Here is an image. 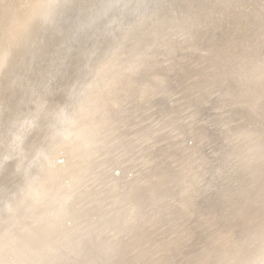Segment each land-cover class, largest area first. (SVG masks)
<instances>
[{"label":"rangeland","instance_id":"obj_1","mask_svg":"<svg viewBox=\"0 0 264 264\" xmlns=\"http://www.w3.org/2000/svg\"><path fill=\"white\" fill-rule=\"evenodd\" d=\"M12 0H0V4L1 5H5L9 2H11ZM104 1V2H103ZM113 1V2H112ZM116 0H47L46 3V8L43 9L41 11V8L35 12V17L33 19L32 25H31V30L27 33V35L25 36V38L23 39L22 42H20L19 44H9V41H2V44L0 42V54L1 52H3L0 55V172L2 173L3 171L6 170V167L11 163V164H19L23 158L24 160L22 162H29V163H33L34 164V169L27 175V177L24 180L23 185L16 191L14 192V194H12L13 197V203L14 204H19V206L21 207H25V208H29L30 206H33L29 211H26V215H24L21 218V222L23 223H30L32 222V220L40 218L41 220H43L44 225H46L48 222H55L59 219V212L54 208H48L46 209V202L44 200H37V195L35 196L34 193L35 192H29V188L31 187V184H38L39 188L45 187V189L50 190L53 189L55 186H59L57 185V183L60 184L59 187V192L57 194V200L59 202H69L71 203L72 207H73V212L77 213L79 215V217H77L76 215L70 216L68 215L70 218H66L64 219V223L62 222L61 227H63L64 230V234L61 235L60 237H57L53 240V250L52 252L49 254V264H61L62 262H66L68 260H75L80 258L81 253H78V251L82 248L83 244H85V240H91V242H94V244H96V248H100L98 251L100 252V263L101 264H188L189 262L191 264H264V151L262 152V154L260 153L262 151V149L264 150V146H263V142H264V127H260V126H264V96L260 97L261 92L264 93V83L262 85V82H264V0H225V1H221V0H215L217 2H212L214 0H165L166 2H168L169 4H167L165 1H162L161 3H159L156 6H152L149 5V1L147 0H117L118 8H117V3L116 5L114 4ZM125 1V3L123 2ZM139 1H142L141 3ZM170 1V2H169ZM203 1H205L203 3ZM210 3H209V2ZM221 1V2H220ZM227 1V3H226ZM239 3H238V2ZM251 1V3H250ZM258 1V2H257ZM122 2V4H121ZM166 4H165V3ZM181 2H184L183 4ZM208 2V3H207ZM223 2V4H222ZM232 2V3H231ZM241 2V3H240ZM249 2V3H247ZM260 2V3H259ZM103 3V4H102ZM127 3V5H126ZM190 3V4H189ZM198 3V4H197ZM207 3V4H206ZM215 3V4H214ZM230 3V5H229ZM235 5H234V4ZM254 3V4H253ZM99 4V5H98ZM107 4H111L110 6ZM114 4V7L113 5ZM131 4V5H130ZM145 4V5H144ZM172 4V5H170ZM182 4V5H181ZM186 4V5H185ZM203 4V5H202ZM206 4V5H205ZM213 4V5H212ZM222 8H221V6ZM225 4V5H224ZM237 4V5H236ZM243 4V5H242ZM251 5V10L250 9V5ZM93 5V6H92ZM97 5V7H96ZM107 5V7H105ZM140 5V6H139ZM141 5H143V7H141ZM162 5V6H161ZM165 5V6H164ZM175 5V6H174ZM200 5V6H199ZM202 5V6H201ZM212 8H211V6ZM217 5V6H216ZM230 7H228V6ZM234 5V6H233ZM239 5V6H238ZM249 5V6H248ZM254 5V6H253ZM116 6V7H115ZM120 6H122L121 8H124L123 10H121ZM124 6V7H123ZM126 6V7H125ZM130 8H129V7ZM152 6V7H151ZM164 6V7H163ZM173 6V7H172ZM189 6H191V10L190 8H188ZM234 10H233V7ZM236 6V7H235ZM238 6V7H237ZM103 7V9H102ZM112 7V8H111ZM151 7V8H150ZM154 7V8H153ZM156 7V8H155ZM171 7V8H170ZM182 7V8H181ZM209 7V8H208ZM218 7V9L216 8ZM243 7V8H242ZM245 7V8H244ZM247 7V8H246ZM249 7V8H248ZM255 7V8H254ZM100 8V9H99ZM108 8H111L110 10H108ZM116 9L114 11V9ZM144 8V9H142ZM158 8V9H157ZM162 8V9H161ZM177 8V10H176ZM186 8V9H185ZM212 14H210L209 10ZM211 8V9H210ZM224 8V9H223ZM232 8V9H229ZM258 10H257V9ZM118 9V11H117ZM128 9V11H127ZM129 9L131 11H129ZM142 9V10H140ZM147 9V12L144 11ZM155 9V10H154ZM157 9V11H156ZM161 9V10H160ZM170 9V10H168ZM181 9V10H180ZM202 9V11H204V13L200 10ZM214 9V10H212ZM216 9V10H215ZM229 9V10H228ZM240 9V10H239ZM244 9V10H243ZM246 9V10H245ZM102 10V11H101ZM121 10V11H120ZM126 10V11H125ZM164 10V11H163ZM172 10V11H171ZM185 10V11H184ZM193 10V11H192ZM197 10V11H196ZM199 10V11H198ZM208 10V11H207ZM223 10V11H222ZM233 10V11H231ZM237 12H236V11ZM244 12H242V11ZM249 10V11H248ZM250 10L253 12V14H251L252 12H250ZM41 11V12H40ZM93 11V12H92ZM109 11V13H108ZM114 11V13H113ZM141 11V12H140ZM168 13H167V12ZM170 11V12H169ZM174 11V12H173ZM179 11V12H178ZM183 13H182V12ZM187 11L190 12V14L187 13ZM217 11V12H216ZM240 11V12H239ZM247 13H246V12ZM259 11V12H258ZM112 12V13H111ZM121 12V13H120ZM122 12H125L124 15ZM129 13V14H126ZM144 12V13H143ZM160 12L162 14H160ZM165 12V13H163ZM199 12V13H198ZM208 12V13H207ZM214 12V13H213ZM219 12V13H218ZM225 12V13H224ZM228 12V14H227ZM250 12V13H248ZM98 13V14H97ZM106 13V14H105ZM108 13V14H107ZM119 13V14H117ZM139 13V14H138ZM143 13L144 17L141 16V14ZM147 13V17L146 14ZM170 13V14H169ZM174 13V14H173ZM182 14L180 16V14ZM221 13V14H220ZM231 13V14H230ZM239 13V14H238ZM242 13V14H241ZM113 14L115 15V17L113 16ZM122 14V15H121ZM148 14H149V18H148ZM152 14V15H151ZM160 14V16L158 15ZM173 14V15H172ZM177 14V15H176ZM179 14V16H178ZM185 14V15H184ZM187 14V15H186ZM196 14V15H195ZM202 16H201V15ZM216 14V15H214ZM227 14V15H226ZM236 14V15H235ZM257 14V15H256ZM261 14V15H260ZM98 15V16H97ZM106 15V16H105ZM108 15V17H107ZM128 15V16H127ZM157 15V16H156ZM170 17H169V16ZM174 17H172V16ZM191 15V16H190ZM205 15V16H204ZM209 15V16H208ZM212 15V16H211ZM214 15V16H213ZM221 17H219V16ZM226 15V16H225ZM231 15V16H230ZM235 15V16H234ZM240 15V16H239ZM246 15V16H245ZM104 16V17H103ZM119 16V17H117ZM164 16V17H163ZM178 16V17H177ZM197 16V17H194ZM217 16V17H216ZM237 16V17H236ZM243 18H242V17ZM258 16V17H257ZM262 16V17H261ZM96 17V18H95ZM143 17V18H142ZM157 17V18H156ZM161 17V18H160ZM167 17V18H166ZM172 17V18H171ZM187 17V18H186ZM190 17V18H189ZM192 17V18H191ZM204 19H203V18ZM207 17V18H206ZM232 17V20H231ZM234 17V19H233ZM246 17V18H245ZM251 17V18H250ZM101 18V19H100ZM106 18V19H105ZM124 18L125 21H124ZM140 18V19H139ZM142 18V19H141ZM148 18V19H147ZM160 18V19H158ZM182 18V19H181ZM195 18V19H194ZM197 18V19H196ZM203 20H202V19ZM208 18H213L211 20L214 21H210V19L208 20ZM219 18V19H218ZM226 19V21L224 22V20L222 19ZM238 21L237 26H236V19ZM249 18V19H247ZM260 18V21H259ZM88 19V20H87ZM94 19V20H93ZM115 19V20H114ZM145 19V23L141 21H143ZM151 19V20H149ZM163 19V20H162ZM176 19V20H175ZM186 19V20H185ZM207 21H206V20ZM219 20V23L218 20ZM231 22H230V20ZM241 19V20H240ZM247 19V20H246ZM101 20V21H100ZM104 23H103V21ZM106 20V21H105ZM109 20V22L107 21ZM112 20V21H111ZM127 20V22H126ZM182 20V21H181ZM187 20H189V23L187 22ZM195 20V22H194ZM197 20V21H196ZM229 20V21H227ZM85 21V22H83ZM95 21V22H94ZM119 21V23H115V22ZM140 21V22H139ZM153 21V23H152ZM162 21V22H161ZM168 21V22H167ZM176 21V22H175ZM179 21V22H178ZM184 21V22H183ZM216 21V22H215ZM248 21L249 24L247 23ZM253 21V22H251ZM256 21V22H254ZM98 22H101L98 23ZM113 22V23H112ZM121 22V24H120ZM122 22L124 24H122ZM157 22V23H156ZM164 22V23H163ZM194 22V24H193ZM201 22V23H200ZM206 22V23H205ZM208 22V23H207ZM215 22V24H214ZM221 22H223L221 24ZM228 22V23H227ZM241 22V23H240ZM81 23V24H80ZM95 23V25H94ZM103 23V24H102ZM107 23V24H106ZM110 23V24H109ZM115 23V24H114ZM126 23V24H125ZM131 23V24H130ZM157 27V28H154ZM211 23V24H210ZM227 25H225V24ZM255 23V24H254ZM93 24V25H92ZM178 24V25H177ZM184 24V25H182ZM187 24V25H186ZM190 26H189V25ZM197 24V25H196ZM199 24L202 26V28L199 26ZM209 24V25H208ZM213 24V25H212ZM231 24V25H229ZM233 24V25H232ZM260 25L256 28L257 25ZM30 25V24H29ZM99 25V26H98ZM112 25V26H111ZM119 25V26H118ZM141 27H140V26ZM144 25V26H143ZM175 25V26H174ZM180 25V26H179ZM208 25V26H207ZM212 25V26H211ZM217 25V27H216ZM223 25V28L221 26ZM240 25V26H239ZM247 25V27H245ZM250 25V26H249ZM105 26H107L106 28H104ZM152 26V28L149 27ZM161 26V27H160ZM165 26V27H164ZM183 26V27H182ZM187 26V27H186ZM196 26V27H195ZM199 26V27H198ZM210 26V27H209ZM215 26V27H214ZM227 26V27H226ZM239 26V27H238ZM111 27V28H110ZM118 27V28H117ZM130 27V28H129ZM176 27V28H175ZM178 27V28H177ZM180 27V28H179ZM185 30L184 31V29ZM204 27V28H203ZM211 29H209V28ZM225 27V28H224ZM256 29H255V28ZM261 27V28H260ZM98 28H103L101 33L99 35V43L97 42L96 46H91L90 49V53H92L91 55V63L90 65L87 67L85 76L82 79V81L75 87L73 95L70 99L71 102H69V104L61 107V108H55L54 105V98L55 95L58 91L60 82L62 77L64 76V74L66 73V70L69 66V63L71 61V57L72 55L75 53V51L78 49V47L83 43V41L86 39V37L92 33H94ZM115 28V30H114ZM121 30H118L120 29ZM127 29L126 31L124 30ZM142 30H140V29ZM147 28V29H146ZM167 28V29H166ZM175 28V29H174ZM189 28V29H188ZM199 30H197V29ZM201 28V29H200ZM208 28V29H206ZM219 30L218 32L215 30ZM220 28H222L221 31ZM227 28V29H226ZM242 28V29H241ZM259 28V29H258ZM91 29V30H90ZM105 29V30H104ZM122 29L125 31L123 32L124 34L121 33ZM146 29V30H145ZM156 29V30H155ZM157 29H161V31L157 30ZM164 29V30H163ZM231 29V31H230ZM239 29V30H238ZM249 29V30H248ZM255 29V30H254ZM112 30V31H111ZM117 30V31H116ZM155 30V31H153ZM169 32H168V31ZM174 30V33H173ZM190 30V31H189ZM193 30V31H191ZM212 32H211V31ZM225 30V31H224ZM236 30V31H235ZM251 30V31H250ZM253 30V32H252ZM257 30V31H256ZM109 31V32H108ZM128 31V32H127ZM141 31V32H140ZM153 31V32H152ZM197 31H199L200 33L202 32V34L198 33ZM208 31V32H207ZM216 31V33H215ZM222 33H221V32ZM233 31L236 32L233 34ZM242 31V32H241ZM87 32V33H86ZM89 32V33H88ZM112 32V33H111ZM116 32V33H115ZM149 34H146V33ZM152 32V33H151ZM176 32V33H175ZM182 32V33H181ZM190 33L189 35L187 33ZM207 32V33H205ZM211 32V33H210ZM230 32V33H229ZM239 32V33H238ZM256 32V34H255ZM110 33V34H109ZM121 33V34H120ZM127 33V34H126ZM161 33V34H160ZM171 33V34H170ZM186 33V34H185ZM198 33V34H196ZM203 33H205V35H203ZM215 33V34H214ZM228 33V36L227 34ZM232 33V34H231ZM258 33V34H257ZM157 34V35H156ZM165 36H164V35ZM169 34V35H167ZM179 34V35H178ZM192 34V35H191ZM200 34V35H199ZM209 34V35H208ZM224 34V36H223ZM245 34V35H244ZM254 34V35H253ZM261 34V35H260ZM122 35V36H120ZM144 35V36H143ZM148 35V36H147ZM160 35V36H159ZM177 35V36H176ZM188 35V37L186 36ZM195 35V36H194ZM199 36V38L197 36ZM203 36H207L205 38L202 37ZM212 35H214L212 37ZM226 35V36H225ZM233 35V36H231ZM235 35V36H234ZM260 35V36H259ZM263 35V36H262ZM83 36V37H82ZM86 36V37H85ZM111 36V37H110ZM116 36V37H115ZM118 36V37H117ZM169 36V37H168ZM176 36V37H175ZM182 36H184L182 38ZM193 38H191V37ZM201 36V37H200ZM209 36V37H208ZM217 36V37H216ZM238 38H237V37ZM257 36V37H256ZM75 37V38H74ZM109 37L111 39H109ZM114 37V38H113ZM123 37V41L122 38ZM144 37V38H142ZM148 37V38H147ZM150 37V38H149ZM168 37V38H167ZM173 37V38H172ZM182 38L181 40H179L180 38ZM212 37V38H211ZM224 37V38H222ZM228 37H230L228 39ZM235 37V38H234ZM244 37V38H243ZM251 37V38H250ZM253 37V38H252ZM113 38V39H112ZM177 38H179L177 40ZM203 38V40H202ZM215 38V39H214ZM219 38H222L219 40ZM232 38H234V40H232ZM118 41H116V40ZM142 39V40H141ZM147 39V40H146ZM161 39V42H160ZM165 39V40H164ZM171 39V40H170ZM190 39V40H189ZM201 39V40H200ZM208 39V40H207ZM213 39V40H212ZM224 39V40H223ZM228 39V40H226ZM239 39V40H236ZM263 41H262V40ZM83 40V41H82ZM146 40V43H145ZM154 40V41H153ZM163 40L165 41V43L163 42ZM174 40V41H173ZM185 40V41H184ZM196 40V41H195ZM206 40V42H205ZM215 40V41H214ZM242 40V41H241ZM247 40V41H246ZM253 40L255 42H253ZM259 40V41H258ZM115 41V42H114ZM148 41V42H147ZM152 41V42H151ZM156 41V42H155ZM198 41H200L198 43ZM217 41V42H216ZM225 41V42H224ZM234 41V42H233ZM238 41V42H236ZM104 42V43H103ZM109 42V43H108ZM113 42V43H111ZM150 42V43H149ZM173 42V43H172ZM195 42V43H192ZM228 42V44H227ZM231 42H233L231 44ZM250 42V43H249ZM5 43V44H3ZM116 43V44H115ZM144 44V46L142 44ZM148 43V44H147ZM204 43V45H203ZM206 43V44H205ZM211 43H213V45H211ZM215 43V44H214ZM217 43V44H216ZM219 43V44H218ZM235 43V45H233ZM241 45H240V44ZM247 43V44H246ZM9 44V47H8ZM100 44V45H99ZM114 44V45H113ZM118 44V45H117ZM168 44V45H166ZM172 46H170V45ZM174 44V45H173ZM178 44V45H177ZM184 44V46H183ZM224 44H227V46L224 47ZM246 44V45H244ZM258 44V45H257ZM3 45V46H2ZM104 45V46H103ZM110 46V48L108 46ZM113 45V46H112ZM127 45V48H126ZM150 45V46H149ZM157 45L159 47H157ZM162 45V46H160ZM176 45V46H175ZM186 45V50L184 49ZM193 45V46H192ZM197 45V46H196ZM208 45V47H207ZM221 45V46H219ZM239 45V46H238ZM243 45V46H242ZM2 46V47H1ZM142 46V47H141ZM149 46V47H146ZM153 46V47H152ZM156 46V47H155ZM169 46V47H168ZM189 46V48H188ZM196 46V47H194ZM202 46L203 49H202ZM210 46V47H209ZM218 46V47H216ZM230 46V48H229ZM232 46V47H231ZM239 47L241 50H239ZM257 46V47H256ZM174 50H173V48ZM177 47V48H176ZM184 47V48H183ZM194 47V48H193ZM223 49H222V48ZM243 47V48H242ZM246 49H245V48ZM248 47V48H247ZM12 48V49H11ZM99 48V49H98ZM112 48V50H111ZM122 48V49H121ZM142 48V50H140ZM150 48V49H149ZM155 48V49H153ZM166 48H169L168 51ZM201 48V49H200ZM206 48V49H205ZM212 48V49H211ZM226 48V50H225ZM235 48V49H234ZM10 49V51H9ZM18 49V50H17ZM116 49V50H115ZM128 49V50H127ZM156 49H159L158 51H156ZM163 49V50H162ZM178 49V50H177ZM198 49V50H195ZM210 49V50H209ZM229 49V50H228ZM258 49V50H257ZM4 50V51H3ZM7 50V51H6ZM17 50V52H16ZM75 50V51H74ZM108 50V51H107ZM166 50V51H165ZM182 50V52H181ZM209 50V51H208ZM214 50V51H213ZM228 50V51H227ZM231 50V51H230ZM233 50V51H232ZM251 50V51H250ZM104 51V52H103ZM110 51V52H109ZM141 51V52H139ZM144 51V53H143ZM150 54H147L148 52H151ZM153 51L155 52L153 53ZM171 51V52H169ZM179 51V52H178ZM187 51V52H186ZM197 51V52H195ZM212 51V52H211ZM226 51V52H225ZM236 51V52H235ZM6 52V54H5ZM106 52V53H105ZM146 52V53H145ZM167 52V53H166ZM175 52L173 55L172 53ZM195 52V53H194ZM202 54H201V53ZM205 52V53H204ZM216 52V53H215ZM235 52V54L233 53ZM238 52V53H237ZM252 52V53H251ZM162 53V54H161ZM172 57H171V55ZM178 53V55H177ZM200 57H199V55ZM205 56H204V54ZM208 53V54H207ZM222 53V54H221ZM240 53V55H239ZM248 55H246V54ZM260 53V54H259ZM6 56H5V55ZM108 54V55H105ZM140 54V55H139ZM161 54V55H160ZM164 54V55H163ZM193 54V55H191ZM221 54V55H220ZM229 54V56H228ZM120 55V56H119ZM136 57H135V56ZM146 59H144V57ZM154 55V56H153ZM159 55V56H158ZM168 55V56H166ZM182 55V56H181ZM196 57H195V56ZM202 55V56H201ZM233 55H235L233 57ZM242 56L241 58H237ZM244 55V56H243ZM258 55V56H255ZM107 58H106V57ZM148 58H147V57ZM150 56H153L150 58ZM160 56L162 57L161 60H163L164 62L162 63V61L159 59ZM182 57L181 58H179ZM190 56V57H189ZM211 56V57H210ZM214 56V57H213ZM228 59L225 58V57ZM4 57V58H3ZM104 57V58H103ZM133 57V58H132ZM165 57V58H164ZM169 57V58H166ZM179 59H178V58ZM199 57V58H198ZM207 57V59L204 61V59ZM216 57V58H215ZM250 59H249V58ZM103 58V59H101ZM141 58V59H140ZM143 58V59H142ZM150 58V59H149ZM173 58V59H172ZM185 58V59H184ZM213 61H212V59ZM219 58V59H217ZM225 58V59H224ZM230 58V59H229ZM255 58V59H254ZM258 58V60H257ZM261 58V59H260ZM67 59V60H66ZM104 59L106 60L104 63ZM156 61H155V60ZM175 59V61H174ZM211 59V60H210ZM241 61H240V60ZM21 60V61H20ZM131 60V62H130ZM185 62H183V61ZM198 61V63H195ZM217 60H221V61H217ZM230 60V61H229ZM233 61V65L232 61ZM243 60V61H242ZM43 61V62H42ZM129 61V62H128ZM138 61V62H135ZM144 61V62H143ZM152 61V62H151ZM154 61V62H153ZM189 61V62H188ZM204 61V62H203ZM208 61V63H207ZM211 61V63H210ZM225 61V63H223ZM236 61V62H235ZM246 61V62H245ZM261 61V62H260ZM95 62V63H94ZM135 62V63H134ZM141 64H140V63ZM143 62V63H142ZM149 62V63H148ZM156 62V64H155ZM180 62V64L178 65V63ZM202 64H201V63ZM213 62V63H212ZM221 62V64H220ZM227 62V63H226ZM246 64V65H244ZM100 63H104L107 65H102L100 66ZM130 63V64H129ZM148 63V64H147ZM154 65L153 68H151V64ZM161 63V66H160ZM166 63V65H164ZM174 63V64H172ZM188 63V64H187ZM196 66H195V64ZM217 63V64H215ZM239 63V64H238ZM253 63V64H252ZM260 63V65L258 64ZM140 64V65H139ZM145 66H144V65ZM150 64V66H149ZM159 64V65H158ZM168 64V65H167ZM193 65L191 67V65ZM199 64V66L197 65ZM204 64V65H203ZM213 64V65H212ZM230 67V68H226L223 66ZM229 64V65H228ZM252 64V65H251ZM254 64L256 65L254 67ZM6 65V66H5ZM99 65V66H98ZM127 65V67H125ZM135 67H134V66ZM136 65H138L136 68ZM174 65V66H173ZM187 65V66H186ZM208 67H206V66ZM212 65V67L210 66ZM216 65V66H214ZM231 65H233L231 68ZM258 65V66H257ZM144 67L142 69V67ZM147 66L149 68H147ZM167 66V67H166ZM189 66V67H188ZM202 66V67H201ZM205 66V67H203ZM218 66V68H216ZM223 66V67H221ZM237 66V68H236ZM263 66V67H262ZM101 67V68H100ZM105 67V69H104ZM125 67V68H124ZM132 67V68H131ZM141 67V68H140ZM162 67V68H161ZM168 68V70L166 68ZM173 67V68H172ZM179 67V68H177ZM201 67V68H200ZM243 69H241V68ZM248 67V68H247ZM252 69H251V68ZM92 68V69H91ZM110 68V69H109ZM130 68V69H129ZM135 68V69H134ZM151 68V69H150ZM155 68V69H154ZM170 68V69H169ZM188 70H187V69ZM203 68V70H201ZM205 68V69H204ZM218 70H216V69ZM224 68V70H223ZM254 68V70H253ZM258 68V69H257ZM94 69V70H93ZM99 71H98V70ZM127 69V70H126ZM129 72V70H131ZM138 69V70H137ZM145 69H147L146 71H151L148 72L146 74ZM149 69V70H148ZM154 71H153V70ZM161 69V70H160ZM164 69V70H163ZM181 69V70H180ZM200 69V70H199ZM233 69V70H232ZM249 69V70H248ZM251 69V70H250ZM256 69V70H255ZM102 70V71H101ZM105 70V71H104ZM125 70V71H124ZM142 70V72H141ZM157 70V71H156ZM160 70V72L158 71ZM172 70V72L170 71ZM197 70V71H195ZM207 70V72H206ZM211 70V71H209ZM244 70V71H243ZM247 70V71H246ZM124 71V72H123ZM136 71V73H135ZM138 71V72H137ZM140 71V72H139ZM164 71V72H162ZM182 71V72H181ZM185 71V72H184ZM188 71V72H187ZM209 71V73H208ZM215 71V72H214ZM253 71V72H252ZM255 71V72H254ZM115 72V73H114ZM117 72V73H116ZM120 72L123 74H120ZM145 72V73H144ZM155 72V73H154ZM174 72V73H173ZM179 72V73H178ZM192 72V73H191ZM198 72V73H197ZM206 76H203L202 73ZM211 72V74H210ZM222 72V74H219ZM232 72V74H230ZM238 72V73H237ZM239 75V73H241ZM251 76L250 78V75ZM128 73V74H127ZM130 73V75H129ZM135 73V74H134ZM138 73V75H137ZM144 73V74H142ZM155 75H154V74ZM172 75H171V74ZM177 73V74H175ZM180 73H184L183 75ZM189 73V74H188ZM196 73L198 76V78H201L198 80ZM200 73V74H199ZM206 73V74H205ZM252 73V74H251ZM256 73V74H255ZM3 74V75H1ZM113 74V75H112ZM126 74V75H125ZM132 74V75H131ZM150 74H153L152 76ZM158 74V75H157ZM167 74V75H166ZM180 74V76H179ZM192 74V75H190ZM207 74H210V78L207 77ZM216 74V75H215ZM218 74V77H217ZM226 74H230L228 75V79ZM234 74V75H233ZM260 74V75H258ZM87 75V76H86ZM98 75V76H95ZM146 75V76H145ZM177 75V76H176ZM189 75V76H188ZM226 77H223V76ZM237 75V76H236ZM93 76V78L91 77ZM111 76V77H110ZM114 76H116L114 78ZM121 76V78H120ZM127 76V77H126ZM129 76V77H128ZM137 76V77H136ZM139 76V77H138ZM141 76H145V77H141ZM154 77L155 79L157 77V80H155L154 78L150 77ZM170 76V77H169ZM187 78H186V77ZM201 76V77H200ZM212 76V77H211ZM222 76V77H221ZM231 76H236L235 79L234 77ZM244 76V77H243ZM96 77V78H95ZM123 77H125L126 79H124ZM134 77V78H132ZM160 77V78H159ZM179 77V78H178ZM184 77V78H183ZM193 78L192 80L189 78ZM216 77V80H215ZM220 77V78H219ZM242 77V78H241ZM260 77V78H259ZM136 78V79H135ZM142 78V80H141ZM172 78V79H171ZM174 78V79H173ZM195 78V79H194ZM202 78H205V80H203ZM219 78V79H218ZM225 78V79H224ZM250 78V79H249ZM257 78V79H255ZM6 79V80H5ZM11 79V80H10ZM89 79H93L92 81H90ZM99 79V80H98ZM104 79V80H103ZM109 79V80H108ZM125 81H124V80ZM131 79V81H130ZM133 79V81H132ZM135 79V80H134ZM162 81L160 83V80ZM167 79V80H166ZM177 79V80H176ZM180 81H179V80ZM189 84L187 83L188 81ZM197 79V80H196ZM209 79V80H207ZM218 79V80H217ZM224 81H222V80ZM232 80V82L229 81ZM242 79V81L240 82V80ZM253 79V80H251ZM263 81H261V80ZM95 80V82H94ZM102 80V81H101ZM108 80V82H106ZM116 82H115V81ZM117 80L119 82H117ZM129 80V81H128ZM146 80V81H145ZM159 80V81H158ZM195 80V81H194ZM213 80V82H212ZM228 82H226V81ZM237 80V81H236ZM239 80V81H238ZM251 80V81H250ZM255 80L257 82H255ZM99 81V82H97ZM112 81V82H111ZM138 81V82H137ZM143 81V82H142ZM150 81V82H149ZM155 81V82H153ZM166 81V82H165ZM184 81V82H183ZM195 83H194V82ZM200 81V82H199ZM205 81V82H204ZM207 81V82H206ZM218 81L220 83V81L223 84H219ZM243 81H247L245 82V85L243 83ZM255 82V83H252ZM89 82V83H88ZM110 82V83H109ZM127 82V83H125ZM129 82L131 83V85L129 84ZM137 82V83H136ZM142 82V83H141ZM144 82H146L144 84ZM176 82V83H175ZM178 82V83H177ZM180 82V83H179ZM194 84H191V83ZM210 82V84H209ZM215 82V83H214ZM226 82V83H225ZM235 82V84L238 85V87L233 84ZM241 84H238V83ZM249 82V83H248ZM260 82V83H259ZM82 83V84H81ZM83 83L85 85H83ZM94 85L92 86L91 85ZM105 83V84H104ZM113 83L114 85L111 86ZM150 85H149V84ZM155 83L157 84L155 87ZM172 83V84H171ZM174 83V84H173ZM203 83V84H202ZM211 83H213L211 85ZM229 84V86H226L224 84ZM243 83V84H242ZM247 83V84H246ZM252 83V84H251ZM9 84V86H8ZM140 84V85H139ZM142 84H144L143 86H141ZM148 84V85H147ZM163 84V86H162ZM168 84V85H167ZM180 84V85H179ZM183 84V85H182ZM185 84V85H184ZM198 84V85H197ZM209 84V85H208ZM214 84L218 89L219 92H217L216 87L214 86ZM222 85V87L218 86ZM233 84V85H232ZM257 85V86H253V85ZM91 85V87H90ZM97 85V86H95ZM106 88H104L103 86ZM134 89H133V86ZM145 85L147 87H145ZM152 85V86H151ZM159 85V86H158ZM193 85V87H192ZM194 85L196 86V89H191L195 88ZM204 85H206L204 87ZM208 85V86H207ZM234 88L235 93H239V94H234L232 91L233 89L229 87L231 86ZM247 87L250 86V87ZM87 86V87H85ZM89 86V87H88ZM119 89H118V87ZM121 86V87H120ZM123 86V88H122ZM137 86V87H136ZM140 86V88H139ZM164 87V88H159V87ZM181 86L183 87V89H181ZM186 86V87H185ZM190 86V87H189ZM210 86V87H209ZM246 88H245V87ZM253 86V87H252ZM83 87V88H82ZM86 89H85V88ZM102 87V90H101ZM127 87V88H126ZM129 87V89H128ZM144 87V88H143ZM175 87V88H174ZM178 87V88H177ZM180 87V88H179ZM219 87V88H218ZM225 89H224V88ZM227 87V88H226ZM240 87V88H239ZM243 87V88H242ZM255 87V90H254ZM260 87V88H259ZM6 88V89H5ZM93 88V89H92ZM104 88V89H103ZM117 88V90L115 89ZM131 88V89H130ZM150 88V89H148ZM156 88V89H153ZM157 88H159L157 90ZM192 92V94L189 92ZM198 88V89H197ZM202 88V89H201ZM209 90H207V89ZM214 88V90L212 89ZM237 90H236V89ZM253 88V89H252ZM262 88V89H261ZM88 89V90H87ZM95 89V91H94ZM98 89V91L96 90ZM100 89V90H99ZM122 89V90H121ZM139 89V90H138ZM170 89V90H169ZM173 89V90H171ZM187 89V90H185ZM206 89V90H205ZM212 91H211V90ZM241 91H240V90ZM247 89V90H246ZM258 89V90H257ZM261 89V91H260ZM6 90V91H5ZM9 90V91H8ZM85 90V91H84ZM89 91V96L87 94V91ZM104 90V91H103ZM110 90V91H108ZM124 90V91H123ZM134 92V98L133 97V92ZM138 90V91H137ZM145 90V91H143ZM150 90V92H152L153 94L150 95L151 93H148ZM169 90V91H168ZM176 90V91H175ZM184 90L187 92H185L184 94ZM196 90H199L197 92H195ZM202 90V91H201ZM223 90V91H221ZM228 90H230V92H228ZM251 90V92H250ZM78 91V92H77ZM82 91V92H80ZM117 93H116V92ZM123 91V92H121ZM130 91V93H129ZM140 91V92H139ZM143 91V92H142ZM168 91V94H167ZM183 91V92H182ZM204 91V92H203ZM206 91V92H205ZM208 91V92H207ZM213 92V94L211 92ZM254 91V93H253ZM3 92V94H2ZM9 92V93H8ZM85 92V94H84ZM95 92V95H94ZM105 92V93H103ZM136 92V93H135ZM142 92V93H141ZM146 92V93H145ZM158 92V94L162 95V96H157L158 94L155 93ZM162 92V93H161ZM172 92V93H171ZM181 92V93H180ZM194 92V93H193ZM226 94H224V93ZM241 92V93H240ZM244 94H243V93ZM260 92V93H259ZM7 93V94H6ZM13 94L10 95L9 94ZM92 93V94H91ZM103 93V95H102ZM114 93V94H113ZM120 93V94H119ZM141 93V94H140ZM176 93V94H175ZM178 93V95H177ZM189 93V94H188ZM205 94V96L202 95ZM220 93V94H219ZM263 93L261 95H263ZM79 94V95H78ZM81 94V95H80ZM91 94V95H90ZM111 96H110V95ZM118 94L120 96H118ZM136 94V96H135ZM140 94V95H137ZM171 94V95H169ZM172 94H175L174 96H176L174 98H170L172 96ZM184 94V98L187 100H185L183 98ZM196 94V97L195 95ZM207 94V95H206ZM212 94V95H211ZM217 94V95H216ZM220 96H219V95ZM243 96H242V95ZM249 94V96L247 95ZM252 94V95H251ZM94 95V97L92 96ZM99 95V97H97ZM110 96V98L107 97ZM112 95H114L115 97H113ZM126 95V96H125ZM149 95V96H148ZM154 95V96H153ZM198 95V96H197ZM209 95V96H208ZM215 96V101L214 100V96ZM228 98H227V96ZM235 95V96H234ZM246 95V96H244ZM3 96V97H2ZM9 96V98H8ZM80 96V97H79ZM83 96V98H82ZM87 96V97H86ZM102 96V97H101ZM117 96V97H116ZM121 96H124L121 98ZM130 96V98H129ZM140 99H137L139 98ZM146 96V98H145ZM158 101H156V98ZM169 96V97H168ZM192 96V97H191ZM208 96V98L206 97ZM212 96V99H211ZM219 96V97H218ZM239 98H238V97ZM242 96V98H240ZM76 97V98H75ZM80 99H79V98ZM89 97V98H88ZM107 97V98H106ZM120 97V98H118ZM137 97V98H136ZM151 97V98H149ZM178 97H180L178 99ZM182 97V98H181ZM198 97V100H197ZM204 97H206L204 99ZM233 97H236L235 100L231 99ZM245 97V98H244ZM251 97V98H249ZM6 98V100H4ZM16 98V100H15ZM74 98L77 99L74 101ZM114 98V100H113ZM128 98V100L126 99ZM136 98V99H135ZM154 98V100H153ZM161 98V99H159ZM192 100H191V99ZM195 98L196 102L193 101ZM254 98V99H253ZM262 98V99H260ZM8 99V101H7ZM10 99V100H9ZM81 99H84L83 101H80ZM97 99V100H96ZM101 99V101H100ZM133 99V101H132ZM145 99V100H144ZM172 99V100H171ZM190 99V101H189ZM202 99V100H201ZM211 99V100H210ZM226 99L227 102H226ZM239 99V100H238ZM245 102H244V100ZM79 100V101H78ZM94 100V101H93ZM107 101V103L103 102V101ZM110 100V101H109ZM116 100V101H115ZM120 100V101H118ZM126 100V102L124 101ZM138 103H137V101ZM144 100V102L142 101ZM151 100V101H149ZM160 100V101H159ZM208 100L211 101L210 107L207 106L209 105L210 101L208 102ZM214 100V101H213ZM219 100V101H218ZM225 100V101H224ZM242 100V101H241ZM248 100V101H247ZM125 103H124V102ZM139 101L141 102V104L139 103ZM146 101L148 102V105L146 104ZM198 101V102H197ZM200 101V102H199ZM214 103H213V102ZM221 101V102H220ZM241 101V102H240ZM255 101V104H254ZM261 101V102H259ZM263 101V102H262ZM10 102V104H9ZM15 102V103H14ZM103 104H102V103ZM117 102H119V104H117ZM122 102V103H121ZM130 102V103H129ZM153 102V103H150ZM155 102L157 104H155ZM160 102V103H159ZM179 102V103H178ZM190 102H193V104L191 103L189 105ZM202 102H204V105ZM206 102V103H205ZM223 102V103H222ZM261 104L258 105L260 107H256L257 104ZM5 103V104H4ZM8 103V104H7ZM79 103V104H78ZM87 103V105H86ZM94 103L96 105H94ZM115 103V104H114ZM129 103V106L127 105ZM136 103V104H135ZM145 103V105H143ZM186 103V104H183ZM188 103V104H187ZM197 103L199 104L197 106ZM208 103V104H207ZM218 106H217V104ZM223 104L227 103L224 107ZM231 105H230V104ZM243 105H242V104ZM252 103V104H251ZM257 103V104H256ZM3 104V105H2ZM73 104V105H72ZM77 104V105H76ZM102 104V107L101 105ZM124 105L122 107V105ZM132 104V105H131ZM134 104V106H133ZM138 104V108L136 107V105ZM151 104H153L151 106ZM162 106H161V105ZM166 104V105H165ZM180 104V105H179ZM229 104V105H228ZM234 104V105H233ZM245 104V105H244ZM7 105V106H6ZM10 105V107H9ZM71 105V106H70ZM100 105V106H99ZM106 105V106H105ZM110 105V106H109ZM112 105V108H111ZM117 105V106H116ZM204 105L202 108H200L199 106ZM214 105V107H213ZM237 105V106H236ZM241 105V106H239ZM3 106H5L3 108ZM14 107L12 109V107ZM73 106V107H72ZM98 106V107H97ZM116 106V107H115ZM150 106V107H149ZM154 106V107H153ZM171 106V107H170ZM174 106V107H172ZM181 106V107H180ZM183 106L185 108H183ZM188 106V107H187ZM192 107V110L194 108L193 111H190ZM216 106V107H215ZM221 106L220 108L217 109V107ZM234 106V107H233ZM246 106V108H245ZM263 106V107H262ZM8 107V109H7ZM78 107V108H77ZM87 107V108H86ZM95 107V109H94ZM97 107V108H96ZM120 107V109L118 108ZM127 107V108H126ZM132 107V108H131ZM145 107V109H144ZM149 107L148 110H146ZM153 107V108H151ZM176 107V108H175ZM196 107V108H195ZM199 107V108H198ZM204 107H208L209 109H211V107H213L212 111L210 110V112ZM252 107V108H251ZM69 108V109H67ZM71 108V109H70ZM84 108V109H83ZM92 108V109H91ZM117 110H115V109ZM132 110H131V109ZM140 108V111H139ZM144 110H142V109ZM188 108V109H187ZM190 108V109H189ZM215 108V109H214ZM227 108V109H226ZM239 110H237V109ZM247 108L250 110H247ZM7 109V110H6ZM73 109V110H72ZM106 109V111H104ZM108 109V110H107ZM115 111H112V110ZM119 109V110H118ZM123 109V110H122ZM129 109V110H128ZM155 109V110H154ZM175 109H178L175 111ZM189 110V111H185V110ZM200 111H198V110ZM223 109H226V113L227 115L225 116V111ZM230 109V110H229ZM233 109V110H232ZM259 109V110H256ZM262 109V110H261ZM9 110V111H8ZM12 110V111H10ZM102 112H101V111ZM110 110V111H109ZM122 110V111H120ZM127 110V112H126ZM131 110V111H130ZM136 110V112H135ZM160 110V111H159ZM214 110H217V112L220 110L222 112H224V114L222 112H218V116H216ZM244 110V111H243ZM256 110V111H255ZM261 110V111H260ZM14 111V112H13ZM68 111V112H67ZM98 111V112H97ZM129 111V112H128ZM133 111V112H132ZM140 112V115L138 114ZM151 111V112H150ZM153 111V112H152ZM172 111V112H171ZM178 111V112H177ZM183 111V113H182ZM206 111V112H205ZM228 111V112H227ZM236 111V112H235ZM247 111L249 112V114L247 113ZM254 111V113H253ZM263 111V112H262ZM93 112V113H92ZM108 112V113H107ZM111 112V113H110ZM131 112L135 115H132ZM135 112V113H134ZM155 112V114H154ZM187 112L188 114V118L190 117V119L193 117L194 120L193 123L195 127H193L190 121V119L188 120L190 122L187 123L185 122L187 120V115L185 116ZM201 112V113H199ZM213 112V113H212ZM234 112V113H233ZM240 114H238V113ZM5 113V114H4ZM11 115H10V114ZM85 113V114H84ZM107 113V114H106ZM115 113V116H114ZM122 113V115L120 114ZM128 115H127V114ZM144 113V114H142ZM149 113V114H148ZM174 114V118H173V114ZM195 113V115H194ZM198 113V115H197ZM205 115H204V114ZM228 113L230 116H228ZM237 113V114H235ZM256 113V114H255ZM263 113V115H261ZM4 114V117H3ZM7 114V115H6ZM9 114V115H8ZM131 114V115H130ZM139 116H138V115ZM146 117L143 118V116ZM152 114H154L153 116H151ZM163 114V115H162ZM183 114V115H182ZM214 114V115H213ZM253 114V115H252ZM259 114V115H258ZM110 115V116H109ZM126 115V116H125ZM130 115V116H129ZM182 115V116H181ZM201 115V116H200ZM208 115V116H207ZM222 117H221V116ZM232 115V116H231ZM243 115V116H242ZM246 115V116H245ZM263 117H261V116ZM82 118H81V117ZM97 116V117H96ZM100 118H99V117ZM107 118L110 117L108 120L103 118ZM122 116V117H120ZM135 118V120L132 119ZM138 116V118H137ZM156 116V117H154ZM160 116V117H159ZM171 116V117H170ZM176 116V117H175ZM181 116V117H180ZM196 116V117H195ZM198 116V117H197ZM206 116V118H205ZM225 117L224 121L223 118ZM8 117V118H7ZM63 117V118H62ZM93 117V119H92ZM113 117V119H112ZM126 117V118H124ZM140 117V118H139ZM153 117V118H152ZM185 117V118H184ZM202 117V118H200ZM211 117V119H207ZM214 117V118H213ZM220 117V118H219ZM229 117V120L228 118ZM255 117V119H254ZM260 118V121L258 118ZM3 118V119H1ZM84 118V119H83ZM117 118V119H116ZM123 118V119H122ZM131 118V119H130ZM159 118V119H157ZM164 118V119H163ZM173 120H172V119ZM179 118V119H178ZM184 122H183V120ZM198 118V119H197ZM200 118V119H199ZM207 120H205V119ZM227 118V119H226ZM235 118V121H234ZM239 118V119H238ZM244 118V119H243ZM7 119V120H6ZM9 119V120H8ZM12 119V120H11ZM86 119V120H85ZM98 119V120H97ZM104 119V120H103ZM125 119V121H124ZM143 119H145L144 121H142ZM168 119V120H167ZM212 119H214L215 121H213ZM248 119H249V123H248ZM129 120V122H128ZM132 120V121H131ZM138 121V122H134V121ZM161 121L160 123L157 121ZM177 120V122H176ZM199 120L201 122H199ZM205 120V121H204ZM211 120V121H210ZM220 120V122H219ZM5 121V122H4ZM7 121V122H6ZM98 121V123H97ZM104 121V122H103ZM106 121V122H105ZM117 121V122H116ZM123 121V122H122ZM127 121V122H126ZM142 121V123H141ZM156 121V122H155ZM165 121V122H164ZM183 122L182 124L179 122ZM214 124H220L222 128V131L218 125L215 124V126L212 128V126ZM228 121V122H226ZM234 121V122H233ZM243 123H242V122ZM11 122V123H10ZM96 122V123H95ZM112 122V123H111ZM120 122V123H119ZM125 122V123H124ZM135 124H133V123ZM169 122V123H168ZM171 122V123H170ZM174 122V123H173ZM204 122V125L202 124ZM206 122V123H205ZM208 122V123H207ZM213 125H210L211 123ZM233 122V123H232ZM237 122V123H236ZM240 122V123H239ZM259 122V124L257 123ZM263 122V123H262ZM2 123V124H1ZM6 123V124H5ZM95 123V124H94ZM100 123V124H99ZM114 123V124H113ZM117 123L121 124V126L123 128H121L119 126V124L117 125ZM127 123V124H126ZM129 123V124H128ZM130 123H132L133 125H131ZM152 123V124H151ZM155 123V125H154ZM186 123V125H185ZM199 123L202 125V127H200ZM227 124V125H224ZM231 123V124H230ZM246 123V125H244ZM248 123V124H247ZM257 123V125H256ZM138 124V125H137ZM141 124V126L139 125ZM156 124L158 125V128L156 126ZM160 124V126H159ZM165 124V125H164ZM185 125L186 129L183 128L181 129L182 125ZM187 124H189L191 126H188ZM197 124V125H196ZM223 124V125H222ZM235 126H234V125ZM242 124V125H240ZM254 124V125H253ZM97 125V126H96ZM124 125V126H123ZM129 125V126H128ZM143 125L144 128L142 127ZM151 125V126H150ZM163 125V126H162ZM181 126L178 128V126ZM207 127H206V126ZM233 125V127H232ZM84 126V127H83ZM95 126V128H94ZM102 126V127H101ZM107 126V127H106ZM114 126V127H113ZM119 126V127H118ZM167 128H166V127ZM169 126V127H168ZM175 126V127H174ZM198 126V127H197ZM204 126V127H203ZM228 126L230 128H228ZM246 126V127H245ZM76 127V128H75ZM107 129H106V128ZM110 127V128H109ZM117 127V128H116ZM128 127V128H127ZM142 127V128H141ZM164 127V129H163ZM172 127V128H171ZM180 131H177V129ZM192 127L195 129V132H192L193 129ZM208 128V133L206 131V128ZM44 128H48V136L46 138V141L44 143L43 146H41L39 148L38 153L35 156H30V149H32L35 146V136L38 135L39 133H41ZM98 128V129H97ZM112 128V129H111ZM115 130H114V129ZM120 128V129H119ZM130 128V129H129ZM131 128H134L133 130ZM149 128V129H147ZM151 128V129H150ZM170 128V131H169ZM205 128V129H202ZM213 131H212V129ZM258 128V129H257ZM260 128V130H259ZM92 129V130H91ZM109 130H113L111 134H107L111 131L108 132ZM138 129V131H137ZM141 129H143L142 131H140ZM147 129V130H146ZM162 129V131H160ZM168 129V130H167ZM177 131H175V130ZM197 129L199 132L202 131L206 133V135L201 134L202 136H200V133L197 132ZM201 129V130H200ZM219 131H217V130ZM232 129V130H231ZM241 129V130H240ZM251 129V130H250ZM256 129V130H254ZM2 130V131H1ZM77 130V131H76ZM83 130V132H82ZM95 130V131H93ZM98 130V131H97ZM107 130V131H106ZM120 130V133H119ZM123 130V131H122ZM127 130V131H126ZM147 132H146V131ZM157 132H156V131ZM167 130V131H165ZM183 130H185V132H183ZM215 130V132H214ZM227 130V131H226ZM260 132H259V131ZM262 130V131H261ZM97 131V133H96ZM105 131V132H104ZM116 131V132H115ZM122 132H128L126 133L127 135H125ZM134 131V133H133ZM153 133H152V132ZM189 131V135L188 134ZM217 132H223V134L217 133ZM229 131V132H228ZM238 131V132H237ZM249 131V132H248ZM4 132V133H3ZM79 132V133H78ZM90 134H89V133ZM99 132H104L99 134ZM118 132V133H117ZM138 132V134H137ZM140 132L144 133L145 135L140 134ZM156 132V135H154ZM165 135L163 136L162 133ZM170 132V133H169ZM176 132V133H175ZM178 132H180L179 134L185 133L184 138H182L183 136H180L178 134ZM194 134H192V133ZM211 132V133H210ZM224 132H228L227 134ZM262 132V133H261ZM115 133V134H114ZM117 133V134H116ZM148 133V134H147ZM152 133V134H151ZM160 133V134H158ZM169 133V134H168ZM197 133V134H196ZM199 136H196L198 135ZM214 133V135H212ZM231 133V134H230ZM239 135H236L238 134ZM257 133V135H255ZM143 136V138H140ZM194 135L198 141H194V136L193 137H189L190 135ZM225 134V135H224ZM241 134V135H240ZM250 134V135H249ZM261 134V135H260ZM3 135V136H2ZM82 135V136H81ZM91 139H89V136H91ZM104 135V136H103ZM110 135V137L108 136ZM116 135V137L114 136ZM122 135V136H121ZM125 135V136H124ZM135 135V136H134ZM147 135V136H146ZM149 135V137H148ZM154 135V136H153ZM161 135V136H160ZM178 135V137L176 136ZM211 135L214 138V144H212V137L208 136ZM217 135V136H216ZM228 135V136H227ZM112 136H114L112 138ZM119 136V137H118ZM134 136V137H133ZM158 137V138H155ZM174 136V137H173ZM205 136V137H204ZM216 138H215V137ZM221 136V137H220ZM32 137V138H31ZM87 137V138H86ZM101 138V142H100V138ZM112 140H109V138ZM118 137V138H117ZM168 137V138H167ZM211 137V138H209ZM237 137V138H236ZM105 138V139H104ZM154 138V140H153ZM167 138V139H164ZM177 138V139H176ZM181 138V139H178ZM186 138H188L186 140ZM204 138H206V142L203 140ZM230 138V139H229ZM234 138V139H233ZM244 138V139H243ZM2 139V140H1ZM89 139V140H88ZM104 139V140H103ZM120 139V140H119ZM128 139V140H127ZM136 139V140H135ZM138 139V140H137ZM142 141H140V140ZM144 139V140H143ZM157 139V140H156ZM183 139V141H182ZM193 139V140H192ZM211 141H209V140ZM238 139V140H237ZM109 140V141H108ZM124 140V141H123ZM171 141V142H168ZM179 140V141H177ZM186 140V142H185ZM190 140V141H188ZM192 140V141H191ZM216 140V141H215ZM235 140V141H234ZM240 140V141H239ZM252 140V141H251ZM257 140V141H256ZM30 141V142H29ZM92 141V142H91ZM116 141V143L114 142ZM120 141V143H118ZM162 141L161 145L159 142ZM168 143L166 147V142ZM195 143H194V142ZM202 141V142H201ZM204 141V142H203ZM226 141V142H225ZM238 141V143H237ZM251 141V142H250ZM263 141V142H262ZM28 142V144H27ZM90 142V143H89ZM105 143L104 144H102ZM137 142V143H136ZM153 142V143H152ZM164 142V143H163ZM173 142V143H172ZM179 142V143H177ZM180 142L182 143V145L180 144ZM185 142L186 148L191 147V151L188 150V152H190V154L187 152V149H185V145L183 146V143ZM187 142L189 144H187ZM193 144H192V143ZM197 142H199V145L196 144ZM225 142V143H223ZM253 142V143H252ZM30 143V144H29ZM99 143V144H98ZM108 143V144H107ZM118 143V144H117ZM201 143H204L201 145ZM206 143V145H205ZM211 143V144H209ZM220 143V144H218ZM232 143V144H231ZM235 143V145H234ZM237 143V144H236ZM257 145H256V144ZM71 144V145H70ZM74 144L78 145V144H83V150H87L88 154H87V159L86 158H80L79 154L82 153L81 150L75 151V153H69L68 152V148L70 149L71 147L74 146ZM92 144V146H90ZM96 144V146H95ZM102 144V145H101ZM116 144V145H115ZM156 144V146H155ZM165 144V145H164ZM179 144V145H178ZM226 144V145H225ZM230 146H229V145ZM249 144V145H248ZM251 144V145H250ZM260 144V145H259ZM100 145V146H99ZM107 145V146H106ZM111 145V146H109ZM142 145V146H140ZM170 145H174L173 147ZM192 145L193 148L197 146V148H195L194 150H192ZM202 147H201V146ZM211 145V146H210ZM213 145V147H212ZM215 145V146H214ZM219 147H218V146ZM223 145V146H222ZM232 145V148H231ZM234 145V146H233ZM244 147H242V146ZM256 145V146H255ZM22 146V147H20ZM109 146V147H108ZM164 146V147H163ZM170 146V147H169ZM184 147L183 150H185L184 152L182 151V147ZM209 146V147H208ZM237 146V147H236ZM250 146V147H249ZM19 149H18V148ZM28 147V148H27ZM128 147V148H127ZM161 147V148H160ZM200 147L202 148V150L200 149ZM204 147V148H203ZM208 147V148H207ZM212 147V148H210ZM215 147V148H214ZM217 147V149H216ZM222 149H221V148ZM228 147V148H225ZM234 147V148H233ZM263 147V148H260ZM102 148V149H101ZM107 148V149H106ZM112 148V149H110ZM166 148V149H165ZM170 148H175L173 152V149ZM222 150V151H220ZM239 148V149H238ZM18 149V150H17ZM108 153H107V151ZM198 149V151H196ZM200 149V150H199ZM204 149H207L204 150ZM209 149V151H208ZM213 151H212V150ZM228 149V150H227ZM234 149V150H233ZM249 149V150H248ZM253 149V150H252ZM256 149V150H255ZM261 149V150H260ZM25 150V151H24ZM27 150V151H26ZM103 150V151H102ZM167 150V151H166ZM180 150V151H179ZM224 150V151H223ZM233 150V152H231ZM260 150V151H259ZM17 151V152H15ZM21 151H23L21 153ZM89 151H93V152H89ZM99 151V152H97ZM112 151V152H111ZM135 151V152H134ZM161 151V152H160ZM163 151V152H162ZM178 151V153H177ZM195 151V152H194ZM202 154V156H200V152ZM205 151V152H204ZM218 151V153H213ZM228 151H230V153H228ZM248 153H247V152ZM252 151V152H251ZM255 151V152H254ZM14 152V153H13ZM101 152V153H100ZM169 152V153H168ZM199 152V154H198ZM206 154V156L203 155ZM208 152V153H207ZM211 152V154H210ZM224 152V153H223ZM245 152V154H244ZM250 152V153H249ZM259 154L261 155H258ZM104 153V154H103ZM151 155H150V154ZM162 153V154H160ZM166 153V154H165ZM173 153H176V155H174ZM180 153V154H179ZM185 153H187L188 155H186ZM194 154L193 157H191V154ZM221 153V154H220ZM226 153V155H225ZM239 153V154H238ZM17 154V155H16ZM21 154V155H20ZM76 154V155H75ZM95 154V155H94ZM103 154V155H102ZM180 156H179V155ZM181 154H183V156H181ZM197 154V155H195ZM208 154V156H207ZM216 154V155H215ZM224 154V155H223ZM235 154V156H234ZM241 154V155H240ZM8 155L10 156V158L8 157ZM13 155V156H11ZM24 155V156H23ZM26 155V156H25ZM29 155V156H28ZM97 155V156H96ZM146 155V156H145ZM163 155V156H162ZM167 155V156H166ZM174 156V158L177 156L176 158V163L175 159L173 158L172 160H174L172 162L171 158ZM215 157H214V156ZM247 155V156H246ZM250 155L254 156L255 159H253V157H250ZM258 156V158L256 156ZM93 156V158H92ZM103 156V157H102ZM105 156V157H104ZM160 158V160L157 158ZM162 156V158H161ZM164 156L168 157L166 159L163 158ZM170 156V157H169ZM172 156V157H171ZM179 156V157H178ZM197 159L194 160L196 157ZM211 156V157H210ZM217 156V157H216ZM245 156V157H244ZM8 157V158H7ZM29 157V158H28ZM77 157V158H76ZM90 157V158H89ZM111 157V158H110ZM137 157V158H136ZM144 157V158H143ZM181 157V158H180ZM187 157V158H186ZM189 157V158H188ZM192 159H191V158ZM200 157V158H199ZM204 157V158H203ZM227 157H229L227 159ZM260 157H263L262 159ZM27 158V159H26ZM92 158V159H91ZM105 158V159H104ZM108 158V159H107ZM180 158V159H179ZM207 158V159H205ZM213 158V159H211ZM215 158V159H214ZM235 158V160H234ZM239 158V159H237ZM22 159V160H21ZM31 159V160H29ZM81 159V160H80ZM84 159V161L82 160ZM91 159V160H90ZM156 159V160H155ZM158 159V160H157ZM179 159V160H178ZM182 159V164H181V170L179 172L178 168L180 167V163H178V161H180ZM190 159V160H189ZM200 159V161H198ZM202 159V161H201ZM204 159V161H203ZM208 159L209 163H208ZM233 159V160H232ZM237 159V160H236ZM242 159V160H241ZM244 159V160H243ZM253 159V161H252ZM29 160V161H28ZM77 160V161H76ZM95 162H94V161ZM98 160V161H97ZM132 160V161H131ZM152 160V161H151ZM166 160V161H165ZM170 160V162L168 161ZM188 160V161H187ZM218 160H220L218 162ZM232 162H231V161ZM249 160V161H247ZM165 161V162H164ZM185 161V162H183ZM195 161H197L198 163H196ZM225 161V162H224ZM235 161L236 164L234 163ZM241 161V162H240ZM243 161V162H242ZM245 161L249 162V163H245ZM5 162V163H4ZM18 162V163H17ZM25 162V163H26ZM83 162V163H81ZM86 162V164H85ZM102 162V163H100ZM151 163H156L150 165ZM158 162V163H157ZM161 164H160V163ZM169 162V163H168ZM186 162H189L186 164ZM224 162V163H223ZM252 162V163H251ZM258 162V163H257ZM81 164V166L79 164ZM166 163V166H164ZM170 163H173L170 164ZM184 163V164H183ZM195 163L197 165H199L198 167L200 168L199 170H201V173L199 171H197L196 169H198L197 165H195ZM201 163L203 165H201ZM241 163V166H240ZM245 163V166L243 165ZM256 163V164H255ZM76 166H75V165ZM90 164V165H89ZM149 164V165H148ZM160 164V165H158ZM209 164V165H208ZM223 164V165H222ZM69 165V166H68ZM85 165V166H84ZM89 165V166H88ZM147 167H146V166ZM156 165L158 167H156ZM172 165L173 167L169 166ZM177 165V166H174ZM179 165V166H178ZM183 165V167H182ZM189 165H194L193 167L189 166ZM226 165V166H225ZM232 165V167H231ZM238 165V166H237ZM243 165V166H242ZM249 165V166H248ZM253 165V167H252ZM257 165V166H256ZM259 165V166H258ZM74 168H72V167ZM87 166V167H86ZM91 166V167H90ZM162 166V167H161ZM187 166V167H186ZM202 166V167H201ZM214 166V167H213ZM218 166V167H217ZM220 166V167H219ZM236 166V167H235ZM258 168H256V167ZM261 166V167H260ZM77 167V168H76ZM165 168V170L162 172L160 171ZM169 170H168V168ZM190 167V168H189ZM207 167V168H206ZM234 167V168H233ZM244 167V168H242ZM248 169H247V168ZM66 168H69L68 170H64ZM90 168V170H89ZM104 168V169H103ZM127 168V169H126ZM129 168V169H128ZM145 168V169H144ZM151 168V169H150ZM154 168V169H153ZM157 168V169H156ZM171 168L177 169L175 170L176 172H174V170H172ZM191 168H195V170L193 171V169ZM210 168V169H209ZM214 168V170H213ZM225 168V169H224ZM230 168V169H229ZM232 168V169H231ZM237 168V169H236ZM250 168V169H249ZM72 169V170H71ZM87 169V170H86ZM148 169V172H147ZM150 169V171H149ZM152 169H153V174H152ZM167 169V170H166ZM187 173H186V171ZM189 169V170H188ZM208 169V170H207ZM240 169V171H239ZM246 169V170H245ZM256 169V170H255ZM2 170V171H1ZM157 170V171H156ZM184 170V172L182 173V171ZM192 170V171H190ZM222 170V172H221ZM235 170V171H234ZM239 174L241 173V177H239ZM249 170H251L249 172ZM254 170V171H253ZM62 171V172H61ZM64 171V172H63ZM96 171V172H95ZM109 171V172H108ZM119 171V172H118ZM125 171L128 175H126ZM156 171V172H155ZM159 171V172H158ZM172 174H171V172ZM193 172V174L190 172ZM208 171V172H207ZM212 171V173H211ZM243 171V173H242ZM247 171V172H246ZM86 172V173H85ZM118 172V173H117ZM123 172V177H122V173ZM132 174H129V173ZM135 172V173H134ZM145 172V173H144ZM189 172V173H188ZM197 172V173H196ZM258 172V173H257ZM0 173V174H1ZM84 173V174H82ZM150 173V174H149ZM169 173V174H167ZM178 173V176L177 174ZM180 173L182 175H180ZM205 173V174H204ZM217 173V174H216ZM232 173V174H231ZM261 173V175H260ZM125 174V175H124ZM134 174V175H133ZM147 174V175H146ZM152 174V175H151ZM161 174V175H160ZM166 174V175H165ZM176 174V175H175ZM184 174V177H183ZM186 174V175H185ZM189 174V175H188ZM198 176V178L194 177L195 175ZM200 174V175H199ZM220 174V175H219ZM246 174V175H245ZM248 174V175H247ZM253 174V175H252ZM138 175V176H137ZM149 175V176H148ZM154 175L156 176L154 177ZM160 177H159V176ZM228 175V176H227ZM238 175V176H237ZM245 175V176H244ZM52 176V177H51ZM56 176V179H55ZM84 176V177H83ZM131 176V177H130ZM145 176V179H143ZM165 176V177H164ZM190 176V179L188 177ZM208 176V177H206ZM212 176V177H211ZM216 178H215V177ZM233 176V177H230ZM237 177V179L239 180V183H237V179L235 177ZM247 176V177H246ZM115 177L117 180H115ZM122 177V179H121ZM130 177V178H129ZM147 177V178H146ZM150 177V178H149ZM152 177V178H151ZM154 177V178H153ZM177 177V178H176ZM182 177V178H181ZM202 177V178H201ZM204 177V178H203ZM210 177V181L208 180V178ZM246 177V178H245ZM248 177H250L248 179ZM261 177V178H260ZM100 178V179H99ZM110 178V179H108ZM136 180H135V179ZM138 178V179H137ZM142 180V182H144V184L142 183L140 185V179ZM165 178V180L163 179ZM168 178V179H167ZM169 178L172 180H179L175 182V180L171 181L169 180ZM194 179V182L192 181V179ZM201 178V179H200ZM212 178V179H211ZM252 178V179H251ZM53 179V181H52ZM108 179V180H107ZM114 179L116 181L112 180ZM126 179V180H125ZM129 179V182H128ZM147 179V180H146ZM149 179V180H148ZM156 179V180H155ZM182 179H185L184 181ZM188 179V180H187ZM196 179V180H195ZM203 179V180H202ZM217 179V180H216ZM231 179V180H230ZM240 179H247L245 180H240ZM256 179V180H255ZM259 179V180H258ZM107 181H109L108 184ZM120 180V181H119ZM130 180L132 181L130 183ZM134 180V181H133ZM144 180V181H143ZM152 180V181H151ZM165 181V183L163 181ZM42 181V182H41ZM44 181V182H43ZM103 181V182H102ZM118 181V182H117ZM123 181V183H122ZM135 181H139V182H135ZM146 181V182H145ZM158 184H157V182ZM161 181V182H160ZM169 181V182H168ZM181 181V185L179 184ZM190 181L191 184H187L190 183L188 182ZM196 181V182H195ZM203 183L202 185L200 184L201 182ZM241 181V183H240ZM258 181V183H257ZM260 181V182H259ZM35 182V183H34ZM38 182V183H37ZM40 182V183H39ZM111 182V183H110ZM121 182V183H120ZM128 182V183H127ZM149 182V183H148ZM150 182H152L153 184L150 185ZM160 182V183H159ZM175 182V183H174ZM187 182V183H186ZM200 182V183H198ZM216 182V183H215ZM221 182V183H220ZM243 182H245L243 185ZM104 183L107 185V187L103 186ZM120 183V184H119ZM135 185L137 186H134ZM140 185V187L143 189H141L138 184ZM165 185H163V184ZM174 183V184H173ZM194 183V184H193ZM198 183V184H196ZM210 183V184H209ZM28 184V185H27ZM119 184V186H118ZM123 184V185H122ZM132 186H130V185ZM133 184V185H132ZM154 184H156L154 186ZM160 184V186H159ZM170 184V186H169ZM177 184V185H175ZM179 184V186H178ZM185 184V185H184ZM187 184V185H186ZM196 184V185H195ZM206 184V185H205ZM235 184V185H234ZM262 184V185H261ZM115 185V186H114ZM122 185V186H121ZM126 185H128L129 187H127ZM142 185H144V188ZM153 185V188H152ZM159 186L161 190H159V187L157 188L156 186ZM172 185V186H171ZM174 185V186H173ZM183 185V186H182ZM194 185V186H193ZM199 185V186H198ZM209 185V186H208ZM225 187H224V186ZM227 185V186H226ZM229 185V186H228ZM90 186V187H89ZM112 186V187H111ZM114 186V187H113ZM134 186V187H133ZM149 186V188H148ZM164 186V189L162 188ZM175 186H178L177 188ZM182 186V187H181ZM185 186V187H184ZM189 186V187H188ZM198 186V187H197ZM219 186V189H217ZM223 186V187H222ZM236 189H234V187ZM241 186V187H240ZM256 186V187H254ZM28 187V188H27ZM126 187V188H125ZM139 187V188H138ZM156 187V188H155ZM165 187L167 189H165ZM191 187H195V188H191ZM247 187V188H246ZM28 190H27V189ZM115 188V189H114ZM129 188H134L136 191H134V189H129ZM149 190H148V189ZM185 188V190H184ZM201 191H200V189ZM207 188V189H206ZM213 188V189H212ZM224 188H227L226 190ZM236 190H232V189ZM244 188V189H243ZM249 188V189H248ZM254 188V189H252ZM90 189V190H89ZM93 189V190H92ZM98 189H103V190H98ZM111 189V191H110ZM121 189V190H120ZM151 189V190H150ZM163 189V190H162ZM181 189V190H180ZM199 189V190H198ZM209 189V190H208ZM224 189V190H223ZM240 191H239V190ZM246 189V190H245ZM95 190V193H94ZM119 190V191H118ZM123 190V191H122ZM126 190V191H125ZM131 190V191H130ZM160 192H159V191ZM167 190V191H166ZM171 190H173V193L170 192ZM176 190H180L176 191ZM192 190H195V192ZM204 190V191H203ZM207 190V192H206ZM220 190V191H219ZM244 190V191H243ZM250 190V191H249ZM25 191V192H24ZM28 191V192H26ZM100 191V192H97ZM118 191V192H117ZM139 193H138V192ZM153 191V192H152ZM155 191V192H154ZM157 191V192H156ZM164 191V194H163ZM188 191V192H187ZM191 191V192H190ZM231 191V192H230ZM234 191V192H233ZM242 191V192H241ZM93 194H91V193ZM102 192V193H101ZM105 192V193H104ZM111 192V193H110ZM121 192V193H120ZM126 192V194L124 193ZM129 192V193H128ZM137 192V193H136ZM150 193L147 195V193ZM152 192V193H151ZM159 192V197L157 196ZM167 192V193H166ZM170 192V193H169ZM177 192V193H176ZM184 192V193H183ZM198 192V193H197ZM216 192V193H215ZM221 192H224L222 195L220 194ZM230 192V193H229ZM239 192V193H238ZM246 192V193H245ZM263 192V193H262ZM31 193V194H30ZM87 193V194H85ZM112 195H110V194ZM114 193V194H112ZM123 193V194H122ZM133 193V194H130ZM166 193V197L163 196ZM183 193V195H181ZM209 193V194H208ZM234 193V194H233ZM236 193V194H235ZM89 194V195H88ZM95 194L97 196H95ZM102 194V195H100ZM119 194V195H117ZM135 194V196H134ZM141 194V195H140ZM143 194V195H142ZM174 194V195H173ZM191 194V195H190ZM195 194V195H194ZM218 194V195H217ZM230 197H229V195ZM255 194V195H254ZM19 195V196H18ZM21 195V196H20ZM25 195V197H24ZM86 195H88L86 197ZM107 195V197H105ZM113 195L115 197H113ZM127 195V196H126ZM155 195V196H153ZM169 195H171L169 197ZM173 195V196H172ZM254 195V196H253ZM105 198H104V197ZM109 196V198H108ZM124 198H123V197ZM133 196V197H132ZM147 196V198H146ZM153 196V197H152ZM163 196V198L161 197ZM183 196V198L180 197ZM192 196L195 198H192ZM224 196V197H223ZM232 196V197H231ZM236 198H235V197ZM253 196V197H252ZM20 197V200H19ZM84 197V198H83ZM92 197V200L91 198ZM101 197V198H100ZM122 197V198H121ZM128 197V198H127ZM131 197V198H130ZM136 197V198H135ZM173 197V198H172ZM176 201L174 198H177ZM213 197V198H212ZM218 197V198H217ZM224 201H223V198ZM243 197V198H242ZM246 197V198H245ZM255 197V199H254ZM15 198V199H14ZM23 198V199H22ZM95 199L96 202H95ZM100 198V199H99ZM127 198V199H126ZM151 201H150V199ZM154 198V201L153 199ZM160 202H162L160 204V202H158L159 200ZM191 198V199H190ZM200 198V199H199ZM231 198V199H229ZM90 199V200H89ZM108 199V201H107ZM111 199V200H110ZM121 199V200H120ZM126 199V200H125ZM131 199V201H130ZM136 199V200H135ZM155 199L157 200V202L155 201ZM165 199V200H164ZM190 199V200H189ZM202 199V200H201ZM207 199V200H206ZM210 199V200H209ZM215 199V201H214ZM217 199V200H216ZM245 199V200H244ZM17 200V201H15ZM80 200V201H79ZM89 200V201H88ZM100 200V201H99ZM120 200V201H119ZM141 200V201H139ZM146 200V201H145ZM163 200V201H162ZM178 200V203H176ZM180 200V201H179ZM212 200V201H211ZM227 200V201H226ZM230 200V201H229ZM236 200V201H235ZM83 201V202H82ZM86 201V202H84ZM103 201V202H102ZM111 201V202H109ZM117 201V202H116ZM137 201L139 203H137ZM166 203H165V202ZM168 201V203H167ZM191 201V202H190ZM197 201V202H196ZM222 202L219 203V202ZM238 201L240 203H238ZM262 201V202H261ZM11 202V201H10ZM6 200H4L1 205H0V219H7L9 220L11 215H12V210H6V206L8 205V203ZM114 202V203H113ZM123 204H121V203ZM127 202V203H126ZM131 202V205H130ZM136 204H135V203ZM149 202V203H148ZM152 202H156L155 204H153ZM174 203L176 206H174ZM193 202V203H192ZM196 204H195V203ZM201 202V203H200ZM212 202V203H211ZM233 202V203H232ZM244 202V203H243ZM84 203V204H81ZM86 203V204H85ZM94 203V204H92ZM98 203V204H97ZM100 203V204H99ZM108 203H110L108 205ZM126 203V204H125ZM170 203V204H169ZM184 203V204H183ZM206 205H205V204ZM211 203V204H210ZM238 203V204H237ZM243 203V204H242ZM91 204V206H90ZM96 204V205H95ZM153 207L158 205V207L156 206L154 209ZM166 204V206H165ZM202 204V205H201ZM228 204V205H227ZM231 204V205H230ZM237 204V206H236ZM242 204V205H241ZM81 205V206H80ZM104 205V206H103ZM108 205V206H107ZM137 205V206H136ZM142 205V206H141ZM147 205V206H146ZM161 205V206H160ZM173 205V206H172ZM178 205V206H177ZM182 205V207H181ZM184 205V206H183ZM221 205V207L219 206ZM96 206V209L94 208ZM102 206V208H100ZM106 206V207H105ZM111 206V207H110ZM128 206V207H127ZM134 206V207H132ZM163 206V207H162ZM171 206V207H169ZM186 206V207H185ZM191 207L188 208V207ZM198 206V207H197ZM204 206V207H203ZM208 206V207H207ZM215 206V207H214ZM224 206V207H222ZM139 207V208H138ZM147 207V208H146ZM165 207H168L165 209ZM174 207V209H178L177 212L172 208ZM195 208V212H194V208ZM211 207V208H210ZM216 208V210L214 208ZM231 207L233 208L232 211ZM237 207V208H236ZM240 207V208H239ZM91 208V209H90ZM99 208V209H98ZM111 208V209H110ZM116 208V210H115ZM119 208V209H118ZM121 208V209H120ZM157 208V209H156ZM163 208V209H162ZM183 208V209H182ZM187 208V209H185ZM222 208V209H221ZM242 208V209H241ZM98 209V210H97ZM108 209V210H107ZM126 209L128 211V213L126 212ZM140 209V210H139ZM153 209V210H152ZM182 209V210H181ZM190 211H189V210ZM205 209V210H204ZM210 209V211L208 210ZM214 209V210H212ZM219 209V210H218ZM221 209V210H220ZM230 209V211H229ZM238 209V210H237ZM245 209V210H244ZM251 209V210H250ZM94 210V211H91ZM105 210V211H104ZM137 210V211H136ZM151 210V211H150ZM171 210V211H170ZM181 212H180V211ZM186 210V211H185ZM208 213H207V211ZM212 210V212H211ZM218 210V211H217ZM228 210V211H226ZM259 210V211H258ZM37 211V212H36ZM46 211V213H45ZM112 211V212H109ZM120 211V212H119ZM123 211V212H122ZM132 211V212H131ZM145 211V212H144ZM157 216H159V218L155 215V213ZM165 211V212H163ZM184 211V212H182ZM204 211V213H203ZM248 211V212H247ZM253 211V212H251ZM42 212V213H41ZM44 212V213H43ZM87 212V213H86ZM90 212V213H89ZM92 212H94L95 214H93ZM101 212V213H100ZM134 212V214H133ZM147 212V214H146ZM152 212V213H151ZM163 212V213H162ZM171 213L168 215V213ZM187 212V213H186ZM193 212L195 213V215L193 214ZM198 212V215H197ZM209 212H211L209 214ZM214 212V213H213ZM227 217L225 219V217ZM225 212L227 214H225ZM232 212V213H230ZM41 213V214H40ZM109 213V214H108ZM115 213V216H114ZM124 213V215H123ZM127 213V214H126ZM150 213V214H149ZM160 213V215H159ZM173 213V214H172ZM176 213V214H175ZM177 213H181V215L177 214ZM202 213V215L200 214ZM218 213V214H217ZM243 213V214H242ZM249 213V214H248ZM31 214V215H30ZM34 214V215H33ZM87 214V215H86ZM98 214V215H97ZM141 214V216H139ZM144 214V215H143ZM149 214V215H148ZM152 214V215H151ZM200 214V215H199ZM206 214L208 215V217L206 216ZM216 214V215H215ZM236 214V215H235ZM239 214V215H238ZM33 215V216H32ZM106 215V216H105ZM112 215V216H111ZM133 215V217H132ZM148 215V216H147ZM168 216L166 218H164L165 216ZM185 215V216H184ZM188 215V216H187ZM192 215V216H191ZM221 215V218L219 217ZM229 215V216H228ZM232 215V216H231ZM260 215V217H258ZM262 215V216H261ZM30 216H32L30 218ZM55 216V217H52ZM57 216V217H56ZM81 216V218H80ZM91 216L94 218V221L92 222L93 218H91ZM96 216V217H95ZM102 216V218H100ZM129 216V217H128ZM162 216H164L162 218ZM173 216V217H172ZM177 216V217H176ZM184 216V217H183ZM205 216V217H204ZM218 216V217H217ZM234 216V217H233ZM240 216V218H239ZM51 217V218H50ZM74 217V218H73ZM140 217V218H138ZM144 217V218H142ZM148 217V218H147ZM154 217V218H152ZM196 217V218H194ZM230 217V218H228ZM237 217V218H236ZM78 218V219H75ZM99 218V219H98ZM105 218V219H103ZM118 218V219H117ZM124 218V219H123ZM128 218V219H127ZM157 218V219H156ZM161 218V220H160ZM187 218V219H186ZM189 218V219H188ZM192 218V221H191ZM201 218V219H200ZM207 218V220H206ZM211 218V220H210ZM221 218V219H220ZM243 218V219H241ZM26 219V220H25ZM69 219V221H68ZM75 219V221H73ZM85 219V220H84ZM88 219V220H87ZM112 219V220H111ZM120 219V220H119ZM142 219V221H141ZM144 219V220H143ZM150 219V220H149ZM165 220V221H162ZM178 219V220H177ZM185 219V220H184ZM195 219V220H193ZM199 219V220H198ZM220 219V220H218ZM254 219V220H253ZM6 220V221H7ZM29 220V221H28ZM52 220V221H51ZM80 220V222H79ZM98 220V221H97ZM108 220L110 221V224L108 222ZM114 220V221H113ZM125 220V222H124ZM127 220V221H126ZM135 220V221H134ZM139 220V222L137 221ZM152 220V221H151ZM155 220V221H154ZM158 220V221H157ZM169 220V222H167ZM187 220V223H186ZM189 220V221H188ZM200 222H198V221ZM203 220V221H202ZM213 220V221H212ZM215 220V221H214ZM227 220V221H226ZM230 220V221H229ZM234 220V221H233ZM247 220V221H246ZM257 220V221H256ZM71 221V222H70ZM82 221V222H81ZM85 221V223H84ZM100 221V222H99ZM137 221V222H136ZM140 221L142 223H140ZM161 221L163 222L162 225L165 224V226L161 225ZM173 221V224H172ZM181 221V222H180ZM209 221V222H208ZM212 221V222H211ZM224 224H223V222ZM228 223H226V222ZM243 221V222H241ZM69 222V223H68ZM79 222V223H78ZM95 222V223H94ZM99 222V223H97ZM120 222V223H119ZM129 222V223H127ZM148 222V223H147ZM151 222V223H150ZM159 223L161 226L156 225L157 223ZM175 222V223H174ZM203 222V223H202ZM211 222V223H210ZM262 222V223H261ZM74 223V224H73ZM132 223V224H131ZM136 223V224H135ZM140 223V224H139ZM144 223V224H143ZM178 223V224H176ZM190 223V224H189ZM197 225H196V224ZM202 223V224H201ZM208 223L210 224L209 227L207 226ZM215 223V224H214ZM232 223V224H231ZM257 223V224H256ZM84 224V225H83ZM104 224V225H103ZM109 224V225H108ZM126 224V225H125ZM147 224H151L150 226L148 225V228L146 229L145 227H147ZM168 224V225H167ZM172 224V225H171ZM184 224V225H183ZM189 224V225H187ZM212 224V225H211ZM223 224V225H222ZM251 224V225H250ZM261 224V225H260ZM263 224V225H262ZM70 227H68V226ZM102 225V226H101ZM121 225V226H120ZM193 225V227L191 226ZM200 225V226H199ZM205 225V226H204ZM218 225V226H217ZM72 226V228H71ZM86 226V227H84ZM87 226L89 228H87ZM129 226V227H128ZM133 226V228H132ZM142 229H140L139 228ZM152 226V227H151ZM156 229V231L154 230V227ZM171 226V227H170ZM177 226V227H175ZM180 226H184L183 228ZM213 226V227H212ZM226 226V228H225ZM235 226V227H234ZM42 229H45L44 226H42ZM76 227V228H75ZM84 227V228H83ZM109 227V228H108ZM113 227V228H112ZM120 227V228H119ZM137 227V228H136ZM164 227V228H163ZM168 227V228H167ZM189 227V228H188ZM191 227V230H189ZM208 227V228H207ZM261 227V228H260ZM68 228V229H67ZM79 228V229H78ZM82 228V229H81ZM86 228V229H85ZM99 228V229H98ZM130 228V229H128ZM151 228V231L148 230ZM159 228V229H157ZM165 229V231L163 229ZM180 228V229H179ZM188 228V229H187ZM200 228V229H199ZM216 228V229H215ZM218 228V229H217ZM261 230H260V229ZM72 229V230H71ZM77 229V230H76ZM102 229V230H101ZM115 229V230H114ZM128 229V230H127ZM135 229V230H134ZM140 229V230H138ZM195 229V231H194ZM202 229V230H201ZM204 229V231H203ZM212 229V230H211ZM90 230V231H89ZM138 230V231H137ZM153 230V231H152ZM158 230V231H157ZM164 231L162 233V231ZM178 230V231H177ZM197 230V231H196ZM215 230V231H214ZM230 230V231H229ZM115 231V232H114ZM140 231V232H139ZM145 231V232H144ZM148 231V232H146ZM168 231V232H167ZM185 231V232H183ZM203 231V232H202ZM209 231V232H208ZM71 232V233H70ZM105 232V233H104ZM117 232V233H116ZM139 232V233H137ZM144 232V233H143ZM160 232V233H158ZM197 233L196 234H194ZM21 232L18 231H13V232H9L10 236H14L17 235ZM103 233V234H102ZM109 233V235H108ZM157 233L156 238H152L155 237ZM162 233V234H161ZM165 233V234H164ZM168 233V234H167ZM185 233H189V234H185ZM191 233V234H190ZM210 233V234H209ZM223 233V234H222ZM73 234V235H72ZM77 234V235H76ZM79 234V236H78ZM81 234V235H80ZM91 234V235H90ZM108 236H107V235ZM159 234V235H158ZM176 234V235H174ZM199 234V235H198ZM203 236H202V235ZM93 235V236H92ZM97 235V236H96ZM101 235V236H100ZM116 235V236H115ZM120 235V236H119ZM123 235V236H122ZM126 235V236H125ZM131 235V236H130ZM149 235V236H146ZM194 237H193V236ZM210 235V236H209ZM256 235V236H253ZM66 236V237H65ZM82 236V237H80ZM87 236V238H86ZM142 236V237H141ZM161 236L162 239H161ZM167 236V238H166ZM174 236V237H173ZM191 236V237H190ZM202 236V237H201ZM207 236V237H206ZM95 237V238H94ZM98 237V238H97ZM101 237V238H99ZM143 237H146L143 239ZM170 239H169V238ZM176 237V239H175ZM181 237V238H180ZM184 237V238H183ZM260 237V238H258ZM71 238V239H70ZM104 238V239H103ZM110 238V239H109ZM125 238V239H123ZM137 238V239H136ZM152 238V239H151ZM159 240H158V239ZM165 238V239H164ZM174 242H173V239ZM190 238V239H189ZM201 238V239H200ZM211 238V239H210ZM75 239V240H73ZM128 239V241H127ZM142 239V240H140ZM147 239V240H146ZM151 239V240H150ZM161 239V240H160ZM164 239V240H163ZM169 242H165V241ZM178 239L180 241H178ZM193 239V240H192ZM204 239V241H203ZM207 239V240H206ZM213 239V240H212ZM218 239V240H217ZM254 239V240H253ZM112 240L114 242H112ZM121 240V241H120ZM124 242H123V241ZM137 240V241H136ZM164 242H163V241ZM177 240V241H175ZM198 240V241H197ZM56 241V242H55ZM131 241V242H130ZM134 241V242H133ZM141 241V242H140ZM150 241V242H149ZM158 241V242H157ZM188 241V242H187ZM190 241V242H189ZM206 241V242H205ZM259 241V243H258ZM62 242V243H61ZM66 242V243H65ZM99 242V243H98ZM123 242V243H122ZM136 242V243H135ZM148 242V244H146ZM154 242V243H153ZM164 244H162V243ZM185 242V243H184ZM199 242V243H198ZM203 242V244L201 245V243ZM68 243V245H67ZM74 243V244H73ZM99 245H98V244ZM111 243V244H110ZM135 243V246H134ZM137 243L139 245H137ZM144 243V244H143ZM173 243V244H171ZM189 243V245H188ZM192 243L194 248L192 247ZM206 243V244H205ZM217 243V245L215 244ZM219 243V244H218ZM224 243V244H223ZM226 243V244H225ZM257 243V244H256ZM56 244V245H55ZM67 247H66V245ZM142 244V245H141ZM152 244V245H151ZM156 244V245H155ZM166 244H170L171 248L169 250L170 245H166ZM211 244V246H210ZM223 244V245H222ZM230 244V245H229ZM235 244V245H234ZM251 244V245H250ZM72 245V246H69ZM79 245V246H78ZM131 245V246H130ZM159 245V246H158ZM162 245V246H161ZM219 245V246H218ZM258 245V246H257ZM78 246V247H77ZM107 246V247H106ZM110 246V247H109ZM119 246V247H118ZM127 246V247H126ZM130 246V248H129ZM139 246V247H138ZM143 246V247H142ZM167 246V247H166ZM176 246V247H175ZM185 246V247H184ZM205 246V247H204ZM109 247V248H108ZM118 247V248H116ZM145 247V248H144ZM157 249H155V248ZM160 247V248H159ZM165 247V248H164ZM212 247V252L211 249L208 248ZM248 247H250L248 249ZM120 248V249H119ZM134 248V249H133ZM144 248V249H143ZM163 248V249H162ZM189 248V249H188ZM197 248V250H196ZM204 248V249H203ZM217 248V249H216ZM59 249V250H58ZM65 249V250H64ZM72 249V250H71ZM96 249V250H97ZM111 249V250H110ZM131 249V250H130ZM143 249V250H142ZM149 249V250H148ZM152 250V254H150V251ZM162 249V250H161ZM173 249V251H172ZM176 252H175V250ZM195 249V250H194ZM201 251H200V250ZM244 249V250H243ZM248 249V250H247ZM62 250V251H61ZM136 250V251H135ZM142 252H141V251ZM155 252H154V251ZM161 250V253H160ZM166 252H165V251ZM170 252H169V251ZM205 250V251H204ZM216 250V251H215ZM58 251V252H57ZM127 251V252H126ZM157 251V252H156ZM164 251V252H162ZM188 251V252H187ZM190 251V253H189ZM199 251V253H198ZM228 251V252H227ZM66 252V253H65ZM137 254H135V253ZM154 252V253H153ZM169 252V253H168ZM185 252V253H184ZM250 252H253L250 253ZM75 253V254H74ZM114 253V254H113ZM147 253V255H146ZM158 253V254H157ZM168 253L167 256H165L164 254ZM176 253V254H175ZM206 253V254H205ZM211 253V254H210ZM110 254V255H109ZM144 256H143V255ZM155 254V255H154ZM159 256H157V255ZM162 254V255H161ZM173 254V255H172ZM181 254V255H180ZM188 254V255H187ZM209 254V255H208ZM213 254V255H212ZM252 254V255H251ZM77 255V256H76ZM134 255V256H132ZM141 255V256H140ZM164 255V258L161 257ZM178 255V256H177ZM185 255V256H184ZM189 255H190V259H189ZM197 255V256H196ZM215 255V256H214ZM152 256V257H151ZM157 256V258H156ZM174 256V258H173ZM181 256V257H180ZM250 256V257H249ZM65 257V258H64ZM68 257V258H67ZM111 257V258H110ZM114 257V258H113ZM130 257V258H129ZM155 257V260H154ZM160 257V258H159ZM187 259H186V258ZM207 257V258H206ZM259 257V258H258ZM128 258V259H127ZM134 258V259H133ZM152 258V259H151ZM163 258V259H162ZM176 258V259H175ZM233 258V259H232ZM251 258V259H250ZM106 259V260H105ZM146 259V260H145ZM166 259V260H165ZM220 259V260H219ZM255 259V260H254ZM260 259V260H258ZM65 260V261H64ZM117 260V261H116ZM122 260V261H121ZM127 262H126V261ZM134 260V261H133ZM137 260V261H136ZM160 260V261H159ZM162 260V261H161ZM169 260V261H168ZM175 260V262L173 261ZM184 260V261H183ZM186 260V261H185ZM6 261L7 262H12V257L9 255L6 256ZM106 261V262H105ZM168 261V262H167ZM258 261V262H257ZM263 263H262V262ZM134 262V263H133ZM160 262V263H158ZM162 262V263H161ZM167 262V263H166ZM173 262V263H172ZM182 262V263H181ZM257 262V263H256ZM261 262V263H260ZM189 263V264H190Z\"/></svg>","mask_w":264,"mask_h":264},{"label":"bare ground","instance_id":"obj_2","mask_svg":"<svg viewBox=\"0 0 264 264\" xmlns=\"http://www.w3.org/2000/svg\"><path fill=\"white\" fill-rule=\"evenodd\" d=\"M43 1H44V0H12L10 3H8V4L4 5V6H1V4H0V6H1V7H0V42H1V44H2V41H4V42H5V41H9V44H10V45H12V44H19L20 42L23 41V39L25 38V36L27 35V33L32 29V28H31V25H32L33 19H34L35 14H36L35 12H37L40 8H42V3H43ZM101 1H102V0H101ZM106 1H109V0H106ZM110 1H111V0H110ZM118 1H119V0H118ZM120 1H121V0H120ZM120 1H119V3H120ZM131 1H134V0H131ZM164 1H165V0H164ZM166 1H167V0H166ZM166 1H165V2H166ZM182 1H183V0H182ZM199 1H200V0H199ZM201 1H202V0H201ZM201 1H200V3H201ZM211 1H212V0H211ZM211 1H210V2H211ZM221 1H222V0H221ZM221 1H220V2H221ZM223 1H225V0H223ZM229 1H230V0H229ZM235 1H236V0H235ZM246 1H247V0H246ZM251 1H252V0H251ZM251 1H250V3H251ZM261 1H262V0H261ZM103 2H104V1H103ZM112 2H113V1H112ZM122 2H123V1H122ZM122 2H121V4H122ZM139 2L141 3L142 1H139ZM165 2H164V3H165ZM169 2H170V1H169ZM204 2H205V1H203V3H204ZM208 2H209V1H208ZM208 2H207V3H208ZM210 2H209V3H210ZM212 2H216V1L214 0V1H212ZM237 2H238V1H237ZM257 2H258V1H257ZM116 3H117V0L114 2V4L116 5ZM123 3H125V1H124ZM166 3L169 4L168 2H166ZM166 3H165V4H166ZM181 3L183 4L184 2H181ZM207 3H206V4H207ZM226 3H227V1H226ZM231 3H232V2H231ZM238 3H239V2H238ZM240 3H241V2H240ZM247 3H249V2H247ZM259 3H260V2H259ZM102 4H103V3H102ZM114 4H112L113 7H114ZM148 4H149V3H148ZM161 4H162V3H161ZM182 4H181V5H182ZM189 4H190V3H189ZM197 4H198V3H197ZM206 4H205V5H206ZM214 4H215V3H214ZM216 4H217V2H216ZM222 4H223V2H222ZM233 4H234V3H233ZM251 4H252V3H251ZM253 4H254V3H253ZM98 5H99V4H98ZM107 5H109V4H107ZM107 5H106L105 7H107ZM110 5H111V4H110ZM110 5H109V6H110ZM118 5H119V4L117 3V5H116L117 8H118ZM126 5H127V3H126ZM130 5H131V4H130ZM144 5H145V4H144ZM149 5H150V4H149ZM170 5H172V4H170ZM185 5H186V4H185ZM202 5H203V4H202ZM202 5H201V6H202ZM212 5H213V4H212ZM219 5H220V4H219ZM224 5H225V4H224ZM229 5H230V3H229ZM234 5H235V4H234ZM234 5H233V6H234ZM236 5H237V4H236ZM242 5H243V4H242ZM249 5H250V4H249ZM249 5H248V6H249ZM92 6H93V5H92ZM116 6H115V7H116ZM139 6H140V5H139ZM152 6H153V5H152ZM152 6H151V7H152ZM161 6H162V5H161ZM164 6H165V5H164ZM164 6H163V7H164ZM174 6H175V5H174ZM199 6H200V5H199ZM210 6H211V5H210ZM216 6H217V5H216ZM220 6H221V5H220ZM222 6H223V5H222ZM222 6H221V8H222ZM227 6H228V5H227ZM233 6H232V7H233ZM238 6H239V5H238ZM238 6H237V7H238ZM253 6H254V5H253ZM96 7H97V5H96ZM121 7H122V6H120V8H121ZM123 7H124V6H123ZM125 7H126V6H125ZM128 7H129V6H128ZM141 7H143V5H141ZM151 7H150V8H151ZM172 7H173V6H172ZM190 7H191V6H189L188 8H190ZM223 7H224V6H223ZM228 7H230V6H228ZM235 7H236V6H235ZM111 8H112V7H111ZM111 8H108V10H110ZM129 8H130V7H129ZM153 8H154V7H153ZM155 8H156V7H155ZM170 8H171V7H170ZM181 8H182V7H181ZM208 8H209V7H208ZM208 8H207V9H208ZM211 8H212V6H211ZM211 8H210V9H211ZM216 8L218 9V7H216ZM242 8H243V7H242ZM244 8H245V7H244ZM246 8H247V7H246ZM248 8H249V7H248ZM254 8H255V7H254ZM99 9H100V8H99ZM102 9H103V7H102ZM113 9H114V8H113ZM123 9H124V8H121V10H123ZM142 9H144V8H142ZM142 9H140V10H142ZM157 9H158V8H157ZM157 9H156V11H157ZM161 9H162V8H161ZM161 9H160V10H161ZM185 9H186V8H185ZM223 9H224V8H223ZM229 9H232V8H229ZM229 9H228V10H229ZM250 9H251V5H250ZM256 9H257V8H256ZM258 9H259V8H258ZM258 9H257V10H258ZM115 10H116V9H114V11H115ZM121 10H120V11H121ZM154 10H155V9H154ZM168 10H170V9H168ZM176 10H177V8H176ZM180 10H181V9H180ZM190 10H191V8H190ZM199 10H200V9H199ZM199 10H198V11H199ZM208 10H209V9H208ZM208 10H207V11H208ZM212 10H214V9H212ZM215 10H216V9H215ZM233 10H234V7H233ZM233 10H231V11H233ZM239 10H240V9H239ZM243 10H244V9H243ZM245 10H246V9H245ZM251 10H253V9H251ZM251 10H250V12H252ZM101 11H102V10H101ZM114 11H113V13H114ZM117 11H118V9H117ZM125 11H126V10H125ZM127 11H128V9H127ZM129 11H131V10L129 9ZM144 11L147 12V9L144 10ZM163 11H164V10H163ZM171 11H172V10H171ZM184 11H185V10H184ZM184 11H183V12H184ZM192 11H193V10H192ZM196 11H197V10H196ZM200 11H202V9H201ZM204 11H205V10H204ZM204 11H202V12L204 13ZM222 11H223V10H222ZM235 11H236V10H235ZM241 11H242V10H241ZM248 11H249V10H248ZM92 12H93V11H92ZM140 12H141V11H140ZM166 12H167V11H166ZM169 12H170V11H169ZM173 12H174V11H173ZM178 12H179V11H178ZM181 12H182V11H181ZM183 12H182V13H183ZM188 12H189V11H187V13H188ZM209 12H210V10H209ZM216 12H217V11H216ZM236 12H237V11H236ZM239 12H240V11H239ZM242 12H244V11H242ZM245 12H246V11H245ZM250 12H248V13H250ZM258 12H259V11H258ZM108 13H109V11H108ZM108 13H107V14H108ZM111 13H112V12H111ZM120 13H121V12H120ZM122 13H123V15H124L125 12H122ZM143 13H144V12H143ZM143 13L141 14V16L144 17ZM147 13H148V12H147ZM147 13H145V14H146L145 17H147ZM163 13H165V12H163ZM167 13H168V12H167ZM198 13H199V12H198ZM207 13H208V12H207ZM213 13H214V12H213ZM218 13H219V12H218ZM224 13H225V12H224ZM246 13H247V12H246ZM97 14H98V13H97ZM105 14H106V13H105ZM117 14H119V13H117ZM126 14H129V13L126 12ZM138 14H139V13H138ZM160 14H162V13L160 12ZM160 14H158V15L160 16ZM169 14H170V13H169ZM173 14H174V13H173ZM173 14H172V15H173ZM179 14H180V13H179ZM179 14H178V16H179ZM188 14H190V12H189ZM210 14H212V13L210 12ZM220 14H221V13H220ZM227 14H228V12H227ZM227 14H226V15H227ZM230 14H231V13H230ZM238 14H239V13H238ZM241 14H242V13H241ZM251 14H253V12H252ZM121 15H122V14H121ZM129 15H130V14H129ZM151 15H152V14H151ZM172 15H171V16H172ZM176 15H177V14H176ZM181 15H182V14H180V16H181ZM184 15H185V14H184ZM186 15H187V14H186ZM195 15H196V14H195ZM200 15H201V14H200ZM214 15H216V14H214ZM214 15H213V16H214ZM226 15H225V16H226ZM235 15H236V14H235ZM235 15H234V16H235ZM256 15H257V14H256ZM260 15H261V14H260ZM97 16H98V15H97ZM105 16H106V15H105ZM113 16L115 17L114 14H113ZM127 16H128V15H127ZM156 16H157V15H156ZM168 16H169V15H168ZM178 16H177V17H178ZM190 16H191V15H190ZM201 16H202V15H201ZM204 16H205V15H204ZM208 16H209V15H208ZM211 16H212V15H211ZM218 16H219V15H218ZM230 16H231V15H230ZM239 16H240V15H239ZM245 16H246V15H245ZM253 16H254V14H253ZM103 17H104V16H103ZM107 17H108V15H107ZM117 17H119V16H117ZM143 17H142V18H143ZM163 17H164V16H163ZM169 17H170V16H169ZM172 17H173V16H172ZM172 17H171V18H172ZM194 17H197V16H194ZM216 17H217V16H216ZM219 17H221V16H219ZM236 17H237V16H236ZM241 17H242V16H241ZM257 17H258V16H257ZM261 17H262V16H261ZM95 18H96V17H95ZM108 18H109V17H108ZM142 18H141V19H142ZM148 18H149V14H148ZM148 18H147V19H148ZM156 18H157V17H156ZM160 18H161V17H160ZM160 18H158V19H160ZM166 18H167V17H166ZM173 18H174V17H173ZM186 18H187V17H186ZM189 18H190V17H189ZM191 18H192V17H191ZM202 18H203V17H202ZM202 18H201V19H202ZM206 18H207V17H206ZM242 18H243V17H242ZM245 18H246V17H245ZM250 18H251V17H250ZM100 19H101V18H100ZM105 19H106V18H105ZM119 19H120V17H119ZM125 19H126V18H124V21H125ZM139 19H140V18H139ZM181 19H182V18H181ZM194 19H195V18H194ZM196 19H197V18H196ZM203 19H204V18H203ZM203 19H202V20H203ZM209 19H210V18H208V20H209ZM211 19H213V18H211ZM211 19H210V21H214V20H211ZM218 19H219V18H218ZM218 19H217V20H218ZM221 19H222V18H221ZM233 19H234V17H233ZM235 19H236V18H235ZM247 19H249V18H247ZM247 19H246V20H247ZM87 20H88V19H87ZM93 20H94V19H93ZM114 20H115V19H114ZM149 20H151V19H149ZM162 20H163V19H162ZM175 20H176V19H175ZM185 20H186V19H185ZM205 20H206V19H205ZM222 20H224V19H222ZM229 20H230V19H229ZM229 20H227V21H229ZM231 20H232V17H231ZM231 20H230V22H231ZM240 20H241V19H240ZM100 21H101V20H100ZM102 21H103V20H102ZM105 21H106V20H105ZM107 21L109 22V20H107ZM111 21H112V20H111ZM144 21H145V19H144L143 21H141L140 24H142V22H144ZM181 21H182V20H181ZM196 21H197V20H196ZM206 21H207V20H206ZM225 21H226V19L224 20V22H225ZM238 21H239V20H238ZM238 21H237V19H236V26H237ZM259 21H260V18H259ZM83 22H85V21H83ZM94 22H95V21H94ZM114 22H115V21H114ZM117 22L119 23V21H117ZM117 22H115V23H117ZM126 22H127V20H126ZM139 22H140V21H139ZM161 22H162V21H161ZM167 22H168V21H167ZM175 22H176V21H175ZM178 22H179V21H178ZM183 22H184V21H183ZM187 22L189 23V20H187ZM194 22H195V20H194ZM194 22H193V24H194ZM215 22H216V21H215ZM215 22H214V24H215ZM249 22H250V21H248L247 23L249 24ZM251 22H253V21H251ZM254 22H256V21H254ZM98 23L101 24V22H98ZM103 23H104V21H103ZM103 23H102V24H103ZM112 23H113V22H112ZM115 23H114V24H115ZM144 23H145V22H144ZM152 23H153V21H152ZM152 23H151V25H152ZM156 23H157V22H156ZM163 23H164V22H163ZM200 23H201V22H200ZM205 23H206V22H205ZM207 23H208V22H207ZM217 23H219V20H218ZM222 23H223V22H221V24H222ZM227 23H228V22H227ZM240 23H241V22H240ZM29 24H30V25H29ZM80 24H81V23H80ZM106 24H107V23H106ZM109 24H110V23H109ZM120 24H121V22H120ZM122 24H124V23L122 22ZM125 24H126V23H125ZM130 24H131V23H130ZM145 24H146V23H145ZM210 24H211V23H210ZM224 24H225V23H224ZM254 24H255V23H254ZM92 25H93V24H92ZM94 25H95V23H94ZM177 25H178V24H177ZM182 25H184V24H182ZM186 25H187V24H186ZM188 25H189V24H188ZM196 25H197V24H196ZM201 25H202V24H201ZM201 25L199 24V26L202 28V26H203L204 24H203L202 26H201ZM208 25H209V24H208ZM208 25H207V26H208ZM212 25H213V24H212ZM212 25H211V26H212ZM225 25H227V24H225ZM229 25H231V24H229ZM232 25H233V24H232ZM256 25H257V24H256ZM98 26H99V25H98ZM111 26H112V25H111ZM118 26H119V25H118ZM139 26H140V25H139ZM143 26H144V25H143ZM152 26H153V25H152ZM152 26H151V27L148 26V27H149V28H152ZM154 26H155V25H154ZM154 26H153V27H154ZM174 26H175V25H174ZM179 26H180V25H179ZM189 26H190V25H189ZM199 26H198V27H199ZM204 26H205V25H204ZM220 26H221V25H220ZM227 26H228V25H227ZM227 26H226V27H227ZM239 26H240V25H239ZM239 26H238V27H239ZM249 26H250V25H249ZM258 26H260V25H257L256 28H257ZM106 27H107V26H105L104 28H106ZM140 27H141V26H140ZM157 27H159V26H157ZM157 27H154V28H157ZM160 27H161V26H160ZM164 27H165V26H164ZM182 27H183V26H182ZM186 27H187V26H186ZM186 27H185L184 31L187 30ZM195 27H196V26H195ZM209 27H210V26H209ZM209 27H208V28H209ZM214 27H215V26H214ZM216 27H217V25H216ZM221 27L223 28V25H222ZM245 27H247V25H246ZM110 28H111V27H110ZM117 28H118V27H117ZM129 28H130V27H129ZM175 28H176V27H175ZM175 28H174V29H175ZM177 28H178V27H177ZM179 28H180V27H179ZM201 28H200V29H201ZM203 28H204V27H203ZM208 28H206V29H208ZM217 28H218V27H217ZM222 28H220V30H221ZM224 28H225V27H224ZM247 28H249V27H247ZM254 28H255V27H254ZM256 28H255V29H256ZM260 28H261V27H260ZM102 29H103V28H102ZM139 29H140V28H139ZM146 29H147V28H146ZM146 29H145V30H146ZM166 29H167V28H166ZM188 29H189V28H188ZM196 29H197V28H196ZM209 29H211V28H209ZM214 29H215V28H214ZM226 29H227V28H226ZM241 29H242V28H241ZM255 29H254V30H255ZM258 29H259V28H258ZM90 30H91V29H90ZM104 30H105V29H104ZM114 30H115V28H114ZM118 30H121V28L118 29ZM124 30L126 31L127 29L124 28ZM124 30L122 29V31H121L122 34H124L123 32H125ZM140 30H141V29H140ZM155 30H156V29H155ZM155 30H153V31H155ZM157 30L161 31V29H157ZM163 30H164V29H163ZM197 30H199V29H197ZM215 30H216V29H215ZM238 30H239V29H238ZM248 30H249V29H248ZM111 31H112V30H111ZM116 31H117V30H116ZM141 31H142V30H141ZM141 31H140V32H141ZM153 31H152V32H153ZM167 31H168V30H167ZM189 31H190V30H189ZM191 31H193V30H191ZM210 31H211V30H210ZM212 31H213V30H212ZM212 31H211V32H212ZM216 31L218 32L219 30H216ZM216 31H215V33H216ZM221 31H222V30H221ZM221 31H220V32H221ZM224 31H225V30H224ZM230 31H231V29H230ZM235 31H236V30H235ZM250 31H251V30H250ZM256 31H257V30H256ZM263 31H264V30H263ZM102 32H103V31H102ZM108 32H109V31H108ZM127 32H128V31H127ZM152 32H151V33H152ZM168 32H169V31H168ZM197 32L200 33L199 31H197ZM207 32H208V31H207ZM207 32H205V33H207ZM211 32H210V33H211ZM222 32H223V31H222ZM222 32H221V33H222ZM241 32H242V31H241ZM252 32H253V30H252ZM86 33H87V32H86ZM88 33H89V32H88ZM111 33H112V32H111ZM115 33H116V32H115ZM121 33H120V34H121ZM149 33H150V32H149ZM149 33L147 32L146 34H149ZM173 33H174V30H173ZM175 33H176V32H175ZM181 33H182V32H181ZM198 33H196V34H198ZM205 33H203V35H205ZM215 33H214V34H215ZM229 33H230V32H229ZM234 33H236V32L233 31V34H234ZM238 33H239V32H238ZM109 34H110V33H109ZM126 34H127V33H126ZM160 34H161V33H160ZM170 34H171V33H170ZM185 34H186V33H185ZM187 34L189 35L190 33L188 32ZM200 34H202V32H201ZM200 34H199V35H200ZM225 34H227V36H228V33H225ZM231 34H232V33H231ZM255 34H256V32H255ZM257 34H258V33H257ZM156 35H157V34H156ZM163 35H164V34H163ZM167 35H169V34H167ZM178 35H179V34H178ZM188 35H186V36L188 37ZM191 35H192V34H191ZM203 35H202L203 38L207 37V36H203ZM208 35H209V34H208ZM244 35H245V34H244ZM253 35H254V34H253ZM260 35H261V34H260ZM260 35H259V36H260ZM99 36H101V35H99ZM120 36H122V35H120ZM143 36H144V35H143ZM147 36H148V35H147ZM159 36H160V35H159ZM164 36H165V35H164ZM176 36H177V35H176ZM176 36H175V37H176ZM194 36H195V35H194ZM194 36H193V37H194ZM196 36H197V35H196ZM213 36H214V35H212V37H213ZM223 36H224V34H223ZM225 36H226V35H225ZM231 36H233V35H231ZM234 36H235V35H234ZM262 36H263V35H262ZM82 37H83V36H82ZM85 37H86V36H85ZM110 37H111V36H110ZM110 37H109V39H111ZM115 37H116V36H115ZM117 37H118V36H117ZM168 37H169V36H168ZM168 37H167V38H168ZM183 37H184V36H182V38H183ZM190 37H191V36H190ZM193 37H191V38H193ZM197 37L199 38V36H197ZM200 37H201V36H200ZM208 37H209V36H208ZM212 37H211V38H212ZM216 37H217V36H216ZM236 37H237V36H236ZM256 37H257V36H256ZM74 38H75V37H74ZM113 38H114V37H113ZM113 38H112V39H113ZM121 38H122V41H123L124 38H123V37H121ZM142 38H144V37H142ZM147 38H148V37H147ZM149 38H150V37H149ZM172 38H173V37H172ZM179 38H180V37H179ZM179 38H177V40H178ZM182 38H180L179 40H181ZM194 38H195V37H194ZM194 38H193V39H194ZM203 38H202V40H203ZM222 38H224V37H222ZM222 38H219V40L222 39ZM229 38H230V37H228V39H229ZM234 38H235V37H234ZM234 38H232V40H234ZM237 38H238V37H237ZM243 38H244V37H243ZM250 38H251V37H250ZM252 38H253V37H252ZM144 39H145V38H144ZM214 39H215V38H214ZM228 39H226V40H228ZM115 40H116V39H115ZM141 40H142V39H141ZM146 40H147V39H146ZM146 40H145V43H146ZM164 40H165V39H164ZM164 40H163V42L165 43ZM170 40H171V39H170ZM189 40H190V39H189ZM200 40H201V39H200ZM207 40H208V39H207ZM212 40H213V39H212ZM223 40H224V39H223ZM236 40H239V39H236ZM261 40H262V39H261ZM82 41H83V40H82ZM116 41H118V40H116ZM153 41H154V40H153ZM173 41H174V40H173ZM184 41H185V40H184ZM195 41H196V40H195ZM214 41H215V40H214ZM220 41H221V40H220ZM228 41H229V40H228ZM241 41H242V40H241ZM246 41H247V40H246ZM258 41H259V40H258ZM262 41H263V40H262ZM114 42H115V41H114ZM147 42H148V41H147ZM151 42H152V41H151ZM155 42H156V41H155ZM160 42H161V39H160ZM199 42H200V41H198V43H199ZM205 42H206V40H205ZM216 42H217V41H216ZM224 42H225V41H224ZM233 42H234V41H233ZM233 42H231V44H232ZM236 42H238V41H236ZM253 42H255V41L253 40ZM103 43H104V42H103ZM108 43H109V42H108ZM111 43H113V42H111ZM149 43H150V42H149ZM172 43H173V42H172ZM192 43H195V42H192ZM249 43H250V42H249ZM255 43H257V42H255ZM3 44H5V43H3ZM9 44H8V47H9ZM95 44H96V43H95ZM115 44H116V43H115ZM141 44H142V43H141ZM147 44H148V43H147ZM195 44H196V43H195ZM205 44H206V43H205ZM214 44H215V43H214ZM216 44H217V43H216ZM218 44H219V43H218ZM227 44H228V42H227ZM227 44H224V47L227 46ZM239 44H240V43H239ZM246 44H247V43H246ZM246 44H244V45H246ZM99 45H100V44H99ZM113 45H114V44H113ZM113 45H112V46H113ZM117 45H118V44H117ZM142 45L144 46V44H142ZM166 45H168V44H166ZM169 45H170V44H169ZM173 45H174V44H173ZM177 45H178V44H177ZM203 45H204V43H203ZM211 45H213V43H211ZM233 45H235V43H234ZM240 45H241V44H240ZM257 45H258V44H257ZM2 46H3V45H2ZM2 46H1V47H2ZM94 46H96V45H94ZM103 46H104V45H103ZM107 46H108V45H107ZM110 46H111V45H110ZM110 46H108V47L110 48ZM149 46H150V45H149ZM149 46H147V47H149ZM160 46H162V45H160ZM170 46H172V45H170ZM175 46H176V45H175ZM183 46H184V44H183ZM192 46H193V45H192ZM196 46H197V45H196ZM196 46H194V47H196ZM219 46H221V45H219ZM238 46H239V45H238ZM242 46H243V45H242ZM141 47H142V46H141ZM145 47H146V46H145ZM147 47H146V48H147ZM152 47H153V46H152ZM155 47H156V46H155ZM157 47H159V46L157 45ZM162 47H163V46H162ZM168 47H169V46H168ZM194 47H193V48H194ZM203 47H204V46H202V49H203ZM207 47H208V45H207ZM209 47H210V46H209ZM216 47H218V46H216ZM231 47H232V46H231ZM234 47H236V46H234ZM256 47H257V46H256ZM89 48H90V47H89ZM126 48H127V45H126ZM172 48H173V47H172ZM176 48H177V47H176ZM183 48H184V47H183ZM188 48H189V46H188ZM196 48H197V47H196ZM221 48H222V47H221ZM229 48H230V46H229ZM236 48H239V47H236ZM242 48H243V47H242ZM244 48H245V47H244ZM247 48H248V47H247ZM0 49H1V48H0ZM11 49H12V48H11ZM90 49H92V48H90ZM98 49H99V48H98ZM121 49H122V48H121ZM149 49H150V48H149ZM153 49H155V48H153ZM166 49H167V51H168L169 48H166ZM184 49L186 50V45H185V48H184ZM200 49H201V48H200ZM205 49H206V48H205ZM211 49H212V48H211ZM222 49H223V48H222ZM230 49H231V48H230ZM234 49H235V48H234ZM245 49H246V48H245ZM111 50H112V48H111ZM115 50H116V49H115ZM127 50H128V49H127ZM140 50H142V48H141ZM158 50H159V49H156V51H158ZM162 50H163V49H162ZM173 50H174V48H173ZM177 50H178V49H177ZM195 50H198V49H195ZM209 50H210V49H209ZM209 50H208V51H209ZM225 50H226V48H225ZM228 50H229V49H228ZM228 50H227V51H228ZM239 50H241V49L239 48ZM257 50H258V49H257ZM0 51H1V50H0ZM3 51H4V50H3ZM6 51H7V50H6ZM9 51H10V49H9ZM74 51H75V50H74ZM107 51H108V50H107ZM159 51H160V50H159ZM165 51H166V50H165ZM174 51H175V50H174ZM213 51H214V50H213ZM230 51H231V50H230ZM232 51H233V50H232ZM250 51H251V50H250ZM103 52H104V51H103ZM109 52H110V51H109ZM139 52H141V51H139ZM154 52H155V51H153V53H154ZM169 52H171V51H169ZM178 52H179V51H178ZM181 52H182V50H181ZM186 52H187V51H186ZM195 52H197V51H195ZM195 52H194V53H195ZM211 52H212V51H211ZM225 52H226V51H225ZM235 52H236V51H235ZM235 52H233V53L235 54ZM2 53H3V52H1V54H2ZM105 53H106V52H105ZM143 53H144V51H143ZM145 53H146V52H145ZM149 53L151 54L152 51H151V52H148L147 54H149ZM166 53H167V52H166ZM174 53H175V52H173L172 54L175 55ZM200 53H201V52H200ZM204 53H205V52H204ZM204 53H203V54H204ZM215 53H216V52H215ZM237 53H238V52H237ZM251 53H252V52H251ZM1 54H0V55H1ZM5 54H6V52H5ZM5 54H4V55H5ZM155 54H156V52H155ZM161 54H162V53H161ZM161 54H160V55H161ZM197 54H198V53H197ZM201 54H202V53H201ZM207 54H208V53H207ZM221 54H222V53H221ZM221 54H220V55H221ZM245 54H246V53H245ZM259 54H260V53H259ZM2 55H3V54H2ZM105 55H108V54H105ZM139 55H140V54H139ZM163 55H164V54H163ZM170 55H171V53H170ZM177 55H178V53H177ZM191 55H193V54H191ZM198 55H199V54H198ZM239 55H240V53H239ZM246 55H247V54H246ZM5 56H6V55H5ZM119 56H120V55H119ZM134 56H135V55H134ZM153 56H154V55H153ZM153 56H150V58L153 57ZM158 56H159V55H158ZM166 56H168V55H166ZM175 56H176V55H175ZM181 56H182V55H181ZM194 56H195V55H194ZM201 56H202V55H201ZM204 56H205V54H204ZM228 56H229V54H228ZM234 56H235V55H233V57H234ZM243 56H244V55H243ZM247 56H248V55H247ZM255 56H258V55H255ZM105 57H106V56H105ZM135 57H136V56H135ZM143 57H144V55H143ZM146 57H147V56H146ZM171 57H172V55H171ZM189 57H190V56H189ZM195 57H196V56H195ZM199 57H200V55H199ZM199 57H198V58H199ZM210 57H211V56H210ZM213 57H214V56H213ZM224 57H225V56H224ZM241 57H242V56L238 57V55H237V58H241ZM3 58H4V57H3ZM103 58H104V57H103ZM103 58H101V59H103ZM106 58H107V57H106ZM132 58H133V57H132ZM147 58H148V57H147ZM150 58H149V59H150ZM161 58H162V57L160 56L159 59L161 60ZM164 58H165V57H164ZM166 58H169V57H166ZM177 58H178V57H177ZM179 58L182 59V57H180V56H179ZM179 58H178V59H179ZM215 58H216V57H215ZM225 58H226V57H225ZM225 58H224V59H225ZM248 58H249V57H248ZM140 59H141V58H140ZM142 59H143V58H142ZM144 59H146V58L144 57ZM172 59H173V58H172ZM184 59H185V58H184ZM206 59H207V57L204 59V61H205ZM211 59H212V58H211ZM211 59H210V60H211ZM217 59H219V58H217ZM226 59H227V58H226ZM229 59H230V58H229ZM241 59H243V58H241ZM249 59H250V58H249ZM254 59H255V58H254ZM260 59H261V58H260ZM66 60H67V59H66ZM146 60H147V59H146ZM154 60H155V59H154ZM239 60H240V59H239ZM257 60H258V58H257ZM20 61H21V60H20ZM105 61H106V60L104 59V63H106ZM147 61H148V60H147ZM155 61H156V60H155ZM161 61H162V63L164 62L163 60H161ZM174 61H175V59H174ZM181 61H183V60H181ZM193 61H195V60H193ZM204 61H203V62H204ZM212 61H213V59H212ZM217 61H221V60H217ZM227 61H228V59H227ZM229 61H230V60H229ZM231 61H232V60H231ZM240 61H241V60H240ZM242 61H243V60H242ZM42 62H43V61H42ZM128 62H129V61H128ZM130 62H131V60H130ZM135 62H138V61H135ZM135 62H134V63H135ZM143 62H144V61H143ZM143 62H142V63H143ZM151 62H152V61H151ZM153 62H154V61H153ZM183 62H185V61H183ZM188 62H189V61H188ZM235 62H236V61H235ZM245 62H246V61H245ZM260 62H261V61H260ZM94 63H95V62H94ZM104 63H100V66H101V64H102V65H107V64H104ZM139 63H140V62H139ZM148 63H149V62H148ZM148 63H147V64H148ZM185 63H186V62H185ZM195 63H198V61H197V62L195 61ZM195 63H194V64H195ZM200 63H201V62H200ZM207 63H208V61H207ZM210 63H211V61H210ZM212 63H213V62H212ZM223 63H225V61H224ZM226 63H227V62H226ZM242 63H243V62H242ZM129 64H130V63H129ZM140 64H141V63H140ZM140 64H139V65H140ZM150 64H151V63H150ZM150 64H149V66H150ZM152 64H153V63H152ZM152 64H151V66H152L151 68L154 67V65L156 64V62H155L154 65H152ZM172 64H174V63H172ZM179 64H180V62L178 63V65H179ZM187 64H188V63H187ZM201 64H202V63H201ZM208 64H209V63H208ZM215 64H217V63H215ZM220 64H221V62H220ZM232 64H233V61H232ZM238 64H239V63H238ZM243 64H244V63H243ZM252 64H253V63H252ZM252 64H251V65H252ZM258 64L260 65V63H258ZM143 65H144V64H143ZM145 65H146V64H145ZM145 65H144V66H145ZM156 65H157V64H156ZM158 65H159V64H158ZM164 65H166V63H165ZM167 65H168V64H167ZM174 65H175V64H174ZM174 65H173V66H174ZM180 65H181V64H180ZM190 65H191V64H190ZM197 65L199 66V64H197ZM203 65H204V64H203ZM212 65H213V64H212ZM212 65H210V66L212 67ZM217 65H218V64H217ZM228 65H229V64H228ZM233 65H234V64H233ZM233 65H231V68H233V67H232ZM244 65H246V64H244ZM5 66H6V65H5ZM98 66H99V65H98ZM133 66H134V65H133ZM137 66H138V65H136V68H138ZM160 66H161V63H160ZM186 66H187V65H186ZM192 66H193V65H191V67H192ZM195 66H196V64H195ZM205 66H206V65H205ZM205 66H203V67H205ZM214 66H216V65H214ZM223 66H224V64H223ZM223 66H221V67H223ZM225 66H226V64H225ZM225 66H224V67H225ZM234 66H235V65H234ZM255 66H256V65L254 64V67H255ZM257 66H258V65H257ZM125 67H127V65H126ZM125 67H124V68H125ZM134 67H135V66H134ZM141 67H142V66H141ZM141 67H140V68H141ZM166 67H167V66H166ZM166 67H163V68H166ZM188 67H189V66H188ZM193 67H194V66H193ZM201 67H202V66H201ZM201 67H200V68H201ZM206 67H208V66H206ZM226 67H227V66H226ZM226 67H225V68H226ZM262 67H263V66H262ZM88 68H89V67H88ZM100 68H101V67H100ZM131 68H132V67H131ZM143 68H144V67H142V69H143ZM147 68H149V67L147 66ZM151 68H150V69H151ZM161 68H162V67H161ZM172 68H173V67H172ZM177 68H179V67H177ZM208 68H209V67H208ZM216 68H218V66H217ZM216 68H215V69H216ZM227 68H230V67L228 66ZM236 68H237V66H236ZM240 68H241V67H240ZM247 68H248V67H247ZM250 68H251V67H250ZM255 68H256V67H255ZM91 69H92V68H91ZM104 69H105V67H104ZM109 69H110V68H109ZM129 69H130V68H129ZM134 69H135V68H134ZM138 69H139V68H138ZM138 69H137V70H138ZM154 69H155V68H154ZM166 69L168 70V68H166ZM169 69H170V68H169ZM186 69H187V68H186ZM204 69H205V68H204ZM218 69H219V68H218ZM233 69H234V68H233ZM233 69H232V70H233ZM241 69H243V68H241ZM251 69H252V68H251ZM251 69H250V70H251ZM257 69H258V68H257ZM93 70H94V69H93ZM97 70H98V69H97ZM126 70H127V69H126ZM143 70H144V69H143ZM146 70H147V69H145V71H146ZM148 70H149V69H148ZM152 70H153V69H152ZM160 70H161V69H160ZM160 70H158V71L160 72ZM163 70H164V69H163ZM180 70H181V69H180ZM187 70H188V69H187ZM199 70H200V69H199ZM201 70H203V68H202ZM216 70H217V69H216ZM219 70H220V69H219ZM223 70H224V68H223ZM248 70H249V69H248ZM253 70H254V68H253ZM255 70H256V69H255ZM98 71H99V70H98ZM101 71H102V70H101ZM104 71H105V70H104ZM124 71H125V70H124ZM124 71H123V72H124ZM130 71H132V69L129 70V72H130ZM153 71H154V70H153ZM156 71H157V70H156ZM168 71H169V70H168ZM170 71L172 72V70H170ZM195 71H197V70H195ZM209 71H211V70H209ZM209 71H208V73H209ZM217 71H218V70H217ZM243 71H244V70H243ZM246 71H247V70H246ZM137 72H138V71H137ZM139 72H140V71H139ZM141 72H142V70H141ZM148 72H151V71H150V70H149V71H146V74H147ZM162 72H164V71H162ZM181 72H182V71H181ZM184 72H185V71H184ZM187 72H188V71H187ZM206 72H207V70H206ZM211 72H212V71H211ZM211 72H210V74H211ZM214 72H215V71H214ZM252 72H253V71H252ZM254 72H255V71H254ZM86 73H87V72H86ZM114 73H115V72H114ZM116 73H117V72H116ZM135 73H136V71H135ZM135 73H134V74H135ZM144 73H145V72H144ZM144 73H142V74H144ZM154 73H155V72H154ZM154 73H153V74H154ZM173 73H174V72H173ZM173 73H172V74H173ZM178 73H179V72H178ZM191 73H192V72H191ZM197 73H198V72H197ZM197 73H196V76H197V78H198L199 75H197ZM201 73H202V72H201ZM237 73H238V72H237ZM120 74H122V73L120 72ZM127 74H128V73H127ZM153 74H150V75L152 76ZM164 74H165V72H164ZM170 74H171V73H170ZM172 74H171V75H172ZM175 74H177V73H175ZM180 74H182V73H180ZM180 74H179V76H180ZM183 74H184V73H183ZM183 74H182V75H183ZM188 74H189V73H188ZM199 74H200V73H199ZM205 74H206V73H205ZM210 74H207V77L209 76L208 78H210ZM218 74H219V72H218ZM218 74H217V77H218ZM220 74H222V72H221ZM220 74H219V76H220ZM230 74H232V72H231ZM230 74H228V75H230ZM240 74H242V72L239 73V75H240ZM248 74H249V72H248ZM251 74H252V73H251ZM255 74H256V73H255ZM1 75H3V74H1ZM112 75H113V74H112ZM122 75H123V74H122ZM125 75H126V74H125ZM129 75H130V73H129ZM131 75H132V74H131ZM137 75H138V73H137ZM147 75H148V74H147ZM154 75H155V74H154ZM157 75H158V74H157ZM166 75H167V74H166ZM173 75H174V74H173ZM177 75H178V74H177ZM177 75H176V76H177ZM184 75H185V74H184ZM190 75H192V74H190ZM202 75L205 76L203 73H202ZM211 75H212V74H211ZM215 75H216V74H215ZM228 75L226 74V76H227L226 79L230 78V77H228ZM233 75H234V74H233ZM249 75H250V74H249ZM253 75H254V74H253ZM253 75H250V78H251V76H253ZM258 75H260V74H258ZM86 76H87V75H86ZM95 76H98V75H95ZM145 76H146V75H145ZM145 76H141V77H145ZM188 76H189V75H188ZM222 76H223V75H222ZM222 76H221V77H222ZM226 76H223V77H226ZM236 76H237V75H236ZM236 76H235V77H236ZM260 76H261V75H260ZM91 77L93 78V76H91ZM110 77H111V76H110ZM115 77H116V76H114V78H115ZM126 77H127V76H126ZM128 77H129V76H128ZM136 77H137V76H136ZM138 77H139V76H138ZM149 77H150V76H149ZM169 77H170V76H169ZM180 77H181V76H180ZM185 77H186V76H185ZM200 77H201V76H200ZM205 77H206V76H205ZM211 77H212V76H211ZM231 77H234V76H231ZM235 77H234V79H235ZM243 77H244V76H243ZM95 78H96V77H95ZM120 78H121V76H120ZM123 78L126 79L125 77H123ZM132 78H134V77H132ZM145 78H146V77H145ZM151 78H154V79H155V76H154V77H150V79H151ZM159 78H160V77H159ZM178 78H179V77H178ZM183 78H184V77H183ZM186 78H187V77H186ZM188 78H189V77H188ZM219 78H220V77H219ZM219 78H218V79H219ZM241 78H242V77H241ZM250 78H249V79H250ZM259 78H260V77H259ZM124 79H123V80H124ZM135 79H136V78H135ZM135 79H134V80H135ZM171 79H172V78H171ZM173 79H174V78H173ZM189 79H191V78H189ZM192 79H193V78H192ZM192 79H191V80H192ZM194 79H195V78H194ZM199 79H200V81H201V78H198V80H199ZM202 79L205 80V78H202ZM218 79H217V80H218ZM224 79H225V78H224ZM255 79H257V78H255ZM5 80H6V79H5ZM10 80H11V79H10ZM89 80L92 81L93 79H89ZM98 80H99V79H98ZM103 80H104V79H103ZM108 80H109V79H108ZM108 80H107L106 82H108ZM141 80H142V78H141ZM155 80H157V77H156ZM159 80H160V79H159ZM159 80H158V81H159ZM166 80H167V79H166ZM176 80H177V79H176ZM178 80H179V79H178ZM186 80H187V79H186ZM196 80H197V79H196ZM207 80H209V79H207ZM210 80H211V78H210ZM210 80H209V81H210ZM215 80H216V77H215ZM220 80H222V79H220ZM251 80H253V79H251ZM251 80H250V81H251ZM259 80H261V79H259ZM101 81H102V80H101ZM114 81H115V80H114ZM124 81H125V80H124ZM128 81H129V80H128ZM130 81H131V79H130ZM132 81H133V79H132ZM145 81H146V80H145ZM151 81H152V79H151ZM179 81H180V80H179ZM187 81H188V80H187ZM194 81H195V80H194ZM194 81H193V82H194ZM200 81H199V82H200ZM222 81H224V80H222ZM225 81H226V80H225ZM229 81H230V79H229ZM236 81H237V80H236ZM238 81H239V80H238ZM241 81H242V79L240 80V82H241ZM261 81H263V80H261ZM92 82H93V81H92ZM94 82H95V80H94ZM97 82H99V81H97ZM111 82H112V81H111ZM115 82H116V81H115ZM117 82H119V81L117 80ZM137 82H138V81H137ZM137 82H136V83H137ZM142 82H143V81H142ZM142 82H141V83H142ZM149 82H150V81H149ZM153 82H155V81H153ZM161 82H162V81L160 80V83H161ZM165 82H166V81H165ZM183 82H184V81H183ZM189 82H190V81H188L187 83L189 84ZM193 82H192L191 84H194V83H195V82H194V83H193ZM201 82H202V81H201ZM204 82H205V81H204ZM206 82H207V81H206ZM212 82H213V80H212ZM216 82H218V81H216ZM226 82H228V81H226ZM226 82H225V83H226ZM230 82H232V80H231ZM245 82H247V81H245ZM245 82L243 81L244 85H245ZM255 82H257V81L255 80ZM255 82L252 81V83H255ZM88 83H89V82H88ZM109 83H110V82H109ZM125 83H127V82H125ZM145 83H146V82H144V84H145ZM175 83H176V82H175ZM177 83H178V82H177ZM179 83H180V82H179ZM214 83H215V82H214ZM218 83H219V82H218ZM237 83H238V82H237ZM243 83H242V84H243ZM248 83H249V82H248ZM252 83H251V84H252ZM259 83H260V82H259ZM263 83H264V82H262V85H263ZM81 84H82V83H81ZM104 84H105V83H104ZM111 84H112L111 86L114 85L113 83H111ZM127 84H128V83H127ZM129 84L131 85L130 82H129ZM144 84H142L141 86H143ZM148 84H149V83H148ZM148 84H147V85H148ZM157 84H158V83H157ZM157 84L155 83V87H156ZM171 84H172V83H171ZM173 84H174V83H173ZM202 84H203V83H202ZM209 84H210V82H209ZM209 84H208V85H209ZM212 84H213V83H211V85H212ZM219 84H223V83L220 81ZM219 84H218V86L222 87V85H219ZM229 84H231V83H229ZM229 84L227 83V84H224V85L229 86ZM233 84H235V82H234ZM233 84H232V85H233ZM238 84H241V83H238ZM246 84H247V83H246ZM255 84H256V83H255ZM255 84H254L253 86H257V85H255ZM83 85H85V84L83 83ZM91 85H92V83H91ZM91 85H90V87H91ZM139 85H140V84H139ZM149 85H150V84H149ZM167 85H168V84H167ZM179 85H180V84H179ZM182 85H183V84H182ZM184 85H185V84H184ZM197 85H198V84H197ZM208 85H207V86H208ZM215 85H217V84H214V86H215ZM235 85L238 87L237 84H235ZM8 86H9V84H8ZM92 86H94V85H92ZM95 86H97V85H95ZM102 86H103V85H102ZM132 86H133V85H132ZM151 86H152V85H151ZM158 86H159V85H158ZM162 86H163V84H162ZM162 86L159 87V88H160V89H161V88H164V87H162ZM205 86H206V85H204V87H205ZM230 86H231V85H230ZM253 86H252V87H253ZM85 87H87V86H85ZM85 87H84V88H85ZM88 87H89V86H88ZM103 87H104V86H103ZM117 87H118V86H117ZM120 87H121V86H120ZM134 87H135V86H133V89H134ZM136 87H137V86H136ZM145 87H147V86L145 85ZM185 87H186V86H185ZM189 87H190V86H189ZM192 87H193V85H192ZM192 87H191L192 90H193V89H196V86H195V85H194L195 88H192ZM209 87H210V86H209ZM215 87H216V86H215ZM244 87H245V86H244ZM246 87H247V85H246ZM246 87H245V88H246ZM248 87H250V86H248ZM248 87H247V88H248ZM82 88H83V87H82ZM104 88H105V87H104ZM104 88H103V89H104ZM122 88H123V86H122ZM126 88H127V87H126ZM139 88H140V86H139ZM143 88H144V87H143ZM159 88H157V90H158ZM174 88H175V87H174ZM177 88H178V87H177ZM179 88H180V87H179ZM218 88H219V87H218ZM223 88H224V87H223ZM226 88H227V87H226ZM230 88L233 89L232 91H234V92H233L234 94H239V93H235V90H234V88H233L232 86L229 87L228 89H230ZM239 88H240V87H239ZM242 88H243V87H242ZM259 88H260V87H259ZM5 89H6V88H5ZM85 89H86V88H85ZM92 89H93V88H92ZM105 89H106V88H105ZM115 89L117 90V88H115ZM118 89H119V87H118ZM128 89H129V87H128ZM130 89H131V88H130ZM148 89H150V88H148ZM152 89H153V88H152ZM154 89H156V88H154ZM154 89H153V90H154ZM181 89H183L182 86H181ZM187 89H188V88H187ZM187 89H185V90H187ZM191 89H190V90H191ZM197 89H198V88H197ZM201 89H202V88H201ZM206 89H207V88H206ZM206 89H205V90H206ZM212 89L214 90V88H212ZM216 89H217V87H216ZM224 89H225V88H224ZM235 89H236V88H235ZM252 89H253V88H252ZM261 89H262V88H261ZM261 89H260V91H261ZM87 90H88V89H87ZM87 90H86V91H87ZM96 90L98 91V89H96ZM99 90H100V89H99ZM101 90H102V87H101ZM121 90H122V89H121ZM138 90H139V89H138ZM138 90H137V91H138ZM169 90H170V89H169ZM169 90H168V91H169ZM171 90H173V89H171ZM185 90H184V94H185V92H186ZM188 90H189V89H188ZM190 90H189V92H190ZM207 90H208V89H207ZM210 90H211V89H210ZM236 90H237V89H236ZM239 90H240V89H239ZM246 90H247V89H246ZM254 90H255V87H254ZM257 90H258V89H257ZM5 91H6V90H5ZM8 91H9V90H8ZM84 91H85V90H84ZM94 91H95V89H94ZM103 91H104V90H103ZM108 91H110V90H108ZM123 91H124V90H123ZM123 91H121V92H123ZM130 91H131V90H130ZM130 91H129V93H130ZM133 91H134V90H133ZM133 91H131V92H133ZM143 91H145V90H143ZM143 91H142V92H143ZM168 91H167V94H168ZM173 91H174V90H173ZM175 91H176V90H175ZM197 91H199V90H196L195 92H197ZM201 91H202V90H201ZM208 91H209V90H208ZM208 91H207V92H208ZM211 91H212V90H211ZM211 91H210V92H211ZM216 91L219 92L218 89H217ZM221 91H223V90H221ZM240 91H241V90H240ZM77 92H78V91H77ZM80 92H82V91H80ZM88 92H89V91H87V94H88V96H89V93H88ZM95 92H96V91H95ZM95 92H94V95H95ZM115 92H116V91H115ZM117 92H118V90H117ZM117 92H116V93H117ZM139 92H140V91H139ZM142 92H141V93H142ZM182 92H183V91H182ZM187 92H188V91H187ZM187 92H186V94H187ZM203 92H204V91H203ZM205 92H206V91H205ZM214 92H215V90H214ZM228 92H230V90H228ZM250 92H251V90H250ZM8 93H9V92H8ZM103 93H105V92H103ZM103 93H102V95H103ZM135 93H136V92H135ZM141 93H140V94H141ZM145 93H146V92H145ZM148 93H151L150 95L153 94L152 92H150V90H149ZM154 93H155V92H154ZM156 93L158 94V92H156ZM156 93H155V94H156ZM161 93H162V92H161ZM171 93H172V92H171ZM180 93H181V92H180ZM190 93L192 94V92H190ZM193 93H194V92H193ZM211 93L213 94V92H211ZM215 93H216V92H215ZM223 93H224V92H223ZM226 93H227V92H226ZM226 93H224V94H226ZM230 93H231V92H230ZM240 93H241V92H240ZM242 93H243V92H242ZM253 93H254V91H253ZM259 93H260V92H259ZM262 93H263V92H261V94H262ZM2 94H3V92H2ZM6 94H7V93H6ZM13 94H14V93H13ZM13 94L11 93V94H9V96H10V95H13ZM84 94H85V92H84ZM91 94H92V93H91ZM91 94H90V95H91ZM113 94H114V93H113ZM119 94H120V93H119ZM119 94H118V96H120ZM140 94H137V95H140ZM175 94H176V93H175ZM175 94H172V96H171L170 98H173V96H174ZM184 94H182V95H183V98H184V96H185ZM188 94H189V93H188ZM200 94H201V96H198V95H197V96L202 98V95H203V94H202V93H200ZM212 94H211V95H212ZM219 94H220V93H219ZM219 94H218V95H219ZM231 94H232V93H231ZM243 94H244V93H243ZM261 94H260V97H263V96H264V93H263V95H261ZM3 95H4V94H3ZM78 95H79V94H78ZM80 95H81V94H80ZM94 95H92V96L94 97ZM109 95H110V94H109ZM159 95H160V94H158L157 96H159ZM169 95H171V94H169ZM177 95H178V93H177ZM177 95H176V96H177ZM193 95H195V97H196V94H193ZM206 95H207V94H206ZM216 95H217V94H216ZM216 95H213V96H214V97H213L214 100H215V96H216ZM239 95H240V94H239ZM241 95H242V94H241ZM247 95L249 96V94H247ZM251 95H252V94H251ZM9 96H8V98H9ZM13 96H14V95H13ZM95 96H96V95H95ZM110 96H111V95H110ZM110 96L108 97V95H107V97L111 99ZM112 96L115 97L114 95H112ZM125 96H126V95H125ZM135 96H136V94H135ZM148 96H149V95H148ZM153 96H154V95H153ZM160 96H162V95H160ZM160 96H159V97H160ZM176 96H174V98H175ZM187 96H188V95H187ZM187 96H185V97H187ZM203 96H205V94H204ZM208 96H209V95H208ZM208 96H206V97L208 98ZM219 96H220V95H219ZM219 96H218V97H219ZM226 96H227V95H226ZM234 96H235V95H234ZM242 96H243V95H242ZM242 96H241L240 98H242ZM244 96H246V95H244ZM2 97H3V96H2ZM79 97H80V96H79ZM79 97H78V98H79ZM86 97H87V96H86ZM97 97H99V95H98ZM101 97H102V96H101ZM107 97H106V98H107ZM116 97H117V96H116ZM122 97H124V96H121V98H122ZM138 97H139V96H138ZM168 97H169V96H168ZM191 97H192V96H191ZM198 97H197V100H198ZM206 97H204V99H205ZM216 97H217V96H216ZM237 97H238V96H237ZM246 97H247V96H246ZM75 98H76V97H75ZM75 98H74V101L76 100V102H77V99H78V98H77V99H75ZM82 98H83V96H82ZM88 98H89V97H88ZM118 98H120V97H118ZM129 98H130V96H129ZM131 98H134V92H133V97H131ZM136 98H137V97H136ZM136 98H135V99H136ZM145 98H146V96H145ZM149 98H151V97H149ZM155 98H156V96H155ZM179 98H180V97H178V99H179ZM181 98H182V97H181ZM207 98H206V99H207ZM227 98H228V96H227ZM230 98H231V97H230ZM233 98H234V99H233ZM233 98H231V99L235 100L236 97H233ZM238 98H239V97H238ZM244 98H245V97H244ZM249 98H251V97H249ZM79 99H80V98H79ZM125 99H126V98H125ZM137 99H140V97L137 98ZM146 99H147V98H146ZM159 99H161V98H159ZM184 99H185V98H184ZM190 99H191V98H190ZM190 99H189V101H190ZM192 99H193V98H192ZM192 99H191V100H192ZM202 99H203V98H202ZM202 99H201V100H202ZM211 99H212V96H211ZM211 99H210V100H211ZM253 99H254V98H253ZM260 99H262V98H260ZM4 100H6V98H5ZM9 100H10V99H9ZM15 100H16V98H15ZM83 100H84V99H81L80 101H83ZM96 100H97V99H96ZM113 100H114V98H113ZM126 100H128V98H127ZM126 100H124V101L126 102ZM144 100H145V99H144ZM144 100H142V101L144 102ZM153 100H154V98H153ZM171 100H172V99H171ZM179 100H180V99H179ZM210 100H208V102H209ZM214 100H213V101H214ZM227 100H228V99H226V102H227ZM238 100H239V99H238ZM243 100H244V99H243ZM245 100H246V99H245ZM245 100H244V102H245ZM263 100H264V99H263ZM7 101H8V99H7ZM71 101H72V100H71ZM71 101H70V102H71ZM78 101H79V100H78ZM93 101H94V100H93ZM100 101H101V99H100ZM109 101H110V100H109ZM115 101H116V100H115ZM118 101H120V100H118ZM124 101H123V102H124ZM132 101H133V99H132ZM136 101H137V100H136ZM149 101H151V100H149ZM154 101H155V100H154ZM156 101H158L157 98H156ZM159 101H160V100H159ZM180 101H181V100H180ZM182 101H185V102H186L187 100L185 99V100H182ZM182 101H181V103H182ZM193 101L196 102L195 98H194ZM213 101H212V102H213ZM215 101H216V100H215ZM218 101H219V100H218ZM224 101H225V100H224ZM241 101H242V100H241ZM241 101H240V102H241ZM247 101H248V100H247ZM103 102H104V103H105V102L107 103V101H105V100H104ZM125 102H124V103H125ZM197 102H198V101H197ZM199 102H200V101H199ZM216 102H217V101H216ZM220 102H221V101H220ZM235 102H236V100H235ZM237 102H238V101H237ZM237 102H236V103H237ZM259 102H261V101H259ZM259 102H258V104L256 103V104H257L256 107H260V106H261V104H259ZM262 102H263V101H262ZM14 103H15V102H14ZM101 103H102V102H101ZM121 103H122V102H121ZM129 103H130V102H129ZM129 103L127 104L128 106H129ZM137 103H138V101H137ZM139 103L141 104L140 101H139ZM150 103H153V102H150ZM159 103H160V102H159ZM178 103H179V102H178ZM188 103H189V102H188ZM188 103H187V104H188ZM191 103L193 104V102H190L189 105H190ZM202 103L204 104V102H202ZM205 103H206V102H205ZM213 103H214V102H213ZM222 103H223V102H222ZM227 103H228V102H227ZM227 103H225V104H223V105L225 106ZM238 103H239V102H238ZM4 104H5V103H4ZM7 104H8V103H7ZM9 104H10V102H9ZM68 104H69V103H68ZM78 104H79V103H78ZM102 104H103V103H102ZM102 104H100L101 107H102ZM114 104H115V103H114ZM117 104H119V102H117ZM135 104H136V103H135ZM146 104L148 105V102H147V101H146ZM155 104H157V103L155 102ZM183 104H186V103H183ZM207 104H208V103H207ZM210 104H211V101H210L209 105H207V106L210 107ZM216 104H217V103H216ZM219 104H220V103H219ZM229 104H230V103H229ZM229 104H228V105H229ZM241 104H242V103H241ZM251 104H252V103H251ZM254 104H255V101H254ZM2 105H3V104H2ZM72 105H73V104H72ZM76 105H77V104H76ZM86 105H87V103H86ZM94 105H96V104L94 103ZM100 105H99V106H100ZM121 105H122V104H121ZM124 105H125V104H124ZM124 105H122V107H123ZM131 105H132V104H131ZM143 105H145V103H144ZM152 105H153V104H151V106H152ZM160 105H161V104H160ZM162 105H163V104H162ZM162 105H161V106H162ZM165 105H166V104H165ZM179 105H180V104H179ZM198 105H199V104L197 103V106H198ZM204 105H206V104H204ZM204 105H202V106L200 105L199 107L202 108ZM220 105H221V104H220ZM230 105H231V104H230ZM233 105H234V104H233ZM242 105H243V104H242ZM244 105H245V104H244ZM258 105H260V106H258ZM6 106H7V105H6ZM70 106H71V105H70ZM105 106H106V105H105ZM109 106H110V105H109ZM116 106H117V105H116ZM116 106H115V107H116ZM125 106H126V105H125ZM133 106H134V104H133ZM217 106H218V104H217ZM221 106H222V105H221ZM221 106L217 107V109L220 108ZM224 106H222V107H224ZM236 106H237V105H236ZM239 106H241V105H239ZM4 107H5V106H3V108H4ZM9 107H10V105H9ZM11 107H12V106H11ZM72 107H73V106H72ZM97 107H98V106H97ZM97 107H96V108H97ZM136 107L138 108V104L136 105ZM149 107H150V106H149ZM149 107H146V108H147L146 110H148ZM153 107H154V106H153ZM153 107H151V108H153ZM170 107H171V106H170ZM172 107H174V106H172ZM180 107H181V106H180ZM187 107H188V106H187ZM199 107H198V108H199ZM213 107H214V105H213ZM213 107H211V109H209V108L207 107L209 110H208L206 107H204V108H205V110L207 109V110L210 112V110L212 111ZM215 107H216V106H215ZM233 107H234V106H233ZM262 107H263V106H262ZM13 108H14V107H12V109H13ZM77 108H78V107H77ZM86 108H87V107H86ZM111 108H112V105H111ZM118 108L120 109V107H118ZM126 108H127V107H126ZM131 108H132V107H131ZM131 108H130V109H131ZM175 108H176V107H175ZM183 108H185V107L183 106ZM190 108H191L190 111H193V110H194V108H193V110H192V107H191V106H190ZM190 108H189V109H190ZM195 108H196V107H195ZM224 108H225V107H224ZM245 108H246V106H245ZM251 108H252V107H251ZM4 109H5V108H4ZM7 109H8V107H7ZM7 109H6V110H7ZM14 109H15V108H14ZM67 109H69V108H67ZM70 109H71V108H70ZM83 109H84V108H83ZM91 109H92V108H91ZM94 109H95V107H94ZM113 109H115V108H113ZM119 109H118V110H119ZM141 109H142V108H141ZM144 109H145V107H144ZM187 109H188V108H187ZM187 109H186L185 111H189V110H187ZM202 109H203V108H202ZM214 109H215V108H214ZM226 109H227V108H226ZM226 109H223V110L225 111V114H224V112H222V111H220V110H219V111L222 112V113L226 116V115H227V113H226ZM236 109H237V108H236ZM72 110H73V109H72ZM107 110H108V109H107ZM111 110H112V109H111ZM115 110H117V109H115ZM115 110H112V111H115ZM122 110H123V109H122ZM122 110H120V111H122ZM128 110H129V109H128ZM131 110H132V109H131ZM131 110H130V111H131ZM142 110H143V109H142ZM154 110H155V109H154ZM176 110H178V109H175V111H176ZM197 110H198V109H197ZM200 110H201V109H200ZM200 110H198V111H200ZM203 110H204V109H203ZM229 110H230V109H229ZM232 110H233V109H232ZM237 110H239V109H237ZM247 110H249V109L247 108ZM256 110H259V109H256ZM256 110H255V111H256ZM261 110H262V109H261ZM261 110H260V111H261ZM8 111H9V110H8ZM10 111H12V110H10ZM100 111H101V110H100ZM104 111H106V109H105ZM109 111H110V110H109ZM139 111H140V108H139ZM139 111H138V112H139ZM143 111H144V110H143ZM159 111H160V110H159ZM190 111H189V113H190ZM194 111H195V110H194ZM214 111L217 112V110H214ZM219 111H218V112H219ZM243 111H244V110H243ZM0 112H1V109H0ZM13 112H14V111H13ZM67 112H68V111H67ZM97 112H98V111H97ZM101 112H102V111H101ZM122 112H123V111H122ZM126 112H127V110H126ZM128 112H129V111H128ZM132 112H133V111H132ZM132 112H131V114H132V115H135V114H133ZM135 112H136V110H135ZM135 112H134V113H135ZM150 112H151V111H150ZM152 112H153V111H152ZM171 112H172V111H171ZM177 112H178V111H177ZM195 112H197V111H195ZM205 112H206V111H205ZM218 112L215 113L216 116H218V115H217ZM220 112H219V114H220ZM227 112H228V111H227ZM235 112H236V111H235ZM249 112H250V110H249ZM249 112L247 111L248 114H249ZM262 112H263V111H262ZM92 113H93V112H92ZM107 113H108V112H107ZM107 113H106V114H107ZM110 113H111V112H110ZM182 113H183V111H182ZM184 113H186L185 116L188 114L187 112H184ZM199 113H201V112H199ZM212 113H213V112H212ZM233 113H234V112H233ZM237 113H238V112H237ZM237 113H235V114H237ZM253 113H254V111H253ZM4 114H5V113H4ZM4 114H3V117H4ZM9 114H10V113H9ZM9 114H8V115H9ZM84 114H85V113H84ZM119 114H120V113H119ZM126 114H127V113H126ZM128 114H129V113H128ZM128 114H127V115H128ZM131 114H130V115H131ZM138 114L140 115V112H139ZM138 114H137V115H138ZM142 114H144V113H142ZM148 114H149V113H148ZM154 114H155V112H154ZM154 114H152L151 116H153ZM172 114H173V113H172ZM203 114H204V113H203ZM210 114H211V112H210ZM238 114H240V113H238ZM255 114H256V113H255ZM6 115H7V114H6ZM10 115H11V114H10ZM120 115H122V113H121ZM130 115H129V116H130ZM139 115H138V116H139ZM162 115H163V114H162ZM182 115H183V114H182ZM182 115H181V116H182ZM188 115H189V114H188ZM188 115L186 116V117H187V120H186L185 122H187V121L190 119V117H191L192 114L190 115L189 118H188ZM194 115H195V113H194ZM197 115H198V113H197ZM204 115H205V114H204ZM213 115H214V114H213ZM252 115H253V114H252ZM258 115H259V114H258ZM261 115H263V113H262ZM261 115H260V116H261ZM109 116H110V115H109ZM114 116H115V113H114ZM125 116H126V115H125ZM138 116H137V118H138ZM181 116H180V117H181ZM200 116H201V115H200ZM207 116H208V115H207ZM220 116H221V115H220ZM228 116H230L229 113H228ZM231 116H232V115H231ZM242 116H243V115H242ZM245 116H246V115H245ZM80 117H81V116H80ZM96 117H97V116H96ZM98 117H99V116H98ZM100 117H101V116H100ZM100 117H99V118H100ZM120 117H122V116H120ZM144 117H146V114H145V116H143V118H144ZM154 117H156V116H154ZM159 117H160V116H159ZM170 117H171V116H170ZM175 117H176V116H175ZM195 117H196V116H195ZM197 117H198V116H197ZM221 117H222V116H221ZM223 117H224V116H223ZM261 117H262V116H261ZM7 118H8V117H7ZM62 118H63V117H62ZM81 118H82V117H81ZM101 118H102V117H101ZM103 118H104V116H103ZM107 118L109 119L110 117H107ZM107 118H104V119H107ZM124 118H126V117H124ZM135 118H136V116H135ZM135 118L133 119V116H132V119H133V120H135ZM139 118H140V117H139ZM146 118H147V117H146ZM152 118H153V117H152ZM173 118H174V114H173ZM184 118H185V117H184ZM200 118H202V117H200ZM200 118H199V119H200ZM205 118H206V116H205ZM205 118H204V119H205ZM213 118H214V117H213ZM219 118H220V117H219ZM227 118H228V120H229V117H227ZM227 118H226V119H227ZM257 118H258V117H257ZM262 118H263V117H262ZM1 119H3V118H1ZM83 119H84V118H83ZM92 119H93V117H92ZM104 119H103V120H104ZM108 119H107V120H108ZM110 119H111V118H110ZM112 119H113V117H112ZM116 119H117V118H116ZM122 119H123V118H122ZM130 119H131V118H130ZM157 119H159V118H157ZM163 119H164V118H163ZM171 119H172V118H171ZM178 119H179V118H178ZM191 119H194V118L192 117ZM191 119H190V121H191ZM195 119H196V118H195ZM195 119H194V120H195ZM197 119H198V118H197ZM207 119H211V117H210V118L207 117ZM207 119H205V120H207ZM224 119H225V117L223 118V121H224ZM238 119H239V118H238ZM243 119H244V118H243ZM254 119H255V117H254ZM258 119H259V121H260V118H258ZM6 120H7V119H6ZM8 120H9V119H8ZM11 120H12V119H11ZM85 120H86V119H85ZM97 120H98V119H97ZM141 120H142V119H141ZM144 120H145V119H143L142 121H144ZM167 120H168V119H167ZM172 120H173V119H172ZM182 120H183V118H182ZM194 120H192L191 123H192ZM205 120H204V121H205ZM212 120L215 121L214 119H212ZM124 121H125V119H124ZM131 121H132V120H131ZM142 121H141V123H142ZM157 121H158L159 123L161 122V121H159V120H157ZM201 121H202V120H201ZM201 121L199 120V122H201ZM210 121H211V120H210ZM213 121H212V122H213ZM234 121H235V118H234ZM234 121H233V122H234ZM4 122H5V121H4ZM6 122H7V121H6ZM103 122H104V121H103ZM105 122H106V121H105ZM116 122H117V121H116ZM122 122H123V121H122ZM126 122H127V121H126ZM128 122H129V120H128ZM134 122H138V121L136 120V121H134ZM155 122H156V121H155ZM164 122H165V121H164ZM176 122H177V120H176ZM179 122L182 124V123L184 122V120H183V122H181V121H179ZM194 122H195V121H194ZM194 122H193V123H194ZM215 122H216V121H215ZM219 122H220V120H219ZM226 122H228V121H226ZM233 122H232V123H233ZM241 122H242V121H241ZM260 122H261V121H260ZM263 122H264V120H263ZM263 122H262V123H263ZM10 123H11V122H10ZM95 123H96V122H95ZM95 123H94V124H95ZM97 123H98V121H97ZM111 123H112V122H111ZM119 123H120V122H119ZM119 123H117V125H118ZM124 123H125V122H124ZM132 123H133V122H132ZM132 123H130V124L133 125L134 123H133V124H132ZM168 123H169V122H168ZM170 123H171V122H170ZM173 123H174V122H173ZM187 123L190 124L189 121H188ZM193 123L190 124V125H192L193 127H195V126H194L195 123H194V124H193ZM205 123H206V122H205ZM207 123H208V122H207ZM210 123H211V122H210ZM216 123H217V122H216ZM216 123H215V124H216ZM236 123H237V122H236ZM239 123H240V122H239ZM242 123H243V122H242ZM248 123H249V119H248ZM248 123H247V124H248ZM257 123L259 124V122H257ZM257 123H256V125H257ZM1 124H2V123H1ZM5 124H6V123H5ZM99 124H100V123H99ZM113 124H114V123H113ZM126 124H127V123H126ZM128 124H129V123H128ZM151 124H152V123H151ZM189 124H187V126H188ZM202 124L204 125V122H203ZM213 124H214V122H213ZM213 124H212V123L209 124L210 127H211V125H213ZM215 124L212 126V128L215 126ZM218 124H219V123H218ZM218 124H216V125H218ZM230 124H231V123H230ZM134 125H135V124H134ZM137 125H138V124H137ZM139 125L141 126V124H139ZM154 125H155V123H154ZM164 125H165V124H164ZM185 125H186V123H185ZM185 125L183 124L182 127L179 125L178 128L181 127V129H182L183 126H184V128L186 129ZM190 125H189V126H190ZM196 125H197V124H196ZM199 125H200V127H202V125H201L200 123H199ZM222 125H223V124H222ZM224 125H227V124L224 123ZM233 125H234V124H233ZM233 125H232V127H233ZM240 125H242V124H240ZM244 125H246V123H245ZM253 125H254V124H253ZM96 126H97V125H96ZM119 126H120L121 128H123V127L121 126V124H119ZM119 126H118V127H119ZM123 126H124V125H123ZM128 126H129V125H128ZM144 126H145V125H143L142 127L144 128ZM150 126H151V125H150ZM156 126H157V128H158V125H157V124H156ZM159 126H160V124H159ZM162 126H163V125H162ZM189 126H188V129H189ZM205 126H206V125H205ZM218 126L220 127L221 125L219 124ZM234 126H235V125H234ZM0 127H1V126H0ZM83 127H84V126H83ZM101 127H102V126H101ZM106 127H107V126H106ZM106 127H105V128H106ZM113 127H114V126H113ZM142 127H141V128H142ZM165 127H166V126H165ZM168 127H169V126H168ZM174 127H175V126H174ZM193 127H192V129H193L192 132H195V131H196V128L194 129ZM197 127H198V126H197ZM203 127H204V126H203ZM206 127H207V126H206ZM206 127H205V128H206ZM245 127H246V126H245ZM260 127H264V126L262 125V126H260ZM75 128H76V127H75ZM94 128H95V126H94ZM109 128H110V127H109ZM116 128H117V127H116ZM116 128H115V129H116ZM127 128H128V127H127ZM166 128H167V127H166ZM171 128H172V127H171ZM184 128H183V129H184ZM205 128H203V129H205ZM208 128H209V127H208ZM208 128H206V130H203L202 128H201V129H202L203 131H206V132L208 133V131L210 130V129L208 130ZM212 128H211V129H212ZM221 128H222V127L217 128V129H220V130L222 131V129H224V128H222V129H221ZM228 128H230V127L228 126ZM97 129H98V128H97ZM106 129H107V128H106ZM111 129H112V128H111ZM113 129H114V128H113ZM115 129H114V130H115ZM119 129H120V128H119ZM129 129H130V128H129ZM131 129L133 130L134 128H131ZM147 129H149V128H147ZM147 129H146V130H147ZM150 129H151V128H150ZM163 129H164V127H163ZM176 129H177V127H176ZM181 129H180V130H181ZM190 129H191V126H190ZM201 129H200V130H201ZM217 129H215V130H217ZM257 129H258V128H257ZM91 130H92V129H91ZM142 130H143V129H141L140 131H142ZM146 130H145V131H146ZM167 130H168V129H167ZM167 130H165V131H167ZM174 130H175V129H174ZM180 130L177 129V131H180ZM186 130H187V129H186ZM194 130H195V131H194ZM207 130H208V131H207ZM215 130H214V132H215ZM231 130H232V129H231ZM240 130H241V129H240ZM250 130H251V129H250ZM254 130H256V129H254ZM259 130H260V128H259ZM259 130H258V131H259ZM263 130H264V128H263ZM1 131H2V130H1ZM76 131H77V130H76ZM93 131H95V130H93ZM97 131H98V130H97ZM97 131H96V133H97ZM106 131H107V130H106ZM109 131H111V130L108 129V132H109ZM112 131H113V130H112ZM112 131L109 132V133H107V134H111ZM122 131H123V130H122ZM122 131H121V133H124L125 135H127L126 133H128V132H125V131L122 132ZM126 131H127V130H126ZM137 131H138V129H137ZM155 131H156V130H155ZM160 131H162V129H161ZM169 131H170V128H169ZM175 131H176V130H175ZM177 131H176V132H177ZM210 131H211V130H210ZM212 131H213V129H212ZM217 131H219V130H217ZM217 131H216V134H217V133L223 134V132H221V131H220V132H217ZM226 131H227V130H226ZM261 131H262V130H261ZM82 132H83V130H82ZM104 132H105V131H104ZM104 132H99V134L101 133V136H102V133H104ZM115 132H116V131H115ZM146 132H147V131H146ZM151 132H152V131H151ZM156 132H157V131H156ZM156 132H155L154 135H156ZM176 132H175V133H176ZM183 132H185V130H183ZM183 132H182V134H179L180 132H178V134H179L180 136H183V134H184V136H185V133H183ZM192 132H190V133H192ZM197 132H199L198 129H197ZM228 132H229V131H228ZM228 132H227V133H228ZM237 132H238V131H237ZM248 132H249V131H248ZM259 132H260V131H259ZM3 133H4V132H3ZM78 133H79V132H78ZM83 133H84V132H83ZM88 133H89V132H88ZM117 133H118V132H117ZM117 133H116V134H117ZM119 133H120V130H119ZM133 133H134V131H133ZM142 133H143V132H142ZM142 133L140 132L141 135H142ZM152 133H153V132H152ZM152 133H151V134H152ZM161 133H162L163 136H165V135L163 134V132H161ZM169 133H170V132H169ZM169 133H168V134H169ZM199 133H200V136H202L201 134H203V135L205 134V135H206V133H205V132L202 133V131L199 132ZM199 133H198V135H196V136H199ZM210 133H211V132H210ZM224 133H226V132H224ZM227 133H226V134H227ZM261 133H262V132H261ZM89 134H90V133H89ZM114 134H115V133H114ZM137 134H138V132H137ZM137 134H136V136H139L140 138H143V136L141 137L140 135H137ZM147 134H148V133H147ZM158 134H160V133H158ZM192 134H194V133H192ZM192 134H191L189 137H193L194 135H192ZM196 134H197V133H196ZM230 134H231V133H230ZM0 135H1V134H0ZM125 135H124V136H125ZM143 135H145V134L143 133ZM154 135H153V136H154ZM187 135H189V131H188V134H187ZM212 135H214V133H213ZM224 135H225V134H224ZM236 135H239V133L236 134ZM240 135H241V134H240ZM249 135H250V134H249ZM255 135H257V133H256ZM260 135H261V134H260ZM2 136H3V135H2ZM81 136H82V135H81ZM91 136H92V135H91ZM103 136H104V135H103ZM108 136L110 137V135H108ZM114 136L116 137V135H114ZM114 136H112V138H113ZM121 136H122V135H121ZM134 136H135V135H134ZM134 136H133V137H134ZM146 136H147V135H146ZM160 136H161V135H160ZM176 136L178 137V135H176ZM184 136H183L182 138H184ZM208 136H211V135H208ZM216 136H217V135H216ZM227 136H228V135H227ZM109 137H108V138H109ZM118 137H119V136H118ZM118 137H117V138H118ZM148 137H149V135H148ZM173 137H174V136H173ZM185 137H186V136H185ZM204 137H205V136H204ZM211 137H212V136H211ZM211 137H209V138H211ZM214 137H215V136H214ZM220 137H221V136H220ZM263 137H264V136H263ZM31 138H32V137H31ZM86 138H87V137H86ZM99 138H100V137H99ZM155 138H158V137L155 136ZM167 138H168V137H167ZM167 138H164V139H167ZM195 138H196V137L194 136V138H193L194 141L196 140ZM198 138H199V137H198ZM198 138H197L196 141H198ZM212 138H213V137H212ZM215 138H216V137H215ZM236 138H237V137H236ZM104 139H105V138H104ZM104 139H103V140H104ZM176 139H177V138H176ZM178 139H181V138H178ZM187 139H188V138H186V140H187ZM193 139H192V140H193ZM202 139H203V138H202ZM229 139H230V138H229ZM233 139H234V138H233ZM243 139H244V138H243ZM1 140H2V139H1ZM88 140H89V139H88ZM109 140H112V139L109 138ZM109 140H108V141H109ZM119 140H120V139H119ZM127 140H128V139H127ZM135 140H136V139H135ZM137 140H138V139H137ZM139 140H140V139H139ZM143 140H144V139H143ZM153 140H154V138H153ZM156 140H157V139H156ZM186 140H185V142H186ZM192 140H191V141H192ZM203 140L205 141L206 138H204ZM208 140H209V139H208ZM237 140H238V139H237ZM263 140H264V139H263ZM123 141H124V140H123ZM140 141H142V140H140ZM154 141H155V140H154ZM177 141H179V140H177ZM182 141H183V139H182ZM188 141H190V140H188ZM194 141H193V142H194ZM196 141H195V142H196ZM204 141H203V142H204ZM206 141H207V140H206ZM206 141H205V142H206ZM209 141H211V140H209ZM213 141H214V138L212 139V142H213ZM215 141H216V140H215ZM234 141H235V140H234ZM239 141H240V140H239ZM251 141H252V140H251ZM251 141H250V142H251ZM256 141H257V140H256ZM29 142H30V141H29ZM91 142H92V141H91ZM100 142H101V138H100ZM113 142H114V141H113ZM158 142H159V141H158ZM160 142L162 143V141H160ZM160 142H159V143H160ZM165 142H166V141H165ZM168 142H171V141L168 140ZM185 142L183 143V146L185 145ZM195 142H194V143H195ZM201 142H202V141H201ZM225 142H226V141H225ZM225 142H223V143H225ZM262 142H263V141H262ZM89 143H90V142H89ZM114 143H116V141H115ZM118 143H120V141H119ZM118 143H117V144H118ZM136 143H137V142H136ZM152 143H153V142H152ZM161 143H160V145H161ZM163 143H164V142H163ZM172 143H173V142H172ZM177 143H179V142H177ZM191 143H192V142H191ZM237 143H238V141H237ZM237 143H236V144H237ZM252 143H253V142H252ZM27 144H28V142H27ZM29 144H30V143H29ZM98 144H99V143H98ZM102 144L105 145V143H103V142H102ZM102 144H101V145H102ZM107 144H108V143H107ZM167 144H168V143L166 142V147H168ZM180 144L182 145L181 142H180ZM187 144H189V143L187 142ZM192 144H193V143H192ZM196 144L199 145V142H197ZM202 144H204V143H201V145H202ZM209 144H211V143H209ZM212 144H214V142H213ZM218 144H220V143H218ZM231 144H232V143H231ZM238 144H239V143H238ZM255 144H256V143H255ZM70 145H71V144H70ZM115 145H116V144H115ZM164 145H165V144H164ZM178 145H179V144H178ZM198 145H196V147H194V148H193V145H192V148H193L192 150H194L195 148H197ZM201 145H200V146H201ZM205 145H206V143H205ZM225 145H226V144H225ZM228 145H229V144H228ZM234 145H235V143H234ZM234 145H233V146H234ZM248 145H249V144H248ZM250 145H251V144H250ZM256 145H257V144H256ZM256 145H255V146H256ZM259 145H260V144H259ZM90 146H92V144H91ZM95 146H96V144H95ZM99 146H100V145H99ZM106 146H107V145H106ZM109 146H111V145H109ZM109 146H108V147H109ZM140 146H142V145H140ZM155 146H156V144H155ZM161 146H162V145H161ZM170 146H172V145H170ZM170 146H169V147H170ZM173 146H174V145H173ZM173 146H172V147H173ZM202 146H203V145H202ZM202 146H201V147H202ZM210 146H211V145H210ZM214 146H215V145H214ZM217 146H218V145H217ZM222 146H223V145H222ZM229 146H230V145H229ZM240 146H242V145H240ZM244 146H245V145H244ZM244 146H242V147H244ZM263 146H264V142H263ZM20 147H22V146H20ZM156 147H157V146H156ZM163 147H164V146H163ZM181 147H182V146H181ZM184 147H185V149H187V152H188L189 149H190L189 151H191V147H189V149H188V147L186 148V145H185ZM184 147H182V151H183V152L185 151V150H183ZM201 147H200V149L202 150ZM208 147H209V146H208ZM208 147H207V148H208ZM212 147H213V145H212ZM212 147H210V148H212ZM218 147H219V146H218ZM236 147H237V146H236ZM249 147H250V146H249ZM17 148H18V147H17ZM27 148H28V147H27ZM127 148H128V147H127ZM160 148H161V147H160ZM198 148H199V146H198ZM203 148H204V147H203ZM214 148H215V147H214ZM220 148H221V147H220ZM224 148H225V147H224ZM226 148H228V147H226ZM226 148H225V149H226ZM231 148H232V145H231ZM233 148H234V147H233ZM260 148H263V147H260ZM18 149H19V148H18ZM18 149H17V150H18ZM101 149H102V148H101ZM106 149H107V148H106ZM106 149H105V150H106ZM110 149H112V148H110ZM165 149H166V148H165ZM170 149H173V148H170ZM174 149H175V148H174ZM174 149H173V152H176V151H174ZM200 149H199V150H200ZM216 149H217V147H216ZM218 149H219V148H218ZM221 149H222V148H221ZM238 149H239V148H238ZM204 150L207 151V149H204ZM211 150H212V149H211ZM219 150H220V149H219ZM227 150H228V149H227ZM233 150H234V149H233ZM233 150H232L231 152H233ZM248 150H249V149H248ZM252 150H253V149H252ZM255 150H256V149H255ZM260 150H261V149H260ZM260 150H259V151H260ZM24 151H25V150H24ZM26 151H27V150H26ZM102 151H103V150H102ZM106 151H107V150H106ZM166 151H167V150H166ZM179 151H180V150H179ZM196 151H198V149H197ZM208 151H209V149H208ZM212 151H213V150H212ZM220 151H222V150H220ZM223 151H224V150H223ZM263 151H264V150L262 149V151H261L260 153L262 154ZM15 152H17V151H15ZM22 152H23V151H21V153H22ZM89 152H93V151H89ZM97 152H99V151H97ZM111 152H112V151H111ZM134 152H135V151H134ZM160 152H161V151H160ZM162 152H163V151H162ZM185 152H186V151H185ZM191 152H192V151H191ZM194 152H195V151H194ZM199 152H200V151H199ZM199 152H198V154H199ZM204 152H205V151H204ZM204 152H203V155H204ZM246 152H247V151H246ZM251 152H252V151H251ZM254 152H255V151H254ZM13 153H14V152H13ZM74 153H75V152H74ZM100 153H101V152H100ZM107 153H108V151H107ZM168 153H169V152H168ZM177 153H178V151H177ZM188 153L190 154V152H188ZM207 153H208V152H207ZM213 153H218V151L213 152ZM223 153H224V152H223ZM228 153H230V151H228ZM247 153H248V152H247ZM249 153H250V152H249ZM263 153H264V152H263ZM103 154H104V153H103ZM103 154H102V155H103ZM149 154H150V153H149ZM160 154H162V153H160ZM165 154H166V153H165ZM173 154L176 155V153H173ZM179 154H180V153H179ZM179 154H178V155H179ZM185 154L188 155L187 153H185ZM210 154H211V152H210ZM220 154H221V153H220ZM238 154H239V153H238ZM244 154H245V152H244ZM16 155H17V154H16ZM20 155H21V154H20ZM75 155H76V154H75ZM94 155H95V154H94ZM150 155H151V154H150ZM192 155L194 156L193 153L191 154V157H193ZM195 155H197V154H195ZM199 155L202 156L201 152H200ZM215 155H216V154H215ZM223 155H224V154H223ZM225 155H226V153H225ZM240 155H241V154H240ZM258 155H260L259 152H258ZM11 156H13V155H11ZM23 156H24V155H23ZM25 156H26V155H25ZM28 156H29V155H28ZM86 156H87V155H86ZM96 156H97V155H96ZM145 156H146V155H145ZM162 156H163V155H162ZM162 156H161V158H162ZM166 156H167V155H166ZM166 156H164L163 158H165ZM172 156H173V155H172ZM172 156H171V157H172ZM179 156H180V155H179ZM179 156H178V157H179ZM181 156H183V154H181ZM204 156H206V154H205ZM207 156H208V154H207ZM213 156H214V155H213ZM234 156H235V154H234ZM246 156H247V155H246ZM255 156H256V155H255ZM260 156H261V155H260ZM8 157L10 158L9 155H8ZM8 157H7V158H8ZM102 157H103V156H102ZM104 157H105V156H104ZM169 157H170V156H169ZM191 157H190V158H191ZM195 157H196V156H195ZM210 157H211V156H210ZM214 157H215V156H214ZM216 157H217V156H216ZM244 157H245V156H244ZM250 157H253V159H255L253 155H252V156L250 155ZM256 157L258 158V156H256ZM28 158H29V157H28ZM76 158H77V157H76ZM80 158H81V157H80ZM85 158L87 159V157H85ZM89 158H90V157H89ZM92 158H93V156H92ZM92 158H91V159H92ZM110 158H111V157H110ZM136 158H137V157H136ZM143 158H144V157H143ZM157 158H158V156H157ZM167 158H168V157H166V159H167ZM173 158H174V156L171 158V160H172ZM176 158H177V156L174 158V159H175V162H174V163H176ZM180 158H181V157H180ZM180 158H179V159H180ZM186 158H187V157H186ZM188 158H189V157H188ZM199 158H200V157H199ZM203 158H204V157H203ZM228 158H229V157H227V159H228ZM260 158L262 159L263 157H260ZM26 159H27V158H26ZM91 159H90V160H91ZM104 159H105V158H104ZM107 159H108V158H107ZM158 159L160 160V158H158ZM158 159H157V160H158ZM179 159H178V160H179ZM191 159H192V158H191ZM196 159H197V157H196L194 160H196ZM205 159H207V158H205ZM211 159H213V158H211ZM214 159H215V158H214ZM237 159H239V158H237ZM237 159H236V160H237ZM253 159H252V161H253ZM21 160H22V159H21ZM23 160H24V158H23ZM23 160H22V161H23ZM80 160H81V159H80ZM82 160L84 161V159H82ZM155 160H156V159H155ZM189 160H190V159H189ZM209 160H210V159H208V163H209ZM228 160H229V159H228ZM232 160H233V159H232ZM234 160H235V158H234ZM239 160H240V159H239ZM241 160H242V159H241ZM243 160H244V159H243ZM22 161H21V162H22ZM76 161H77V160H76ZM93 161H94V160H93ZM97 161H98V160H97ZM131 161H132V160H131ZM151 161H152V160H151ZM165 161H166V160H165ZM165 161H164V162H165ZM168 161L170 162V160H168ZM173 161H174V160H172V162H173ZM181 161H182V159H181L180 161H178V163H180ZM187 161H188V160H187ZM198 161H200V159H199ZM201 161H202V159H201ZM203 161H204V159H203ZM219 161H220V160H218V162H219ZM230 161H231V160H230ZM247 161H249V160H247ZM247 161H245V163H246ZM263 161H264V160H263ZM25 162H26V160H25ZM94 162H95V161H94ZM169 162H168V163H169ZM183 162H185V161H183ZM195 162L198 163L197 161H195ZM224 162H225V161H224ZM224 162H223V163H224ZM231 162H232V161H231ZM233 162H234V161H233ZM236 162H237V161H235L234 163L236 164ZM240 162H241V161H240ZM242 162H243V161H242ZM4 163H5V162H4ZM17 163H18V162H17ZM81 163H83V162H81ZM100 163H102V162H100ZM157 163H158V162H157ZM159 163H160V162H159ZM187 163H189V162H186L185 165L188 166ZM196 163H195V165H197ZM245 163L243 164L244 166H245ZM247 163H249V162H247ZM251 163H252V162H251ZM257 163H258V162H257ZM77 164H79V163H77ZM85 164H86V162H85ZM87 164H88V163H87ZM87 164H86V165H87ZM152 164H153V163L150 162V165H152ZM154 164H156V163H154ZM154 164H153V167H154ZM160 164H161V163H160ZM160 164H158V165H160ZM170 164L173 165V163H170ZM181 164H182V162L179 164L180 167L178 168V170H179V169L181 170ZM183 164H184V163H183ZM255 164H256V163H255ZM74 165H75V164H74ZM79 165L81 166V164H79ZM89 165H90V164H89ZM89 165H88V166H89ZM148 165H149V164H148ZM148 165H147V166H148ZM172 165H169V166L173 167ZM179 165H178V166H179ZM199 165H200V164H199ZM199 165H197V167H198ZM201 165H203V164L201 163ZM208 165H209V164H208ZM222 165H223V164H222ZM243 165H242V166H243ZM68 166H69V165H68ZM75 166H76V165H75ZM75 166H74V167H75ZM84 166H85V165H84ZM145 166H146V165H145ZM147 166H146V167H147ZM164 166H166V163H165ZM174 166H177V165H174ZM187 166H186V167H187ZM189 166H191V165H189ZM193 166H194V165H192L191 167H193ZM225 166H226V165H225ZM237 166H238V165H237ZM240 166H241V163H240ZM248 166H249V165H248ZM256 166H257V165H256ZM256 166H255V167H256ZM258 166H259V165H258ZM71 167H72V166H71ZM74 167H72V168H74ZM86 167H87V166H86ZM90 167H91V166H90ZM156 167H158V166L156 165ZM161 167H162V166H161ZM161 167H160L159 170L163 172V171L165 170L166 167L164 168V170H163V169L161 170ZM182 167H183V165H182ZM201 167H202V166H201ZM213 167H214V166H213ZM217 167H218V166H217ZM219 167H220V166H219ZM231 167H232V165H231ZM235 167H236V166H235ZM252 167H253V165H252ZM260 167H261V166H260ZM76 168H77V167H76ZM167 168H168V167H167ZM189 168H190V167H189ZM206 168H207V167H206ZM233 168H234V167H233ZM242 168H244V167H242ZM246 168H247V167H246ZM256 168H257V167H256ZM103 169H104V168H103ZM126 169H127V168H126ZM128 169H129V168H128ZM144 169H145V168H144ZM150 169H151V168H150ZM150 169H149V171H150ZM153 169H154V168H153ZM153 169H152V174H153ZM156 169H157V168H156ZM171 169L174 170V168H171ZM191 169H193V168H191ZM199 169H200V168L198 167V169H196V170L199 171V172L201 173V170H202V169H201V170H199ZM209 169H210V168H209ZM224 169H225V168H224ZM229 169H230V168H229ZM231 169H232V168H231ZM236 169H237V168H236ZM247 169H248V168H247ZM249 169H250V168H249ZM257 169H258V168H257ZM71 170H72V169H71ZM86 170H87V169H86ZM89 170H90V168H89ZM166 170H167V169H166ZM168 170H169V168H168ZM175 170H177V169H175ZM175 170H174V172H176ZM180 170H179V172H180ZM184 170H185V169H184ZM184 170L182 171V173L184 172ZM188 170H189V169H188ZM194 170H195V168L193 169V171H194ZM207 170H208V169H207ZM213 170H214V168H213ZM245 170H246V169H245ZM255 170H256V169H255ZM1 171H2V170H1ZM156 171H157V170H156ZM156 171H155V172H156ZM185 171H186V170H185ZM190 171H192V170H190ZM190 171H189V172H190ZM234 171H235V170H234ZM239 171H240V169H239ZM239 171L237 170L239 177H241L242 175H241V173L239 174ZM250 171H251V170H249V172H250ZM253 171H254V170H253ZM61 172H62V171H61ZM63 172H64V171H63ZM95 172H96V171H95ZM108 172H109V171H108ZM118 172H119V171H118ZM118 172H117V173H118ZM123 172H125V171H123ZM123 172L121 173V174H122V177H123ZM147 172H148V169H147ZM158 172H159V171H158ZM170 172H171V171H170ZM189 172H188V173H189ZM207 172H208V171H207ZM221 172H222V170H221ZM246 172H247V171H246ZM0 173H1V172H0ZM85 173H86V172H85ZM125 173H126V172H125ZM128 173H129V172H128ZM134 173H135V172H134ZM144 173H145V172H144ZM163 173H164V172H163ZM186 173H187V171H186ZM191 173L193 174V172H190V174H191ZM196 173H197V172H196ZM211 173H212V171H211ZM242 173H243V171H242ZM250 173H251V172H250ZM257 173H258V172H257ZM82 174H84V173H82ZM129 174H131V173H129ZM149 174H150V173H149ZM152 174H151V175H152ZM167 174H169V173H167ZM171 174H172V172H171ZM176 174H177V176H178V173H176ZM176 174H175V175H176ZM204 174H205V173H204ZM216 174H217V173H216ZM231 174H232V173H231ZM243 174H244V173H243ZM124 175H125V174H124ZM126 175H128V174L126 173ZM133 175H134V174H133ZM146 175H147V174H146ZM160 175H161V174H160ZM165 175H166V174H165ZM180 175H182V174L180 173ZM185 175H186V174H185ZM188 175H189V174H188ZM194 175H195V174H194ZM199 175H200V174H199ZM219 175H220V174H219ZM238 175H237V176H238ZM240 175H241V176H240ZM245 175H246V174H245ZM245 175H244V176H245ZM247 175H248V174H247ZM252 175H253V174H252ZM260 175H261V173H260ZM131 176H132V174H131ZM131 176H130V177H131ZM137 176H138V175H137ZM148 176H149V175H148ZM155 176H156V175H154V177H155ZM158 176H159V175H158ZM227 176H228V175H227ZM51 177H52V176H51ZM83 177H84V176H83ZM122 177H121V179H122ZM130 177H129V178H130ZM154 177H153V178H154ZM159 177H160V176H159ZM164 177H165V176H164ZM178 177H179V176H178ZM183 177H184V174H183ZM187 177H188V176H187ZM194 177H195V178H196V177L198 178V176H196V175H195ZM206 177H208V176H206ZM211 177H212V176H211ZM214 177H215V176H214ZM230 177H233V176H230ZM234 177H235V176H234ZM246 177H247V176H246ZM246 177H245V178H246ZM146 178H147V177H146ZM149 178H150V177H149ZM151 178H152V177H151ZM156 178H157V176H156ZM176 178H177V177H176ZM181 178H182V177H181ZM188 178L190 179V176H189ZM201 178H202V177H201ZM201 178H200V179H201ZM203 178H204V177H203ZM215 178H216V177H215ZM235 178L237 179V177H235ZM241 178H243V177H241ZM249 178H250V177H248V179H249ZM260 178H261V177H260ZM55 179H56V176H55ZM99 179H100V178H99ZM108 179H110V178H108ZM108 179H107V180H108ZM134 179H135V178H134ZM137 179H138V178H137ZM139 179H140V178H139ZM143 179H145V176H144ZM157 179H158V178H157ZM163 179L165 180V178H163ZM167 179H168V178H167ZM191 179H192V181L194 182V179H193V178H191ZM209 179H210V177L208 178V180H209ZM211 179H212V178H211ZM251 179H252V178H251ZM107 180H106V182L108 183L109 181H107ZM111 180H112V179H111ZM113 180H114V179H113ZM113 180H112V181H113ZM115 180H117L116 177H115ZM115 180H114V181H115ZM123 180H124V177H123ZM125 180H126V179H125ZM135 180H136V179H135ZM146 180H147V179H146ZM148 180H149V179H148ZM155 180H156V179H155ZM169 180H170V182H171L173 179L171 180V179L169 178ZM174 180H175V178H174ZM174 180H173V181H174ZM179 180H180V179H179ZM179 180L176 179L175 182H176V181L179 182ZM182 180L184 181L185 179H182ZM187 180H188V179H187ZM195 180H196V179H195ZM202 180H203V179H202ZM216 180H217V179H216ZM230 180H231V179H230ZM237 180H238V179H237ZM240 180H245V179H240ZM246 180H247V179H246ZM246 180H245V181H246ZM255 180H256V179H255ZM258 180H259V179H258ZM52 181H53V179H52ZM119 181H120V180H119ZM133 181H134V180H133ZM140 181H141V182H140V185H141L142 183L144 184V182H142L141 179H140ZM143 181H144V180H143ZM151 181H152V180H151ZM161 181H163V180H161ZM161 181H160V182H161ZM209 181H210V180H209ZM41 182H42V181H41ZM43 182H44V181H43ZM102 182H103V181H102ZM117 182H118V181H117ZM128 182H129V179H128ZM128 182H127V183H128ZM131 182H132V181L130 180V183H131ZM135 182H139V181H135ZM145 182H146V181H145ZM156 182H157V181H156ZM160 182H159V183H160ZM163 182L165 183V181H163ZM168 182H169V181H168ZM175 182H174V183H175ZM188 182H190V181H188ZM195 182H196V181H195ZM200 182H201V181H200ZM200 182H198V183H200ZM259 182H260V181H259ZM34 183H35V182H34ZM37 183H38V182H37ZM39 183H40V182H39ZM110 183H111V182H110ZM115 183H116V181H115ZM120 183H121V182H120ZM120 183H119V184H120ZM122 183H123V181H122ZM148 183H149V182H148ZM174 183H173V184H174ZM186 183H187V182H186ZM198 183H196V184H198ZM203 183H204V182H203ZM203 183L201 182L200 184L202 185ZM215 183H216V182H215ZM220 183H221V182H220ZM237 183H239V180L237 181ZM240 183H241V181H240ZM244 183H245V182H243V185H245ZM257 183H258V181H257ZM108 184H109V183H108ZM119 184H118V186H119ZM137 184H138V183H137ZM151 184H153V183L150 182V185H151ZM157 184H158V182H157ZM162 184H163V183H162ZM179 184L181 185V181H180ZM179 184H178V186H179ZM187 184H191V182H190V183H187ZM187 184H186V185H187ZM193 184H194V183H193ZM196 184H195V185H196ZM209 184H210V183H209ZM27 185H28V184H27ZM109 185H110V184H109ZM122 185H123V184H122ZM122 185H121V186H122ZM129 185H130V184H129ZM132 185H133V184H132ZM140 185L138 184L139 187H140ZM155 185H156V184H154V186H155ZM163 185H165V184H163ZM175 185H177V184H175ZM184 185H185V184H184ZM205 185H206V184H205ZM234 185H235V184H234ZM261 185H262V184H261ZM31 186H32V184H31ZM103 186L107 187V185H106L105 183H104ZM114 186H115V185H114ZM114 186H113V187H114ZM126 186L129 187L128 185H126ZM130 186H131V185H130ZM134 186H137V185H135V183H134ZM134 186H133V187H134ZM142 186L144 187V185H142ZM159 186H160V184H159ZM159 186L157 185L156 187L158 188ZM169 186H170V184H169ZM171 186H172V185H171ZM173 186H174V185H173ZM178 186H175V187L177 188ZM182 186H183V185H182ZM182 186H181V187H182ZM193 186H194V185H193ZM198 186H199V185H198ZM198 186H197V187H198ZM208 186H209V185H208ZM223 186H224V185H223ZM223 186H222V187H223ZM226 186H227V185H226ZM228 186H229V185H228ZM263 186H264V185H263ZM89 187H90V186H89ZM111 187H112V186H111ZM119 187H120V186H119ZM131 187H132V186H131ZM139 187H138V188H139ZM156 187H155V188H156ZM184 187H185V186H184ZM188 187H189V186H188ZM224 187H225V186H224ZM233 187H234V186H233ZM240 187H241V186H240ZM254 187H256V186H254ZM27 188H28V187H27ZM27 188H26V189H27ZM107 188H108V187H107ZM125 188H126V187H125ZM138 188H137V189H138ZM140 188H141V187H140ZM144 188H146V187H144ZM148 188H149V186H148ZM148 188H147V189H148ZM152 188H153V185H152ZM162 188L164 189V186H163ZM178 188H179V187H178ZM191 188H195V187H191ZM246 188H247V187H246ZM256 188H257V187H256ZM114 189H115V188H114ZM129 189H131V188H129ZM132 189H134V188H132ZM132 189H131V190H132ZM137 189H136V190H137ZM141 189H142V188H141ZM163 189H162V190H163ZM165 189H167V188L165 187ZM199 189H200V188H199ZM199 189H198V190H199ZM206 189H207V188H206ZM212 189H213V188H212ZM217 189H219V186H218ZM224 189L226 190L227 188H224ZM224 189H223V190H224ZM231 189H232V188H231ZM234 189H236V188L234 187ZM234 189H232V190H234ZM243 189H244V188H243ZM248 189H249V188H248ZM252 189H254V188H252ZM27 190H28V189H27ZM89 190H90V189H89ZM92 190H93V189H92ZM98 190H100V189H98ZM101 190H103V189H101ZM101 190H100V191H101ZM120 190H121V189H120ZM131 190H130V191H131ZM136 190L134 189V191H136ZM142 190H143V189H142ZM148 190H149V189H148ZM150 190H151V189H150ZM159 190H161L160 187H159ZM159 190H158V191H159ZM180 190H181V189H180ZM180 190H176V191H179V192H180ZM184 190H185V188H184ZM208 190H209V189H208ZM227 190H228V189H227ZM238 190H239V189H238ZM245 190H246V189H245ZM100 191H97V192H100ZM110 191H111V189H110ZM118 191H119V190H118ZM118 191H117V192H118ZM122 191H123V190H122ZM125 191H126V190H125ZM166 191H167V190H166ZM193 191L195 192V190H192V192H193ZM200 191H201V189H200ZM203 191H204V190H203ZM219 191H220V190H219ZM234 191H236V190H234ZM234 191H233V192H234ZM239 191H240V190H239ZM243 191H244V190H243ZM249 191H250V190H249ZM24 192H25V191H24ZM26 192H28V191H26ZM137 192H138V191H137ZM137 192H136V193H137ZM152 192H153V191H152ZM152 192H151V193H152ZM154 192H155V191H154ZM156 192H157V191H156ZM159 192H160V191H159ZM159 192H158V194H157L158 197H159ZM170 192L173 193V190H171ZM170 192H169V193H170ZM187 192H188V191H187ZM190 192H191V191H190ZM206 192H207V190H206ZM230 192H231V191H230ZM230 192H229V193H230ZM241 192H242V191H241ZM89 193H91V192H89ZM94 193H95V190H94ZM101 193H102V192H101ZM104 193H105V192H104ZM110 193H111V192H110ZM110 193H109V194H110ZM120 193H121V192H120ZM123 193H124V192H123ZM123 193H122V194H123ZM128 193H129V192H128ZM138 193H139V192H138ZM166 193H167V192H166ZM166 193H165V195H163V194H164V191H163V194H162V193H161V194H162L163 196L166 197ZM176 193H177V192H176ZM183 193H184V192H183ZM183 193H182L181 195H183ZM197 193H198V192H197ZM215 193H216V192H215ZM219 193H220V192H219ZM221 193L223 194L224 192H221ZM221 193H220V194H221ZM238 193H239V192H238ZM245 193H246V192H245ZM262 193H263V192H262ZM85 194H87V193H85ZM91 194H93V193H91ZM112 194H114V193H112ZM124 194H126V192H125ZM130 194H133V193H130ZM148 194H150V193L148 192L147 195H148ZM208 194H209V193H208ZM222 194H221V195H222ZM224 194H225V193H224ZM233 194H234V193H233ZM235 194H236V193H235ZM88 195H89V194H88ZM88 195H86V197H87ZM100 195H102V194H100ZM110 195H111V194H110ZM114 195H115V194H114ZM114 195H113V197H115ZM117 195H119V194H117ZM140 195H141V194H140ZM142 195H143V194H142ZM173 195H174V194H173ZM173 195H172V196H173ZM190 195H191V194H190ZM194 195H195V194H194ZM217 195H218V194H217ZM228 195H229V194H228ZM254 195H255V194H254ZM254 195H253V196H254ZM18 196H19V195H18ZM20 196H21V195H20ZM95 196H97V195L95 194ZM111 196H112V195H111ZM126 196H127V195H126ZM134 196H135V194H134ZM153 196H155V195H153ZM153 196H152V197H153ZM163 196H161V197L163 198ZM170 196H171V195H169V197H170ZM253 196H252V197H253ZM13 197H14V196H13ZM24 197H25V195H24ZM103 197H104V196H103ZM105 197H107V195H106ZM105 197H104V198H105ZM122 197H123V196H122ZM122 197H121V198H122ZM132 197H133V196H132ZM155 197H156V196H155ZM179 197H180V196H179ZM181 197L183 198V196H181ZM181 197H180V200H181ZM223 197H224V196H223ZM223 197H222V198H223ZM229 197H230V195H229ZM231 197H232V196H231ZM234 197H235V196H234ZM83 198H84V197H83ZM90 198H91V200H92V197H90ZM100 198H101V197H100ZM100 198H99V199H100ZM108 198H109V196H108ZM123 198H124V197H123ZM127 198H128V197H127ZM127 198H126V199H127ZM130 198H131V197H130ZM135 198H136V197H135ZM146 198H147V196H146ZM156 198H157V197H156ZM166 198H167V197H166ZM172 198H173V197H172ZM192 198H195V196H194V197L192 196ZM212 198H213V197H212ZM217 198H218V197H217ZM235 198H236V197H235ZM242 198H243V197H242ZM245 198H246V197H245ZM14 199H15V198H14ZM22 199H23V198H22ZM126 199H125V200H126ZM149 199H150V198H149ZM152 199H153V201H154V198H152ZM174 199H175V201H176V199H178V197H177V198H174ZM190 199H191V198H190ZM190 199H189V200H190ZM199 199H200V198H199ZM229 199H231V198H229ZM254 199H255V197H254ZM19 200H20V197H19ZM89 200H90V199H89ZM89 200H88V201H89ZM94 200H95V202H96L97 199L94 198ZM110 200H111V199H110ZM120 200H121V199H120ZM120 200H119V201H120ZM135 200H136V199H135ZM158 200H159V198H158ZM164 200H165V199H164ZM180 200H179V201H180ZM201 200H202V199H201ZM206 200H207V199H206ZM209 200H210V199H209ZM216 200H217V199H216ZM244 200H245V199H244ZM15 201H17V200H15ZM79 201H80V200H79ZM92 201H93V200H92ZM99 201H100V200H99ZM107 201H108V199H107ZM130 201H131V199H130ZM139 201H141V200H139ZM145 201H146V200H145ZM150 201H151V199H150ZM155 201L157 202L156 199H155ZM162 201H163V200H162ZM181 201H182V200H181ZM211 201H212V200H211ZM214 201H215V199H214ZM223 201H224V198H223ZM226 201H227V200H226ZM229 201H230V200H229ZM235 201H236V200H235ZM17 202H18V201H17ZM82 202H83V201H82ZM84 202H86V201H84ZM102 202H103V201H102ZM109 202H111V201H109ZM116 202H117V201H116ZM156 202H155V203H156ZM158 202H160V200H159ZM158 202H157V203H158ZM164 202H165V201H164ZM190 202H191V201H190ZM196 202H197V201H196ZM261 202H262V201H261ZM18 203H19V202H18ZM113 203H114V202H113ZM120 203H121V202H120ZM126 203H127V202H126ZM126 203H125V204H126ZM134 203H135V202H134ZM137 203H139V202L137 201ZM148 203H149V202H148ZM152 203L155 204L154 202H152ZM161 203H162V202H160V204H161ZM165 203H166V202H165ZM167 203H168V201H167ZM171 203H172V202H171ZM176 203H178V200H177ZM192 203H193V202H192ZM194 203H195V202H194ZM200 203H201V202H200ZM211 203H212V202H211ZM211 203H210V204H211ZM219 203L222 204L221 201H220ZM232 203H233V202H232ZM238 203H240V202L238 201ZM238 203H237V204H238ZM243 203H244V202H243ZM243 203H242V204H243ZM81 204H84V203H81ZM85 204H86V203H85ZM92 204H94V203H92ZM97 204H98V203H97ZM99 204H100V203H99ZM109 204H110V203H108V205H109ZM121 204H123V203H121ZM135 204H136V203H135ZM169 204H170V203H169ZM172 204H174V203H172ZM183 204H184V203H183ZM195 204H196V203H195ZM204 204H205V203H204ZM237 204H236V206H237ZM242 204H241V205H242ZM95 205H96V204H95ZM108 205H107V206H108ZM130 205H131V202H130ZM149 205H151V204H149ZM161 205H162V204H161ZM161 205H160V206H161ZM178 205H179V203H178ZM178 205H177V206H178ZM201 205H202V204H201ZM205 205H206V204H205ZM227 205H228V204H227ZM230 205H231V204H230ZM80 206H81V205H80ZM90 206H91V204H90ZM103 206H104V205H103ZM136 206H137V205H136ZM141 206H142V205H141ZM146 206H147V205H146ZM151 206H152V205H151ZM156 206L158 207V205H156ZM156 206H154V207L152 206L153 209H154ZM165 206H166V204H165ZM172 206H173V205H172ZM174 206H176V205L174 204ZM183 206H184V205H183ZM219 206L221 207V205H219ZM105 207H106V206H105ZM110 207H111V206H110ZM127 207H128V206H127ZM132 207H134V206H132ZM162 207H163V206H162ZM169 207H171V206H169ZM181 207H182V205H181ZM185 207H186V206H185ZM187 207H188V206H187ZM191 207H192V206H191ZM191 207H188V208L191 209ZM197 207H198V206H197ZM203 207H204V206H203ZM207 207H208V206H207ZM214 207H215V206H214ZM214 207H213V208H214ZM222 207H224V206H222ZM94 208L96 209V206H95ZM100 208H102V206H101ZM138 208H139V207H138ZM146 208H147V207H146ZM166 208H168V207H165V209H166ZM193 208H194V207H193ZM210 208H211V207H210ZM236 208H237V207H236ZM239 208H240V207H239ZM90 209H91V208H90ZM98 209H99V208H98ZM98 209H97V210H98ZM110 209H111V208H110ZM118 209H119V208H118ZM120 209H121V208H120ZM153 209H152V210H153ZM156 209H157V208H156ZM162 209H163V208H162ZM173 209H174V207L172 208V211H173ZM182 209H183V208H182ZM182 209H181V210H182ZM185 209H187V208H185ZM214 209L216 210V208H214ZM214 209H212V210H214ZM221 209H222V208H221ZM221 209H220V210H221ZM232 209H233V208L231 207V210H232ZM241 209H242V208H241ZM107 210H108V209H107ZM115 210H116V208H115ZM139 210H140V209H139ZM168 210H169V208H168ZM174 210H175V209H174ZM177 210H178V209H176L175 211L177 212ZM188 210H189V209H188ZM204 210H205V209H204ZM208 210L210 211V209H208ZM212 210H211V212H212ZM218 210H219V209H218ZM218 210H217V211H218ZM237 210H238V209H237ZM244 210H245V209H244ZM250 210H251V209H250ZM91 211H94V210H91ZM104 211H105V210H104ZM136 211H137V210H136ZM150 211H151V210H150ZM170 211H171V210H170ZM179 211H180V210H179ZM185 211H186V210H185ZM189 211H190V210H189ZM206 211H207V210H206ZM226 211H228V210H226ZM229 211H230V209H229ZM232 211H234V210H232ZM258 211H259V210H258ZM36 212H37V211H36ZM109 212H112V211H109ZM119 212H120V211H119ZM122 212H123V211H122ZM126 212L128 213L127 209H126ZM131 212H132V211H131ZM144 212H145V211H144ZM163 212H165V211H163ZM163 212H162V213H163ZM173 212H174V211H173ZM180 212H181V211H180ZM182 212H184V211H182ZM194 212H195V208H194ZM194 212H193V214L195 215ZM211 212H209V214H210ZM234 212H235V211H234ZM247 212H248V211H247ZM251 212H253V211H251ZM41 213H42V212H41ZM41 213H40V214H41ZM43 213H44V212H43ZM45 213H46V211H45ZM86 213H87V212H86ZM89 213H90V212H89ZM92 213L95 214L94 212H92ZM100 213H101V212H100ZM127 213H126V214H127ZM151 213H152V212H151ZM154 213H155V211H154ZM156 213H158V212H156ZM156 213H155V215H156ZM165 213H166V212H165ZM184 213H185V212H184ZM186 213H187V212H186ZM203 213H204V211H203ZM205 213H206V212H205ZM205 213H204V214H205ZM207 213H208V211H207ZM213 213H214V212H213ZM220 213H222V212H220ZM230 213H232V212H230ZM108 214H109V213H108ZM133 214H134V212H133ZM146 214H147V212H146ZM149 214H150V213H149ZM149 214H148V215H149ZM169 214H171V213L169 212L168 215H169ZM172 214H173V213H172ZM175 214H176V213H175ZM177 214H179V213H177ZM200 214L202 215V213H200ZM200 214H199V215H200ZM209 214H208V215H209ZM217 214H218V213H217ZM225 214H227V213L225 212ZM242 214H243V213H242ZM248 214H249V213H248ZM30 215H31V214H30ZM33 215H34V214H33ZM33 215H32V216H33ZM86 215H87V214H86ZM97 215H98V214H97ZM123 215H124V213H123ZM143 215H144V214H143ZM148 215H147V216H148ZM151 215H152V214H151ZM159 215H160V213H159ZM179 215H181V213H180ZM197 215H198V212H197ZM208 215L206 214L207 217H208ZM210 215L213 216V214H210ZM215 215H216V214H215ZM222 215H223V213H222ZM235 215H236V214H235ZM238 215H239V214H238ZM32 216H30V218H31ZM105 216H106V215H105ZM111 216H112V215H111ZM114 216H115V213H114ZM139 216H141V214H140ZM156 216H157V215H156ZM164 216H165V215H164ZM164 216H162V218H163ZM169 216H170V215H169ZM184 216H185V215H184ZM184 216H183V217H184ZM187 216H188V215H187ZM191 216H192V215H191ZM223 216H224V215H223ZM228 216H229V215H228ZM231 216H232V215H231ZM261 216H262V215H261ZM51 217H52V216H51ZM51 217H50V218H51ZM53 217H55V216H53ZM53 217H52V218H53ZM56 217H57V216H56ZM95 217H96V216H95ZM128 217H129V216H128ZM132 217H133V215H132ZM157 217L159 218V216H157ZM166 217H168V216H165L164 218H166ZM172 217H173V216H172ZM176 217H177V216H176ZM204 217H205V216H204ZM213 217H214V216H213ZM215 217H216V216H215ZM215 217H214V218H215ZM217 217H218V216H217ZM219 217H221V215H220ZM224 217H225V216H224ZM224 217H221V218H224ZM233 217H234V216H233ZM258 217H260V215H259ZM80 218H81V216H80ZM91 218H93V217L91 216ZM100 218H102V216H101ZM133 218H134V217H133ZM138 218H140V217H138ZM142 218H144V217H142ZM147 218H148V217H147ZM152 218H154V217H152ZM194 218H196V217H194ZM208 218H209V217H208ZM221 218H220V219H221ZM226 218H227V217H225V219H226ZM228 218H230V217H228ZM236 218H237V217H236ZM239 218H240V216H239ZM76 219H78V218H76ZM98 219H99V218H98ZM103 219H105V218H103ZM117 219H118V218H117ZM123 219H124V218H123ZM127 219H128V218H127ZM156 219H157V218H156ZM186 219H187V218H186ZM188 219H189V218H188ZM200 219H201V218H200ZM220 219H218V220H220ZM241 219H243V218H241ZM25 220H26V219H25ZM84 220H85V219H84ZM87 220H88V219H87ZM111 220H112V219H111ZM119 220H120V219H119ZM143 220H144V219H143ZM149 220H150V219H149ZM160 220H161V218H160ZM177 220H178V219H177ZM184 220H185V219H184ZM193 220H195V219H193ZM198 220H199V219H198ZM198 220H197V221H198ZM206 220H207V218H206ZM210 220H211V218H210ZM253 220H254V219H253ZM28 221H29V220H28ZM51 221H52V220H51ZM68 221H69V219H68ZM73 221H75V219H74ZM93 221H94V218H93L92 222H93ZM97 221H98V220H97ZM113 221H114V220H113ZM126 221H127V220H126ZM134 221H135V220H134ZM137 221L139 222V220H137ZM137 221H136V222H137ZM141 221H142V219H141ZM141 221H140V223H142ZM151 221H152V220H151ZM154 221H155V220H154ZM157 221H158V220H157ZM162 221H165V220L162 219ZM162 221H161V225H162V223H163ZM188 221H189V220H188ZM191 221H192V218H191ZM202 221H203V220H202ZM212 221H213V220H212ZM212 221H211V222H212ZM214 221H215V220H214ZM226 221H227V220H226ZM226 221H225V222H226ZM229 221H230V220H229ZM233 221H234V220H233ZM246 221H247V220H246ZM256 221H257V220H256ZM70 222H71V221H70ZM79 222H80V220H79ZM79 222H78V223H79ZM81 222H82V221H81ZM99 222H100V221H99ZM99 222H97V223H99ZM108 222H109V224H110V221H109V220H108ZM124 222H125V220H124ZM167 222H169V220H168ZM180 222H181V221H180ZM198 222H199V221H198ZM208 222H209V221H208ZM211 222H210V223H211ZM222 222H223V221H222ZM241 222H243V221H241ZM63 223H64V221H63ZM68 223H69V222H68ZM84 223H85V221H84ZM94 223H95V222H94ZM119 223H120V222H119ZM127 223H129V222H127ZM140 223H139V224H140ZM147 223H148V222H147ZM150 223H151V222H150ZM156 223H157V222H156ZM174 223H175V222H174ZM186 223H187V220H186ZM199 223H200V222H199ZM202 223H203V222H202ZM202 223H201V224H202ZM226 223H228V222H226ZM261 223H262V222H261ZM73 224H74V223H73ZM109 224H108V225H109ZM131 224H132V223H131ZM135 224H136V223H135ZM143 224H144V223H143ZM158 224H159V223H157L156 225H158ZM172 224H173V221H172ZM172 224H171V225H172ZM176 224H178V223H176ZM189 224H190V223H189ZM189 224H187V225H189ZM195 224H196V223H195ZM214 224H215V223H214ZM223 224H224V222H223ZM223 224H222V225H223ZM228 224H229V223H228ZM231 224H232V223H231ZM256 224H257V223H256ZM83 225H84V224H83ZM103 225H104V224H103ZM125 225H126V224H125ZM148 225L150 226L151 224H147V227H145L146 229L148 228ZM161 225L159 224L158 226H161ZM167 225H168V224H167ZM178 225H179V224H178ZM183 225H184V224H183ZM196 225H197V224H196ZM209 225H210V224L208 223L207 226L209 227ZM211 225H212V224H211ZM250 225H251V224H250ZM260 225H261V224H260ZM262 225H263V224H262ZM67 226H68V225H67ZM101 226H102V225H101ZM120 226H121V225H120ZM162 226H165V224L162 225ZM191 226L193 227V225H191ZM199 226H200V225H199ZM204 226H205V225H204ZM217 226H218V225H217ZM68 227H69V226H68ZM84 227H86V226H84ZM84 227H83V228H84ZM89 227H90V226H89ZM89 227L87 226V228H89ZM128 227H129V226H128ZM151 227H152V226H151ZM153 227H154V226H153ZM155 227H156V226H155ZM155 227H154V230L156 231ZM165 227H166V226H165ZM170 227H171V226H170ZM175 227H177V226H175ZM180 227H182V226H180ZM183 227H184V226H183ZM183 227H182V228H183ZM208 227H207V228H208ZM212 227H213V226H212ZM234 227H235V226H234ZM42 228H43V227H42ZM44 228H45V227H44ZM69 228H70V227H69ZM71 228H72V226H71ZM75 228H76V227H75ZM90 228H91V227H90ZM108 228H109V227H108ZM112 228H113V227H112ZM119 228H120V227H119ZM132 228H133V226H132ZM136 228H137V227H136ZM139 228H140V226H139ZM163 228H164V227H163ZM163 228H162V229H163ZM167 228H168V227H167ZM188 228H189V227H188ZM188 228H187V229H188ZM209 228H210V227H209ZM225 228H226V226H225ZM260 228H261V227H260ZM260 228H259V229H260ZM67 229H68V228H67ZM78 229H79V228H78ZM81 229H82V228H81ZM85 229H86V228H85ZM98 229H99V228H98ZM128 229H130V228H128ZM128 229H127V230H128ZM140 229H141V228H140ZM140 229H138V230H140ZM157 229H159V228H157ZM179 229H180V228H179ZM199 229H200V228H199ZM215 229H216V228H215ZM217 229H218V228H217ZM71 230H72V229H71ZM76 230H77V229H76ZM101 230H102V229H101ZM114 230H115V229H114ZM134 230H135V229H134ZM138 230H137V231H138ZM141 230H142V229H141ZM148 230L151 231V228L148 229ZM163 230L165 231V229H163ZM189 230H191V227H190ZM201 230H202V229H201ZM206 230H207V229H206ZM206 230H205V231H206ZM211 230H212V229H211ZM260 230H261V229H260ZM89 231H90V230H89ZM152 231H153V230H152ZM157 231H158V230H157ZM161 231H162V230H161ZM164 231H162V233H163ZM177 231H178V230H177ZM194 231H195V229H194ZM196 231H197V230H196ZM203 231H204V229H203ZM203 231H202V232H203ZM205 231H204V232H205ZM214 231H215V230H214ZM229 231H230V230H229ZM114 232H115V231H114ZM139 232H140V231H139ZM139 232H137V233H139ZM144 232H145V231H144ZM144 232H143V233H144ZM146 232H148V231H146ZM167 232H168V231H167ZM183 232H185V231H183ZM206 232H207V231H206ZM208 232H209V231H208ZM70 233H71V232H70ZM104 233H105V232H104ZM116 233H117V232H116ZM158 233H160V232H158ZM162 233H161V234H162ZM102 234H103V233H102ZM154 234H156V236H155V237H152V238L159 237V236H157V233H154ZM164 234H165V233H164ZM167 234H168V233H167ZM185 234H189V233H185ZM190 234H191V233H190ZM194 234L197 235V233H195V232H194ZM209 234H210V233H209ZM222 234H223V233H222ZM72 235H73V234H72ZM76 235H77V234H76ZM80 235H81V234H80ZM90 235H91V234H90ZM106 235H107V234H106ZM108 235H109V233H108ZM108 235H107V236H108ZM158 235H159V234H158ZM174 235H176V234H174ZM198 235H199V234H198ZM201 235H202V234H201ZM78 236H79V234H78ZM92 236H93V235H92ZM96 236H97V235H96ZM100 236H101V235H100ZM115 236H116V235H115ZM119 236H120V235H119ZM122 236H123V235H122ZM125 236H126V235H125ZM130 236H131V235H130ZM146 236H149V235H146ZM192 236H193V235H192ZM202 236H203V235H202ZM202 236H201V237H202ZM209 236H210V235H209ZM253 236H256V235H253ZM59 237H60V236H59ZM65 237H66V236H65ZM80 237H82V236H80ZM141 237H142V236H141ZM162 237H163V236H161V239H162ZM173 237H174V236H173ZM190 237H191V236H190ZM193 237H194V236H193ZM206 237H207V236H206ZM60 238H61V237H60ZM86 238H87V236H86ZM94 238H95V237H94ZM97 238H98V237H97ZM99 238H101V237H99ZM144 238H146V237H143V239H144ZM152 238H151V239H152ZM166 238H167V236H166ZM168 238H169V237H168ZM180 238H181V237H180ZM183 238H184V237H183ZM258 238H260V237H258ZM70 239H71V238H70ZM103 239H104V238H103ZM109 239H110V238H109ZM123 239H125V238H123ZM136 239H137V238H136ZM151 239H150V240H151ZM157 239H158V238H157ZM161 239H160V240H161ZM164 239H165V238H164ZM164 239H163V240H164ZM169 239H170V238H169ZM172 239H173V238H172ZM175 239H176V237H175ZM189 239H190V238H189ZM200 239H201V238H200ZM210 239H211V238H210ZM55 240H56V239H55ZM73 240H75V239H73ZM88 240H89V239H88ZM125 240H126V239H125ZM140 240H142V239H140ZM144 240H145V239H144ZM146 240H147V239H146ZM158 240H159V239H158ZM163 240H162V241H163ZM192 240H193V239H192ZM206 240H207V239H206ZM212 240H213V239H212ZM217 240H218V239H217ZM253 240H254V239H253ZM85 241H86V240H85ZM120 241H121V240H120ZM122 241H123V240H122ZM127 241H128V239H127ZM136 241H137V240H136ZM169 241H170V240H169ZM169 241H168V239H167V241H165V242H169ZM175 241H177V240H175ZM178 241H180V240L178 239ZM197 241H198V240H197ZM203 241H204V239H203ZM55 242H56V241H55ZM112 242H114V241L112 240ZM123 242H124V241H123ZM123 242H122V243H123ZM130 242H131V241H130ZM133 242H134V241H133ZM140 242H141V241H140ZM149 242H150V241H149ZM157 242H158V241H157ZM163 242H164V241H163ZM170 242H171V241H170ZM173 242H174V239H173ZM187 242H188V241H187ZM189 242H190V241H189ZM205 242H206V241H205ZM61 243H62V242H61ZM65 243H66V242H65ZM98 243H99V242H98ZM98 243H97V244H98ZM135 243H136V242H135ZM135 243H134V246H135ZM153 243H154V242H153ZM160 243H162V242H160ZM184 243H185V242H184ZM198 243H199V242H198ZM200 243H201V242H200ZM258 243H259V241H258ZM73 244H74V243H73ZM110 244H111V243H110ZM143 244H144V243H143ZM146 244H148V242H147ZM162 244H164V243H162ZM171 244H173V243H171ZM202 244H203V242L201 243V245H202ZM205 244H206V243H205ZM215 244L217 245V243H215ZM218 244H219V243H218ZM223 244H224V243H223ZM223 244H222V245H223ZM225 244H226V243H225ZM256 244H257V243H256ZM55 245H56V244H55ZM65 245H66V244H65ZM67 245H68V243H67ZM67 245H66V247H67ZM95 245H96V244H95ZM98 245H99V244H98ZM137 245H139V244L137 243ZM141 245H142V244H141ZM151 245H152V244H151ZM155 245H156V244H155ZM166 245H170V244H166ZM188 245H189V243H188ZM229 245H230V244H229ZM234 245H235V244H234ZM250 245H251V244H250ZM69 246H72V245H69ZM78 246H79V245H78ZM78 246H77V247H78ZM130 246H131V245H130ZM130 246H129V248H130ZM158 246H159V245H158ZM161 246H162V245H161ZM210 246H211V244H210ZM218 246H219V245H218ZM257 246H258V245H257ZM106 247H107V246H106ZM109 247H110V246H109ZM109 247H108V248H109ZM118 247H119V246H118ZM118 247H116V248H118ZM126 247H127V246H126ZM138 247H139V246H138ZM142 247H143V246H142ZM166 247H167V246H166ZM175 247H176V246H175ZM184 247H185V246H184ZM192 247L194 248L193 243H192ZM204 247H205V246H204ZM144 248H145V247H144ZM144 248H143V249H144ZM154 248H155V247H154ZM159 248H160V247H159ZM164 248H165V247H164ZM170 248H171V245H170V247H169V250H170ZM207 248H208V247H207ZM249 248H250V247H248V249H249ZM12 249H15V250H16V247L13 246ZM99 249H100V248H98L97 250H99ZM119 249H120V248H119ZM133 249H134V248H133ZM143 249H142V250H143ZM155 249H157V248H155ZM162 249H163V248H162ZM162 249H161V250H162ZM188 249H189V248H188ZM203 249H204V248H203ZM208 249H211V252L213 251V250H212V247H211V248H208ZM216 249H217V248H216ZM248 249H247V250H248ZM58 250H59V249H58ZM64 250H65V249H64ZM71 250H72V249H71ZM110 250H111V249H110ZM130 250H131V249H130ZM148 250H149V249H148ZM150 250H151V249H150ZM157 250H158V249H157ZM161 250H160V253H161ZM169 250H168V251H169ZM174 250H175V249H174ZM194 250H195V249H194ZM196 250H197V248H196ZM199 250H200V249H199ZM243 250H244V249H243ZM61 251H62V250H61ZM135 251H136V250H135ZM140 251H141V250H140ZM153 251H154V250H153ZM164 251H165V250H164ZM164 251H162V252H164ZM172 251H173V249H172ZM200 251H201V250H200ZM204 251H205V250H204ZM215 251H216V250H215ZM57 252H58V251H57ZM126 252H127V251H126ZM141 252H142V251H141ZM154 252H155V251H154ZM154 252H153V253H154ZM156 252H157V251H156ZM165 252H166V251H165ZM169 252H170V251H169ZM169 252H168V253H169ZM175 252H176V250H175ZM187 252H188V251H187ZM227 252H228V251H227ZM12 253H16V252H14V250H12ZM65 253H66V252H65ZM134 253H135V252H134ZM168 253H165L164 255L167 256ZM184 253H185V252H184ZM189 253H190V251H189ZM198 253H199V251H198ZM250 253L253 254V252H250ZM74 254H75V253H74ZM113 254H114V253H113ZM135 254H137V253H135ZM150 254H152V250L150 251ZM157 254H158V253H157ZM157 254H156V255H157ZM175 254H176V253H175ZM205 254H206V253H205ZM210 254H211V253H210ZM252 254H251V255H252ZM109 255H110V254H109ZM142 255H143V254H142ZM146 255H147V253H146ZM148 255H149V254H148ZM148 255H147V256H148ZM154 255H155V254H154ZM161 255H162V254H161ZM164 255L161 256V257L164 258ZM172 255H173V254H172ZM180 255H181V254H180ZM187 255H188V254H187ZM208 255H209V254H208ZM212 255H213V254H212ZM253 255H254V254H253ZM76 256H77V255H76ZM132 256H134V255H132ZM140 256H141V255H140ZM143 256H144V255H143ZM157 256H159V255H157ZM157 256H156V258H157ZM168 256H169V254H168ZM168 256H167V257H168ZM177 256H178V255H177ZM184 256H185V255H184ZM196 256H197V255H196ZM214 256H215V255H214ZM151 257H152V256H151ZM180 257H181V256H180ZM191 257H192V256H191ZM191 257H190V255H189V259H190ZM249 257H250V256H249ZM64 258H65V257H64ZM67 258H68V257H67ZM110 258H111V257H110ZM113 258H114V257H113ZM129 258H130V257H129ZM159 258H160V257H159ZM163 258H162V259H163ZM173 258H174V256H173ZM185 258H186V257H185ZM187 258H188V257H187ZM187 258H186V259H187ZM206 258H207V257H206ZM258 258H259V257H258ZM127 259H128V258H127ZM133 259H134V258H133ZM151 259H152V258H151ZM157 259H158V258H157ZM175 259H176V258H175ZM232 259H233V258H232ZM250 259H251V258H250ZM105 260H106V259H105ZM145 260H146V259H145ZM154 260H155V257H154ZM165 260H166V259H165ZM219 260H220V259H219ZM254 260H255V259H254ZM258 260H260V259H258ZM64 261H65V260H64ZM116 261H117V260H116ZM121 261H122V260H121ZM125 261H126V260H125ZM133 261H134V260H133ZM136 261H137V260H136ZM159 261H160V260H159ZM161 261H162V260H161ZM168 261H169V260H168ZM168 261H167V262H168ZM173 261L175 262V260H173ZM183 261H184V260H183ZM185 261H186V260H185ZM105 262H106V261H105ZM126 262H127V261H126ZM167 262H166V263H167ZM257 262H258V261H257ZM257 262H256V263H257ZM261 262H262V261H261ZM261 262H260V263H261ZM133 263H134V262H133ZM158 263H160V262H158ZM161 263H162V262H161ZM172 263H173V262H172ZM181 263H182V262H181ZM189 263H190V262H189ZM189 263H188V264H189ZM262 263H263V262H262ZM144 264H145V263H144ZM173 264H174V263H173ZM190 264H191V263H190Z\"/></svg>","mask_w":264,"mask_h":264},{"label":"water","instance_id":"obj_3","mask_svg":"<svg viewBox=\"0 0 264 264\" xmlns=\"http://www.w3.org/2000/svg\"><path fill=\"white\" fill-rule=\"evenodd\" d=\"M147 1H149L150 5L156 6L164 0ZM46 3L47 0H44L41 11L46 8ZM101 31L102 28H98L94 33L88 35L72 55L69 66L61 79L53 101L56 109L70 102L75 87L84 78L86 69L92 61V53H90L89 47L97 42L99 43V34ZM48 131V128H44L41 133L35 136V146L30 149V156H35L39 148L44 145ZM91 137L89 136V139ZM83 147V144H74L73 147L68 148V152L72 154L75 151L81 150L82 153L79 156L85 158L88 152L87 150L84 151ZM33 169L34 164L32 162L10 163L6 167V170L0 174V205L4 200L7 202L11 201L6 206V210H12V215L9 220L0 219V264H49V254L53 250V240L64 234L63 227H61L63 220L70 218L68 215H76L79 217L77 213L73 212L71 203L66 201L59 202L57 200L56 197L60 190L59 183H57L59 186H55L50 190L45 189V187L39 188L38 184H33L29 188V192H35L34 195H37L36 198L38 201L45 199L46 209L54 207L59 212V219L55 222H48L46 225H44L41 217L32 220L30 223L21 222V218L27 213L26 211H29L33 206L25 208L19 206V204H14L12 194L23 185L25 178ZM68 169L66 168L64 170L66 171ZM42 226L45 229H42ZM18 230L21 233L10 236L9 232ZM91 241L92 239L86 240L85 244L78 251V253H81L80 258L73 261L68 260L61 264H101L100 252L96 250L97 248L94 242ZM13 246L16 247V250L12 249ZM12 250L16 253H12ZM7 255L12 257V262L6 261Z\"/></svg>","mask_w":264,"mask_h":264}]
</instances>
